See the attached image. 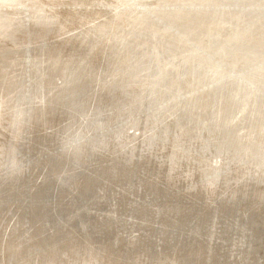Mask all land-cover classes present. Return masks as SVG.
<instances>
[{
  "label": "rangeland",
  "instance_id": "1",
  "mask_svg": "<svg viewBox=\"0 0 264 264\" xmlns=\"http://www.w3.org/2000/svg\"><path fill=\"white\" fill-rule=\"evenodd\" d=\"M23 1V2H22ZM56 1V2H55ZM60 1V2H59ZM72 1V2H71ZM121 1V2H120ZM131 1V2H130ZM161 1V2H160ZM170 1L169 3H167L166 0H0V33L2 34V36L0 35V71L3 72L0 74V81H2L1 84H3L2 86L0 85V97L2 98H6V99H11V100H17L18 98H21L25 95H32L31 97H38L39 103L36 104V106H34L33 109V114L30 120V124L28 125L29 130H27L25 128V136L24 138H26L24 141L29 143V141L32 143H36L37 148L40 149V147H42L44 144L46 145L47 142H49L48 144L51 145H55V142L58 143L59 141L56 139H59L58 137L61 136V134L65 131V129L70 126V123H75L78 122L79 120V116H81L83 114V112L85 113L86 110L88 112H96V113H104L103 117L105 120V123L110 122L111 118L113 116H115L116 112L120 114V118L122 117V119H119L118 116H116L118 119L116 121H119V123H116L114 126L113 124H111V128H109V132H105V136H103V140H107V141H115L117 142L116 145L118 147H125L127 145V141L131 140V138L136 137V134H143V136L145 137H150L153 133V131H157L160 134H158V138L157 136H154V140H151L152 144L151 146L148 144V149H146L149 152V155L147 154L148 152H143V154H140V156L144 157L145 159H143V157L141 158L139 156V154H137V151H133L130 154V157H128V163L127 164V168H122V170L120 172H118L117 175H113L110 174L109 172H106V168L104 169V167L102 168V166H100V169H96L97 165H100V163L105 165H116V163L118 164V157H116V154L118 153L117 151L115 152H111V151H103V153L100 155H97L95 158L98 159V162L96 163V165L94 164V166H90V170L89 168L86 170H83L82 168H75V170H72V166L71 168L69 167L71 164L68 162L70 161L68 158H66L64 155L61 156L62 154L60 153V151L53 153L54 156L50 159L51 162H53V165H55L53 168L56 171H54L53 174V178L56 181L58 179V173L60 172L59 169H65V171L71 172L72 175H76L77 173H81V170L83 173H81L82 175L79 177L73 176L70 178H66L65 182L63 181V183L57 180L58 184L60 183L63 187L60 189H54L52 187L47 188V191H51L46 193V191L44 192V190H42L41 192H38V194L36 196L38 197H32L30 199V201L27 199L30 194L27 193V190L25 189H21L20 191L18 190V192L14 189V190H7V192H5L4 194H0V238L2 237V239H0V256L2 255V257H0V264H193L192 262H194V264H215V262L217 264H236L237 261L239 264H251V263H247L250 260V257L253 256V252L255 254H260L259 259L257 257V259L255 260L256 263L255 264H264V256H261L262 252L260 253V251L258 249H260V247L264 246V88L262 87V85L264 86V4L263 0H255V2H253L254 0H168ZM184 1V2H183ZM191 1V2H190ZM209 1V2H208ZM243 1V2H242ZM6 3L9 4V2H11L10 4L16 5L15 7H11V8H5L4 6L2 7V5H4ZM20 4H19V3ZM22 2V3H21ZM25 2V3H24ZM32 5L31 6V10H30V5L29 3ZM40 2V5H39ZM45 2V3H43ZM48 2V3H47ZM127 2V3H125ZM130 2V3H129ZM148 2V3H147ZM182 2V3H181ZM188 2V3H187ZM201 2V3H200ZM205 2V3H204ZM225 2V4H224ZM236 2V4L234 3ZM4 3V4H3ZM28 3V4H27ZM76 3V4H75ZM114 3V4H113ZM125 3V4H124ZM158 3V4H157ZM165 5H164V4ZM175 3V5L173 4ZM177 3V4H176ZM180 3V4H178ZM211 3V4H210ZM228 3V4H227ZM238 3V5H237ZM253 3V4H252ZM47 4V5H46ZM49 4V5H48ZM162 4L164 6H162ZM171 4V5H169ZM186 4V5H185ZM194 4V6L192 5ZM217 4V5H216ZM235 4V5H234ZM249 4V5H248ZM18 5V6H17ZM61 5V6H60ZM92 5V6H91ZM117 5V6H116ZM181 5V6H180ZM191 5V7H190ZM206 5V6H205ZM217 7H215V6ZM222 5V6H221ZM251 5V6H250ZM253 5V7H252ZM45 6V7H44ZM47 6V8H46ZM126 6V7H125ZM130 6V7H129ZM176 6V7H175ZM187 6V8H186ZM205 6V7H204ZM219 6V7H218ZM224 6V7H223ZM226 6H228L226 8ZM233 6V7H232ZM240 6V7H239ZM242 6V10L240 9ZM261 6V7H259ZM17 7V8H16ZM20 7V8H19ZM26 7V9H25ZM35 7V8H34ZM39 7V8H38ZM49 7V8H48ZM92 7V8H91ZM154 7V8H153ZM158 7V9H157ZM164 7V8H162ZM172 7V8H171ZM179 7V9H178ZM204 7V8H203ZM215 7V8H214ZM223 7V9H222ZM232 7V8H231ZM236 7V8H235ZM28 8V9H27ZM37 8V9H36ZM44 8V9H43ZM65 8V10H64ZM73 8V9H72ZM134 8V9H133ZM153 8V9H152ZM189 8V10H188ZM225 8V9H224ZM253 8V9H252ZM262 8V10H260ZM16 9H19L20 11L18 12ZM49 9V10H48ZM82 9V10H81ZM85 9V10H84ZM139 9V10H138ZM163 9V10H162ZM177 9V10H176ZM207 9V10H206ZM216 9V10H215ZM231 9V10H230ZM233 9V10H232ZM238 9V10H237ZM254 9H256L255 11H253ZM13 10V11H12ZM26 10V11H25ZM39 10V12L37 11ZM42 10V11H41ZM112 10V11H111ZM161 10V11H160ZM168 10V12H167ZM186 10V11H185ZM222 12H221V11ZM237 10V12L235 11ZM248 10V11H246ZM260 10V11H259ZM12 11V12H10ZM15 11H17V15L15 13ZM29 11V12H27ZM33 11V12H31ZM36 11V12H35ZM160 11V13H159ZM163 11V12H162ZM171 11H173L171 13ZM199 11V12H198ZM217 11V12H215ZM251 11V12H250ZM9 12V13H8ZM61 12V14H60ZM66 12V13H65ZM98 12V13H97ZM175 12V13H174ZM190 12V13H189ZM197 12V13H196ZM202 12V13H201ZM208 12V13H207ZM240 12V13H239ZM242 12V13H241ZM259 12V13H257ZM263 12V14H262ZM4 13V15H3ZM7 13V14H6ZM14 13V14H13ZM23 13V14H22ZM25 13V15H24ZM38 13V14H36ZM41 13V14H40ZM48 13V14H47ZM90 13V14H89ZM158 13V14H157ZM174 13V15H173ZM189 13V14H188ZM238 13V14H237ZM245 13V14H243ZM252 13V14H251ZM254 13V14H253ZM8 14L10 16H8ZM34 14V15H33ZM36 14V15H35ZM45 16H43V15ZM84 14V15H83ZM103 14V15H102ZM109 14V15H108ZM160 14V16H159ZM170 14V15H169ZM180 14V15H179ZM193 14V16H192ZM195 14V15H194ZM202 14V15H201ZM213 14V15H212ZM222 14V15H221ZM225 14V15H224ZM229 14V15H228ZM247 14V15H246ZM250 14V15H249ZM30 17H28V16ZM48 15V16H47ZM75 15V16H74ZM88 15V16H87ZM133 15V16H132ZM165 15V16H164ZM236 15V16H235ZM246 15V17H244ZM256 15V16H255ZM8 16V17H7ZM15 16V17H14ZM23 16V17H22ZM38 16V20H36V22H34V19H37ZM52 16V17H51ZM139 16V17H137ZM152 16V17H151ZM155 16V17H154ZM190 16V17H189ZM192 16V17H191ZM197 16V17H196ZM210 16V17H209ZM241 16H243L241 18ZM249 16V18H248ZM251 16V18H250ZM254 16V17H253ZM5 17V18H4ZM12 17V19L10 18ZM17 17V22L15 20V18ZM22 17V18H21ZM28 17V18H27ZM50 17V18H49ZM66 17V18H64ZM131 17L133 18V20L131 19ZM141 17V18H140ZM147 21H145L143 18ZM150 17V18H149ZM174 17V18H173ZM215 17V19H214ZM221 17V18H220ZM226 17V18H225ZM259 17V18H258ZM10 18V19H8ZM24 18V19H23ZM72 18V19H71ZM103 18V19H102ZM130 18V19H129ZM137 18V20H136ZM149 18V19H148ZM152 18V19H151ZM180 18V19H179ZM185 18V19H184ZM208 18V20L206 19ZM225 18V19H224ZM233 18V19H232ZM238 18H240L237 20ZM246 18V19H245ZM256 18V20H255ZM20 19V20H19ZM28 19V20H27ZM31 19V20H30ZM56 19V20H55ZM60 19V20H59ZM66 21H65V20ZM168 19V20H167ZM178 19V20H177ZM184 19V20H183ZM214 19V20H213ZM220 19V20H219ZM224 19V20H223ZM228 19V20H227ZM245 19V20H242ZM262 19V20H260ZM14 20L15 25L13 26L14 22H12ZM52 20L54 21V23H52ZM62 20V21H61ZM64 20V21H63ZM75 20V21H74ZM132 20V21H131ZM141 20V21H140ZM144 20V21H143ZM152 20L154 22H152ZM163 22V23H160ZM166 20V21H164ZM183 20V21H182ZM205 20V21H204ZM235 20V21H234ZM251 20V21H249ZM253 20V21H252ZM258 20V21H257ZM6 23H5V22ZM51 21V22H49ZM68 21V22H67ZM110 21V23H109ZM137 21V22H136ZM139 21V22H138ZM150 21L152 24H150ZM156 21V22H155ZM186 21V22H185ZM192 21V22H191ZM223 23H221V22ZM227 21V22H226ZM4 22V24H3ZM9 22V23H8ZM11 22V24H10ZM20 22V24H19ZM34 22V23H33ZM115 24H114V23ZM141 22V23H140ZM177 22V23H176ZM183 22V23H182ZM220 22V23H219ZM234 22V23H233ZM239 22V23H238ZM246 22V23H245ZM254 22V23H252ZM259 22H263L262 24ZM8 23V24H7ZM19 25H18V24ZM22 23V24H21ZM33 23V24H31ZM75 23V24H74ZM103 23V24H102ZM106 23V24H105ZM125 23V24H124ZM139 23V25H138ZM144 23V25H143ZM158 23V24H157ZM170 23V24H169ZM173 23V24H171ZM185 23V24H184ZM219 23V24H218ZM241 23V24H240ZM251 25H250V24ZM24 24V25H23ZM26 24V25H25ZM29 24V25H27ZM37 24V25H36ZM53 24V25H52ZM64 24V25H63ZM131 24H135L134 29V33L131 32L128 35V32H125L127 34H123V31L121 32V30H118V28H122L123 29L125 27H129V25ZM146 24V25H145ZM157 24V25H154ZM164 24V25H163ZM179 24L181 26H179ZM184 24V25H183ZM191 24V25H190ZM221 24L222 27H221ZM227 24V25H226ZM229 24V25H228ZM232 24V25H231ZM258 24V25H257ZM7 25V27L5 28V26ZM9 25V28H8ZM23 25V26H22ZM35 25V26H34ZM39 25V26H38ZM61 25V26H60ZM63 25V26H62ZM100 25V26H99ZM107 25V26H106ZM123 25V26H122ZM128 25V26H127ZM141 25V29L140 28ZM143 25V26H142ZM172 25V26H171ZM175 25L177 26L175 28ZM206 25V26H205ZM210 25V26H209ZM239 25V26H238ZM37 26V27H36ZM41 26V27H40ZM58 28L56 30V27ZM66 26V27H65ZM102 26V27H101ZM106 26V27H104ZM144 26L146 27V29L144 28ZM154 26V29H153ZM161 26V27H160ZM172 28V30L169 28ZM188 26V27H185ZM229 26V27H228ZM238 26V27H237ZM256 26V28H255ZM259 26V27H258ZM13 27V28H12ZM19 27H23V28H19ZM25 27V28H24ZM29 27V28H28ZM33 27V28H32ZM36 27V30H34ZM88 27V28H87ZM104 27V28H103ZM117 27V29H116ZM150 27V28H149ZM169 29H168V28ZM174 27V28H173ZM182 27V28H179ZM216 29H215V28ZM241 29H240V28ZM243 27V28H242ZM251 30H250V28ZM2 28L4 30H2ZM8 28V29H7ZM43 28V29H42ZM55 30H54V29ZM100 28V29H99ZM109 28V29H108ZM144 28V29H143ZM185 28V29H184ZM218 28V29H217ZM231 28V30H230ZM232 28H235L232 29ZM238 28V29H237ZM7 29V31H6ZM14 31H12V30ZM19 29V30H18ZM25 29V30H24ZM32 29V30H31ZM45 29V30H44ZM48 29V30H47ZM61 29V30H60ZM137 29V30H136ZM139 29V30H138ZM151 29V30H150ZM178 29V30H177ZM184 29V30H183ZM210 29V30H209ZM259 29V30H258ZM22 30V32H21ZM24 30V31H23ZM27 30V31H26ZM40 30V31H39ZM44 30V32H43ZM96 30V31H95ZM104 30V31H103ZM107 30V31H106ZM156 32V31H160V32H165V37L169 38V41H173V47L172 50L171 48H169L168 46H161L162 44H154L153 45H149L144 43L143 41L139 40V37L137 36L138 33L137 32H141L143 33V31H147V32ZM175 30V31H174ZM176 30L178 31V33L176 32ZM214 32H213V31ZM227 30V31H226ZM240 30V31H239ZM245 30V31H244ZM256 30V32L254 31ZM258 30V31H257ZM263 30V31H262ZM6 31V32H5ZM12 31V32H10ZM36 31V34H35ZM51 31V32H50ZM63 31V32H62ZM70 31V32H69ZM87 31V32H86ZM110 31V32H109ZM120 31V33H119ZM173 31V32H172ZM205 31V32H204ZM210 31V32H209ZM217 31V32H216ZM244 31V32H243ZM248 31V32H247ZM250 31V32H249ZM260 31V32H259ZM12 33L11 35L9 33ZM13 32L15 34H13ZM29 32V33H27ZM34 32V33H33ZM38 32V33H37ZM40 32V33H39ZM47 32V33H46ZM81 32V33H80ZM84 32V33H83ZM105 32V33H104ZM107 32L109 34H107ZM113 32V33H112ZM175 32V34H174ZM180 32V33H179ZM212 32V33H211ZM223 32V33H222ZM225 32V34H224ZM243 32V33H241ZM262 32V33H261ZM4 33V34H3ZM8 35H7V34ZM22 33V34H21ZM26 33V34H25ZM43 33V34H42ZM134 35H133V34ZM170 33V34H169ZM184 33V34H183ZM197 33V34H196ZM205 33V34H203ZM210 33V34H208ZM240 33V34H239ZM248 33V34H247ZM17 34V36H16ZM33 34V35H32ZM35 34V36H34ZM63 34V35H62ZM93 37H92V35ZM174 34V35H173ZM177 34V35H176ZM179 34V35H178ZM181 34V36H180ZM217 34V35H216ZM242 34V35H241ZM258 34V36H257ZM6 35V36H5ZM14 35V36H13ZM23 35V36H22ZM43 35V36H41ZM90 35V37H89ZM97 35V36H95ZM101 35V37H100ZM107 35V37H106ZM117 35V36H116ZM125 37L126 39H123V37ZM132 35V36H131ZM192 35V36H191ZM194 35V36H193ZM211 35V36H210ZM37 36H38V41H37ZM59 36V37H58ZM66 36V37H65ZM88 36V37H87ZM105 36V37H103ZM115 36V37H114ZM245 36V38H244ZM248 36V37H247ZM9 38V39H6ZM26 37V38H25ZM32 37V38H31ZM36 37V39H35ZM40 37V38H39ZM45 37V38H43ZM100 37V38H99ZM112 37H114L112 39ZM117 37V38H116ZM133 37V38H132ZM138 37V38H137ZM172 37H174L172 39ZM176 37V38H175ZM179 37V38H177ZM183 37L185 39H183ZM203 37V38H202ZM206 37V39H205ZM212 37V38H210ZM230 37V38H229ZM242 37V38H241ZM257 38V42H255L256 40H254ZM17 38V39H16ZM92 38V39H91ZM103 38V39H102ZM109 38V39H107ZM119 38V39H118ZM193 38V39H192ZM199 38V39H198ZM214 38V39H213ZM222 40H221V39ZM227 38V39H226ZM239 38V39H238ZM12 39V40H11ZM26 39V40H25ZM41 42H40V40ZM44 39V41L42 40ZM74 39V40H73ZM79 39V40H78ZM91 39V40H90ZM97 39V40H95ZM105 39V40H104ZM112 39V40H111ZM171 39V40H170ZM176 39V42H174ZM178 39V40H177ZM182 39V40H179ZM191 39V40H190ZM195 39V40H194ZM204 39V40H203ZM210 39V40H208ZM229 39V41H228ZM233 39V40H232ZM238 41H237V40ZM248 39V40H246ZM49 40V41H48ZM65 40V41H64ZM116 40V41H115ZM125 42H124V41ZM204 42H203V41ZM236 42H235V41ZM261 40V41H260ZM27 44V48L28 49H24L26 42ZM35 41V42H34ZM47 41V42H46ZM95 43H94V42ZM108 41H110L108 43ZM119 41V42H118ZM141 41V42H140ZM188 41V42H187ZM191 41V42H190ZM200 41V42H199ZM223 41V42H222ZM253 41V42H252ZM46 42V43H45ZM122 42V43H121ZM128 42V43H127ZM130 42V43H129ZM184 42V43H182ZM190 42V43H189ZM193 42V43H192ZM211 42H215L213 45ZM229 42V43H228ZM248 42V43H247ZM255 42V43H254ZM263 42V43H262ZM4 43V44H3ZM35 43V44H34ZM76 43V44H75ZM103 43V44H102ZM111 43V44H110ZM142 45H141V44ZM185 45H182V44ZM189 43V44H188ZM193 45H192V44ZM199 43V44H198ZM202 43V44H201ZM216 43L218 45H216ZM237 43V44H236ZM9 44V45H8ZM81 44V46H80ZM118 44V45H117ZM121 44L123 46H121ZM130 44V45H129ZM209 44V46H208ZM244 44V45H243ZM247 44V45H246ZM255 44V45H254ZM257 44V45H256ZM43 45V46H42ZM45 45V47H44ZM49 45V47H48ZM62 45V46H61ZM94 45V46H93ZM109 45V46H108ZM116 45V46H115ZM143 47H141V46ZM149 45V46H147ZM182 45V46H181ZM187 45V46H186ZM202 45V46H201ZM205 45H207V47H204ZM212 45V46H211ZM254 45V46H253ZM6 46V47H5ZM33 46V47H32ZM47 46V48H46ZM51 46V47H50ZM70 46V47H69ZM73 46V48H72ZM87 46V47H86ZM90 46V48H89ZM108 46V48H107ZM147 46V47H146ZM159 46V48H158ZM200 46L198 49L197 47ZM217 46V47H216ZM225 46V47H224ZM2 47V48H1ZM8 47V48H7ZM56 47V48H55ZM95 48L94 50L91 48ZM99 47V48H98ZM112 47V48H111ZM117 47V48H116ZM162 47V49H161ZM164 47V48H163ZM178 47V48H176ZM180 47V48H179ZM40 48V49H38ZM50 48V49H49ZM86 51H81L83 49ZM89 48V49H88ZM123 50H122V49ZM128 48V49H127ZM130 51H127L129 50ZM142 48V50H141ZM149 48V49H148ZM177 51H176V49ZM217 48V50H215ZM221 48V49H220ZM2 49H4L2 51ZM30 49V50H29ZM43 51H42V50ZM88 49V50H87ZM113 49V50H112ZM118 51H116V50ZM127 49V50H126ZM147 49V50H146ZM151 49V50H150ZM169 49V50H168ZM179 49V50H178ZM194 49V50H193ZM196 49V51H195ZM208 49V51H207ZM227 51L229 53H231L232 55H236L235 58L239 55V57L241 58L242 56H246V60H249V62L251 61L253 63V65L251 64L250 66H248V68L250 70H248V72H244V70H242L243 72L238 73L236 76V78H234V82L233 80L230 82L226 80V78L224 77V72H222L219 69V66L221 63H219L220 59L219 56L217 55V51L221 50V51ZM235 49V50H232ZM253 49V50H251ZM258 49V50H257ZM261 49V50H259ZM25 50V51H24ZM35 50V52H33ZM40 53H38V51ZM46 50V51H45ZM168 50V51H167ZM171 50V51H170ZM212 52H211V51ZM229 50V51H228ZM248 50V51H247ZM30 54H29V52ZM52 51V52H51ZM56 52L55 54H51ZM60 51V52H59ZM92 51V52H91ZM121 51V52H120ZM137 51V52H136ZM146 51V52H145ZM173 51V52H172ZM191 51V52H189ZM194 51V52H193ZM201 51V52H200ZM203 51V52H202ZM206 53H205V52ZM216 51V52H215ZM241 51V52H240ZM257 51V52H256ZM47 52V53H46ZM58 52V54H57ZM88 52V54H87ZM124 52H128L130 55L125 54ZM133 52V53H132ZM143 52V53H142ZM152 52V53H151ZM154 52V53H153ZM158 52V54H157ZM168 52V53H166ZM183 52V53H182ZM187 52V53H186ZM195 55H193V53ZM209 52V53H208ZM238 52V53H237ZM263 52V53H260ZM26 53V55H25ZM34 53V55H32ZM36 53V54H35ZM43 53V54H42ZM102 53V54H101ZM106 53V54H105ZM111 55H110V54ZM123 53V55H122ZM136 53V54H135ZM153 54V56L150 54ZM169 53H172L169 55ZM204 53V54H203ZM256 53V54H255ZM260 53V55H259ZM5 54V56L3 55ZM10 54V55H9ZM15 54V55H14ZM28 54V55H27ZM74 54V55H72ZM115 54V55H113ZM142 54V55H141ZM155 54V55H154ZM176 54V55H175ZM184 54V55H183ZM188 54V55H187ZM212 54V55H211ZM14 55V56H13ZM25 55V56H24ZM34 58H30L31 56ZM37 55V56H36ZM39 55V56H38ZM41 55V56H40ZM51 55V56H50ZM55 55V56H53ZM58 55V56H57ZM71 55V56H70ZM106 55V57H104ZM123 60H121L120 56ZM141 55V57H140ZM147 55V56H146ZM158 55V56H157ZM180 55V56H179ZM206 55V56H205ZM211 55V56H208ZM254 57H253V56ZM8 56V57H7ZM57 56V57H56ZM61 56V58H59ZM63 56V57H62ZM70 56V58L68 57ZM78 56H80L78 58ZM99 56V57H98ZM112 56V57H111ZM118 56V57H117ZM127 56V57H126ZM137 56V57H136ZM146 56V57H144ZM152 58H151V57ZM156 56V57H155ZM169 56V57H168ZM173 56V58L171 57ZM208 56V57H207ZM215 56V57H214ZM6 57V58H5ZM11 57V59L9 58ZM28 58V59H25ZM48 57V58H47ZM50 57V58H49ZM65 57V58H64ZM76 57V58H75ZM87 59H85V58ZM90 57V58H89ZM102 57V58H101ZM126 57V59H125ZM143 57L145 58V60L142 59ZM148 57L150 60H148ZM159 57V58H158ZM167 57V58H165ZM176 57V58H175ZM181 57V58H180ZM190 57V58H189ZM237 57V61L240 60V58ZM9 58V59H8ZM39 60H38V59ZM45 61H44V59ZM53 58V59H52ZM55 58V59H54ZM83 62H82V60ZM84 58V59H83ZM120 58V59H118ZM140 58V59H139ZM154 58V59H153ZM157 58V59H156ZM163 58V59H162ZM171 58V60L169 59ZM210 58V59H209ZM249 58V59H248ZM261 58V59H259ZM5 59V61H4ZM48 59V60H47ZM50 59V61H49ZM60 59V61H59ZM80 59V60H79ZM102 59V60H100ZM105 59V60H104ZM118 59V62H116V60ZM139 59V60H137ZM162 59V60H160ZM165 59V60H164ZM167 59V60H166ZM174 59V60H173ZM183 59V60H182ZM193 59V60H192ZM196 61H195V60ZM209 61H208V60ZM212 59V60H211ZM252 59V60H251ZM29 60V61H28ZM37 60V61H36ZM43 60V61H42ZM52 60V61H51ZM63 60L65 61L64 64ZM75 60V61H72ZM86 60V61H85ZM134 60L136 62H134ZM158 60V61H156ZM214 60V62H213ZM218 60V61H217ZM11 61H13L11 63ZM27 61V62H26ZM39 61V62H38ZM42 61V62H41ZM92 61V63H91ZM102 61V62H101ZM106 61V62H105ZM115 61V64H117V66H110L109 69H105L104 67L109 66L112 64V62ZM125 61V62H124ZM129 62V64L127 62ZM133 61V62H132ZM138 61V62H137ZM141 61V63H140ZM146 61V63L144 62ZM149 61V63L147 62ZM154 61V62H153ZM172 61V62H171ZM176 61V62H174ZM184 61V62H183ZM192 61V62H191ZM5 62V63H3ZM37 62V63H36ZM76 62V63H75ZM85 62V65L83 64ZM90 62V63H89ZM98 62V63H97ZM101 62V64H100ZM123 62V63H122ZM156 62V63H155ZM181 62V63H179ZM205 62V63H203ZM211 62V63H210ZM3 63V64H2ZM11 63V64H10ZM31 63V64H29ZM40 63V65H39ZM43 63H45V65L43 66ZM67 63V65H66ZM69 63V64H68ZM105 63V65L103 64ZM107 63V64H106ZM133 65H130V64ZM137 63V64H136ZM139 63V65H138ZM143 63V66H142ZM152 63V65H151ZM160 65H159V64ZM166 63V64H165ZM170 63V64H169ZM178 63V64H177ZM208 63V64H207ZM261 63V64H260ZM9 64V65H8ZM15 64V66H14ZM57 64V65H55ZM71 64V65H70ZM78 64V65H76ZM81 66H80V65ZM89 64V65H88ZM99 64V65H98ZM149 66H148V65ZM157 64V66L155 65ZM173 64V65H172ZM197 64V65H196ZM258 64V65H257ZM4 65L5 67H2ZM8 65V66H7ZM31 67H30V66ZM37 65V66H36ZM42 65V66H41ZM54 65V66H53ZM60 65H62L63 67H59ZM70 65V67H69ZM75 65V66H74ZM83 65V66H82ZM87 65V66H86ZM91 65V67H90ZM101 65V66H100ZM102 65H104L102 67ZM121 65V69L117 70V72L115 71V69L113 67L116 68H120ZM123 65V66H122ZM129 65V66H125ZM163 65V66H162ZM178 65V66H177ZM13 66V67H12ZM23 66V67H22ZM29 66V67H28ZM46 66V67H45ZM49 66L50 71H49ZM56 66V67H55ZM136 66V67H135ZM138 66V67H137ZM140 66V67H139ZM142 66V67H141ZM168 66V67H167ZM175 66V67H174ZM9 67V69H8ZM11 67V68H10ZM22 67V68H21ZM33 67V69H32ZM36 69H35V68ZM69 67V68H68ZM73 67H75L73 69ZM85 67V68H84ZM124 67V68H123ZM129 67V68H127ZM130 67L131 70H130ZM150 69H149V68ZM155 67V68H153ZM160 67V68H157ZM163 67V68H162ZM183 69H180L182 68ZM194 67V68H193ZM196 67V68H195ZM255 67V68H254ZM4 68V70H3ZM15 68V70H14ZM25 68V69H24ZM30 68V69H29ZM47 68V69H46ZM56 68V69H55ZM58 68V69H57ZM66 68V69H65ZM68 68V69H67ZM77 70V74H76V69ZM86 68H90L91 70H87ZM127 68V69H126ZM135 68V70H134ZM140 68V69H139ZM147 68V69H145ZM167 68V70H166ZM189 68V69H188ZM206 68V69H204ZM258 68V69H257ZM2 69V70H1ZM18 69V70H17ZM22 69H24L25 71L23 72ZM28 69V70H26ZM57 70L58 73H56L55 70ZM64 69V70H63ZM72 71H71V70ZM84 69V70H83ZM93 69V70H92ZM98 69V70H97ZM101 69V70H100ZM110 69L113 71L111 72ZM126 69V70H124ZM156 73L154 76L153 70ZM157 69V70H156ZM188 69V70H187ZM11 74H10V71ZM21 70V71H20ZM44 70V71H43ZM47 70V71H46ZM61 70V71H60ZM83 70V71H81ZM88 72H87V71ZM104 70V71H103ZM129 70V71H128ZM138 70V71H137ZM150 70V71H149ZM156 70V71H155ZM159 70V71H158ZM163 70V71H162ZM178 70V71H177ZM194 70V71H193ZM208 70V71H207ZM258 70V71H257ZM5 71V72H4ZM29 71V72H28ZM36 73H35V72ZM43 73H41V72ZM55 73H53V72ZM65 72V74L60 73V72ZM80 71V72H79ZM86 71V72H85ZM92 71V72H91ZM98 71V72H97ZM99 71H102L99 72ZM111 72V74H109V72ZM114 71L116 73H114ZM124 71V72H123ZM158 71V72H157ZM174 71H177L176 73H174ZM191 71V72H190ZM203 73H202V72ZM250 71V72H249ZM262 71V73H261ZM27 72V73H26ZM70 72V74H69ZM75 72V73H74ZM82 72V73H81ZM85 72V73H84ZM92 74H91V73ZM107 72V74H106ZM118 72L119 75H118ZM128 72V73H127ZM146 72V73H145ZM147 72H149L150 74H148ZM166 72V73H165ZM174 74H173V73ZM196 72V75L194 74ZM206 74H205V73ZM260 72V73H259ZM13 73V74H12ZM21 76H19V74ZM24 73V74H23ZM38 73V74H37ZM52 75H51V74ZM95 73V74H94ZM107 76H105V74ZM166 75H165V74ZM171 73V75H169ZM185 74V75H181V74ZM210 73V74H209ZM223 73V74H222ZM244 73V74H243ZM30 76H29V75ZM35 74V75H32ZM59 74H61L59 76ZM84 76H81V75ZM87 74V75H85ZM109 74V75H108ZM121 74V75H120ZM129 74V75H128ZM131 74V76H130ZM148 74V75H147ZM212 74V75H211ZM215 74V75H214ZM221 74V75H220ZM249 74V75H248ZM253 74V75H252ZM6 75V76H5ZM29 79H28V76ZM37 75H38V79L37 80ZM70 75V77L68 76ZM74 75V76H73ZM80 75V76H79ZM136 75V77H135ZM143 75V76H141ZM146 75V76H144ZM161 75V76H160ZM165 75V76H164ZM177 75H179V77L181 78H175ZM181 75V76H180ZM189 75V76H188ZM192 75V76H191ZM202 75V76H201ZM218 75V76H217ZM247 77H245V76ZM261 75V76H260ZM10 77L8 79H6L7 77ZM12 76V77H11ZM24 76V77H23ZM36 78H35V77ZM56 76V78H55ZM66 76V77H65ZM124 76V77H123ZM129 80V82L125 79ZM150 76V77H149ZM160 76V77H159ZM172 78H171V77ZM194 76V78H193ZM201 78H200V77ZM243 76V77H242ZM6 77V78H5ZM18 77V79H17ZM23 79H22V78ZM34 77V80H33ZM41 79H40V78ZM53 77V78H52ZM59 77L61 79H59ZM69 77V78H68ZM92 77V78H91ZM130 77V78H129ZM134 77V78H133ZM149 79H147V78ZM155 77V78H153ZM159 77V78H157ZM166 77V78H165ZM222 77V78H221ZM2 78V79H1ZM49 78V80H48ZM72 80H71V79ZM77 78V79H76ZM79 78V79H78ZM81 78V79H80ZM89 78V79H87ZM99 78L102 80H99ZM110 78V79H108ZM112 78V80H111ZM129 78V79H128ZM185 78V79H184ZM193 78V79H192ZM204 78V79H203ZM217 78V79H216ZM241 78V79H239ZM11 79V80H9ZM25 79V80H24ZM28 79V80H27ZM51 79V80H50ZM65 79V80H64ZM67 79V80H66ZM69 79V80H68ZM74 79V81H73ZM76 79V80H75ZM84 79H86L85 81H83ZM98 79V80H96ZM105 79V80H104ZM110 82L107 83V82ZM119 79V80H118ZM125 79V80H124ZM131 79V81H130ZM135 79V81L133 80ZM139 79V80H138ZM153 79V80H152ZM154 79L158 80L157 83H155ZM170 79V81H169ZM198 79V80H197ZM202 81H201V80ZM224 79V80H223ZM260 79V80H259ZM6 82H5V81ZM32 80V82H31ZM37 80V82H36ZM42 80V81H40ZM55 80V82H54ZM79 80V81H78ZM81 80V82H80ZM91 82H89V81ZM107 80V82H106ZM121 80V81H120ZM141 80V82H140ZM150 80V81H148ZM162 80V81H161ZM169 82H165L167 81ZM200 80V81H199ZM206 80V81H205ZM214 80V81H213ZM219 80V81H218ZM246 80V81H245ZM18 81V82H17ZM22 81V82H20ZM39 81V82H38ZM45 81V84H44ZM50 81V82H49ZM61 81H63L61 83ZM66 81V82H65ZM72 81V82H70ZM87 81V82H86ZM96 81V83H95ZM98 81V82H97ZM117 83V87H116V83ZM125 81V82H124ZM133 81V84H132ZM153 81V82H152ZM251 81V82H250ZM12 82V83H11ZM14 82V84H13ZM31 82V84H30ZM50 84H48V83ZM52 82V84H51ZM60 82V83H59ZM79 82V83H77ZM86 82V83H84ZM104 84H103V83ZM115 84H114V83ZM136 82V83H135ZM145 84H143V83ZM161 82V83H159ZM176 82V83H175ZM208 82V83H207ZM211 82V84H210ZM241 82V83H240ZM257 82V83H256ZM8 83V84H6ZM33 83V84H32ZM68 83V84H67ZM105 83H107L105 85ZM120 83V84H119ZM122 83V84H121ZM124 83V85H123ZM160 87H159V84ZM191 83V84H190ZM215 83V84H214ZM217 83V84H216ZM245 83V84H244ZM262 83V84H261ZM11 86H8V85ZM29 84V85H28ZM38 84V85H37ZM56 84V85H55ZM60 84H62L60 86ZM65 84V85H64ZM77 84V86H76ZM80 84V85H79ZM89 84V85H88ZM95 84V85H94ZM114 84V88L116 87V89L112 88ZM153 84V86H152ZM158 84V85H157ZM224 84V85H223ZM227 84V85H226ZM241 84V85H239ZM250 84V85H249ZM20 85V86H18ZM25 85V86H24ZM54 85V87H53ZM83 85V86H82ZM101 85V88H99ZM132 85V86H130ZM145 87H143V86ZM177 86V88H175ZM187 85V86H186ZM197 85V86H196ZM223 85V86H222ZM248 85V86H247ZM15 86V87H14ZM17 86V87H16ZM30 86V87H29ZM45 87V89L43 87ZM49 86V87H48ZM67 86V89H66ZM81 88H80V87ZM86 86V87H85ZM87 86H89L87 88ZM98 86V87H97ZM121 88H119V87ZM134 86V87H133ZM137 86V87H135ZM149 86V87H148ZM199 86V87H198ZM204 86L206 88H204ZM212 86V87H211ZM225 86V87H224ZM2 87V88H1ZM12 87V88H11ZM47 87V88H46ZM53 87V88H52ZM60 87V88H59ZM64 87V88H63ZM77 87V88H75ZM83 87V88H82ZM91 87V88H90ZM105 87V88H104ZM129 87V88H128ZM147 87V88H146ZM190 87V88H189ZM193 87V88H192ZM236 87V88H235ZM5 88V89H3ZM12 90H11V89ZM28 88V89H27ZM31 88V89H30ZM51 88V89H50ZM73 88V89H72ZM86 88V89H85ZM103 88V89H102ZM118 88V89H117ZM124 88V89H123ZM130 88H132L130 90ZM136 89V92L135 91ZM142 88V89H141ZM144 88V89H143ZM151 90H150V89ZM162 93H157L158 91L156 89ZM160 88V90H159ZM166 88V89H165ZM183 88V89H182ZM198 88V89H197ZM226 88V89H225ZM241 90H239V89ZM21 89V90H20ZM43 89V91L41 90ZM49 89V90H48ZM54 89V90H53ZM57 89V90H56ZM81 89V90H80ZM97 89V91H96ZM101 89V90H100ZM107 89V90H106ZM121 89V90H120ZM129 89V91H127ZM140 89V90H139ZM149 89V90H148ZM168 89V90H167ZM172 89V90H170ZM215 89V90H214ZM219 89V90H218ZM223 89V90H220ZM263 89V90H262ZM15 92H14V91ZM24 90V91H23ZM30 90V91H29ZM33 90V91H32ZM60 90V91H59ZM66 90V91H65ZM77 90V91H76ZM80 90V91H79ZM92 90V91H91ZM103 90V92H102ZM123 90V91H122ZM133 90V91H132ZM142 92L141 90H148V95L145 97V99H139L140 96L138 94L139 91ZM153 90V91H152ZM180 90V91H179ZM184 90V91H183ZM201 90V91H200ZM226 90V91H225ZM239 90V91H238ZM244 90V91H243ZM249 90V91H248ZM257 90V91H256ZM260 90V92H259ZM20 91V92H19ZM26 91V93H25ZM59 91V92H58ZM69 91V92H67ZM85 91V92H84ZM90 95H89V93ZM114 91V92H113ZM116 91V92H115ZM119 91V92H118ZM126 91V92H125ZM150 91V92H149ZM152 91V92H151ZM156 91V93L154 92ZM216 91V92H215ZM223 91V92H222ZM4 92V93H3ZM18 95H17V93ZM32 92V93H31ZM48 92V93H46ZM62 92V93H61ZM65 92V93H64ZM72 92V94H71ZM97 92V93H94ZM101 92V93H100ZM122 92V93H121ZM125 92V93H124ZM154 92V94H153ZM164 92V93H163ZM170 92V94H169ZM175 92V93H174ZM219 92V93H218ZM3 93V94H1ZM28 93V94H27ZM39 93V94H38ZM43 93V95H42ZM57 97H56V95ZM60 93V94H59ZM74 93V94H73ZM103 93V94H102ZM116 93V94H115ZM127 93V94H126ZM182 93V94H181ZM187 93V94H186ZM226 93V94H225ZM234 93V94H232ZM241 93V94H240ZM248 93V94H247ZM257 93V94H256ZM9 94V96H8ZM11 94V95H10ZM25 94V95H24ZM59 94V96H58ZM66 94V95H65ZM94 94V95H93ZM102 94V95H101ZM110 94V95H109ZM118 94V95H117ZM126 94V95H125ZM129 94V95H128ZM132 94V97L136 100H134L130 95ZM138 97H137V95ZM164 94H166L165 96H163ZM168 94V95H167ZM175 94V95H174ZM178 94V97H177ZM192 94V95H190ZM213 94V95H212ZM252 94V95H251ZM259 94V95H258ZM263 94V95H262ZM15 95V96H14ZM61 95V96H60ZM78 95V96H77ZM93 95V97H92ZM116 95V96H114ZM129 98V100L127 101L125 99ZM159 97H157V96ZM162 95V96H161ZM185 97H184V96ZM231 95V96H229ZM262 95V96H261ZM90 98H89V97ZM101 96V97H100ZM120 96V97H119ZM136 96V97H135ZM155 96V97H154ZM172 98H170V97ZM219 96V97H217ZM241 96V97H240ZM243 96V97H242ZM256 98H255V97ZM60 97V98H59ZM70 99H69V98ZM97 97V98H95ZM115 97V99H113ZM148 97V98H147ZM183 97V98H182ZM223 97V98H222ZM253 97V98H252ZM46 98V99H45ZM56 98V99H55ZM72 98V99H71ZM79 98V99H78ZM84 98L87 100H84ZM95 98V99H94ZM121 98V99H120ZM123 98V100H122ZM147 98V99H146ZM165 98V99H164ZM168 98V99H167ZM176 98V99H175ZM179 98V99H177ZM233 98V99H232ZM243 98V100H242ZM247 98V100H246ZM261 98V99H260ZM1 99V100H2ZM45 99V100H44ZM52 99V100H50ZM64 99V100H63ZM66 99V100H65ZM75 99V100H74ZM98 99V100H97ZM107 99V100H106ZM139 99V100H138ZM150 99V100H149ZM159 101V103L156 102ZM181 99V100H180ZM239 99V100H238ZM259 99V101H258ZM56 102H55V101ZM62 102H61V101ZM71 100V101H70ZM82 100V102H81ZM84 100V101H83ZM97 100V101H96ZM111 100V101H110ZM114 100V101H113ZM118 100V101H117ZM132 100V101H131ZM152 100V101H151ZM167 100V101H166ZM174 100V101H172ZM184 100V101H183ZM217 100V101H216ZM231 100V101H230ZM233 100V103H232ZM254 100V101H253ZM50 101V103H49ZM66 101V102H64ZM70 101V102H68ZM124 101V102H123ZM131 101V104L133 103L134 105H131L129 102ZM142 101V102H140ZM149 101V102H148ZM155 101V102H154ZM178 101V102H177ZM228 101V102H227ZM236 101V102H235ZM248 101V102H247ZM47 102V103H46ZM51 102H53L51 104ZM74 102V103H73ZM82 103V105L79 104ZM96 102V103H94ZM102 102V103H100ZM116 102V103H115ZM119 104H118V103ZM139 102V103H137ZM166 102V103H165ZM174 103L172 105V103ZM185 102V103H184ZM199 102V103H198ZM238 102V103H237ZM65 103V105H63ZM92 103V104H91ZM101 105H100V104ZM113 104V106L111 104ZM128 103V104H127ZM148 103V106H144V104ZM152 103V104H151ZM165 103V105L163 104ZM189 103V104H188ZM194 103V104H193ZM256 103V104H254ZM57 106H56V105ZM69 104V105H67ZM71 104V105H70ZM103 104H105V107L103 106ZM108 104V105H107ZM124 104V105H123ZM137 104V105H136ZM142 107H145V109H143V107H139L140 105ZM156 104V105H155ZM159 104V105H158ZM169 104V105H168ZM214 104V105H213ZM228 106H227V105ZM250 104V106H249ZM252 104V105H251ZM55 105V106H54ZM59 105V106H58ZM67 105V106H66ZM79 106V109L75 106ZM92 105V106H91ZM107 105V106H106ZM117 105V106H115ZM128 105V106H127ZM130 105V106H129ZM163 105V106H162ZM174 107H172V106ZM178 105V106H177ZM218 105V106H217ZM258 105V106H257ZM39 106V107H38ZM42 106V107H41ZM54 106V107H53ZM69 106V107H68ZM73 106V107H72ZM97 106V107H96ZM112 108H111V107ZM115 106V107H114ZM120 106V107H119ZM124 106V108H123ZM127 106V108H125ZM166 106V107H165ZM185 106V107H184ZM191 106V107H190ZM215 106V109H214ZM47 107V108H46ZM58 107V108H57ZM82 107V108H81ZM87 107V108H86ZM102 107V108H100ZM118 107V108H117ZM130 107V108H129ZM138 107V111L140 109V111H143L140 115L139 113L136 114L137 109L135 108ZM147 107V108H146ZM156 107V109H155ZM163 107V108H162ZM168 107V108H167ZM187 107V109H186ZM194 107V108H193ZM212 107V108H211ZM228 107V108H227ZM250 107V108H249ZM254 107V108H253ZM95 108V109H94ZM104 108V110H103ZM111 108V109H110ZM115 110H114V109ZM133 108V109H131ZM171 108V110H169ZM175 108V109H174ZM209 111H208V109ZM36 109V110H35ZM39 109V111H37ZM62 109V111H61ZM67 109V110H66ZM75 109V110H74ZM81 109V110H80ZM99 109V110H98ZM114 111H113V110ZM120 109V110H119ZM123 109V110H122ZM125 109V110H124ZM143 109V110H142ZM150 109V110H149ZM155 111H153V110ZM165 109V110H164ZM167 109V110H166ZM185 109V110H184ZM199 109V110H198ZM226 109V110H225ZM243 109V110H241ZM35 110V111H34ZM59 110V111H58ZM71 110V112H70ZM79 110V112L77 111ZM90 110V111H89ZM96 110V111H94ZM110 110V111H109ZM130 110V111H129ZM135 110V111H134ZM152 110V111H151ZM162 110V112H161ZM174 110V111H173ZM181 110V111H180ZM229 110V111H228ZM43 111V112H42ZM76 111V112H75ZM109 111V112H108ZM123 113H122V112ZM127 111V112H126ZM134 111V112H133ZM146 111V112H145ZM149 111V112H148ZM160 111V112H159ZM164 111V112H163ZM185 111V112H184ZM192 111V112H191ZM228 111V112H227ZM234 111V112H233ZM237 111V112H236ZM37 112V113H36ZM41 112V113H40ZM56 112V113H55ZM106 112V113H105ZM109 114H108V113ZM114 112V113H113ZM152 112V113H151ZM155 112V113H154ZM170 112V113H169ZM177 112V113H176ZM181 112V113H180ZM191 112V113H189ZM196 114H195V113ZM240 112V113H239ZM260 112V113H259ZM36 113V115H35ZM40 113V115H39ZM43 113V115H42ZM59 113V114H58ZM65 113V114H64ZM68 113V114H67ZM75 113V114H73ZM112 113V115L110 114ZM146 113V114H145ZM151 113V114H150ZM161 115H160V114ZM164 113V114H163ZM167 115H166V114ZM212 113V114H211ZM236 113V114H235ZM257 113V114H255ZM48 114V115H47ZM126 114L128 117H126ZM129 114V115H128ZM132 114V115H131ZM136 114V115H134ZM185 114V115H183ZM208 114V115H207ZM211 114V115H210ZM231 116H230V115ZM242 114V115H241ZM35 115V116H34ZM42 115V116H41ZM71 115V116H70ZM76 117H75V116ZM106 115V116H105ZM111 115V116H109ZM145 115V116H144ZM150 115V116H148ZM154 115V117H153ZM158 115V116H157ZM165 115V117H163ZM174 117H173V116ZM239 115L241 117H239ZM263 115V117H262ZM41 116V117H40ZM61 116V117H60ZM65 116V117H64ZM73 116V117H72ZM134 116H144L143 120V124L141 125H137L138 127H141L138 131H136V133L130 129H127V127H125L124 124H120V123H124V121H128V119L132 118ZM157 116V118H155ZM159 116L161 117V119L159 118ZM170 116V117H169ZM185 116V119H184ZM205 116V117H204ZM216 116V117H215ZM231 118H230V117ZM37 117V118H36ZM46 117V118H45ZM53 117V118H52ZM68 117V118H67ZM109 117V118H108ZM178 117V118H177ZM180 117V118H179ZM190 117V118H189ZM218 117V118H217ZM234 117V119H233ZM59 118V119H57ZM64 118V119H63ZM67 118V119H66ZM124 118V119H123ZM126 118V119H125ZM175 118V119H173ZM183 118V119H182ZM196 118V119H195ZM229 118V119H228ZM252 118V119H251ZM254 118V119H253ZM261 118V119H259ZM108 119V121H107ZM152 119V120H151ZM155 119V120H154ZM169 119V120H168ZM172 119V121L170 120ZM195 119V120H194ZM218 119V120H217ZM220 119V120H219ZM246 119V120H245ZM248 119V121H247ZM257 119V120H256ZM34 120V121H33ZM41 120V121H40ZM70 120V122H68ZM151 120V121H150ZM154 120V121H153ZM168 120V121H167ZM180 120V121H179ZM183 120V122H182ZM191 120V122H190ZM202 120V121H201ZM241 120V121H240ZM254 120V121H253ZM260 122H259V121ZM53 121V122H52ZM63 121V122H62ZM66 121V122H65ZM158 121V122H157ZM194 123H193V122ZM196 121V122H195ZM201 121V122H199ZM214 121V122H213ZM217 121V122H216ZM224 121V122H223ZM32 122V123H31ZM37 122V123H36ZM41 122V124H40ZM60 122V123H59ZM65 122V123H64ZM148 122V123H147ZM160 122V123H159ZM177 122V123H176ZM182 122V123H181ZM185 122V123H184ZM216 122V123H215ZM242 122V123H241ZM34 123V124H33ZM68 123V124H67ZM126 123V122H125ZM153 123V124H152ZM181 123V124H180ZM188 123V124H187ZM200 125H199V124ZM206 123V124H205ZM209 123V124H208ZM219 123V124H218ZM226 123V124H225ZM237 123V124H236ZM244 123V124H243ZM257 123V124H256ZM70 124V125H69ZM120 126H119V125ZM151 124V125H149ZM156 126H161V127H157V129H155V125ZM165 124V126H164ZM170 124V125H169ZM184 126H183V125ZM193 124V125H192ZM234 124V125H233ZM0 125H2L0 123ZM33 125V126H32ZM61 125L65 126V127H61ZM122 125V126H121ZM149 125V126H148ZM180 125V126H179ZM188 125V126H187ZM196 125V127L194 128V126ZM202 125V126H201ZM213 125V126H212ZM216 125V127H215ZM225 125V127H224ZM228 125V126H227ZM230 125V126H229ZM233 125V127L231 126ZM38 126V127H37ZM51 126V127H50ZM57 126V127H56ZM60 126V127H59ZM164 126V127H163ZM168 126V127H166ZM174 126V128H173ZM178 126V127H176ZM183 126V127H182ZM208 126V127H207ZM236 126V127H235ZM242 126V127H239ZM263 126V127H262ZM1 127V126H0ZM31 127V128H30ZM33 127V130H32ZM35 127V128H34ZM44 127V128H43ZM144 129H143V128ZM145 127L147 129H145ZM182 127V128H180ZM190 127V130H189ZM198 127V128H197ZM206 127V128H205ZM220 127V128H218ZM224 127V128H223ZM229 127V128H227ZM245 127V128H244ZM37 128V129H36ZM52 128V129H51ZM115 130H114V129ZM123 128V129H122ZM148 128H151L150 130ZM167 128V130H166ZM170 128V129H169ZM188 128V129H187ZM217 128V129H216ZM239 128V129H238ZM257 128V129H256ZM35 129V130H34ZM154 129V130H153ZM164 129H165V133H164ZM180 129V130H179ZM204 129V130H203ZM229 131H227V130ZM247 129V130H246ZM62 130V131H60ZM120 132V130H124L123 135L119 138V140L117 139L116 135L117 132ZM141 130V131H140ZM152 130V131H151ZM160 130V131H159ZM163 130V131H162ZM188 130V131H187ZM220 132H219V131ZM54 131V132H53ZM113 131V132H112ZM140 131V132H139ZM145 131V132H144ZM150 131V132H148ZM172 131V132H171ZM182 132L180 134V132ZM202 131V132H201ZM241 131V132H240ZM244 131V132H243ZM33 132V133H32ZM39 132H42L39 134ZM59 132V133H58ZM112 132V133H111ZM118 132V133H119ZM163 132V133H162ZM167 132V133H166ZM194 132V133H192ZM204 132V133H203ZM207 132V134H206ZM217 132V133H216ZM226 133L225 135L222 133ZM232 132V133H231ZM261 132V133H260ZM37 133L39 135H37ZM46 133V134H45ZM58 133V135H57ZM110 133V134H109ZM151 133V134H150ZM170 133V135H169ZM175 133H177L175 135ZM179 133V134H178ZM185 133V134H184ZM221 133V134H220ZM231 133V135H230ZM243 133V134H242ZM30 134V135H29ZM33 134V135H32ZM116 134V135H115ZM149 134V136H148ZM165 134V135H164ZM188 134V135H187ZM251 134V135H250ZM36 135V137H35ZM110 135V136H109ZM147 135V136H146ZM162 135V137L160 136ZM186 135V136H185ZM191 135V136H190ZM48 136V137H46ZM50 136V137H49ZM166 136V137H165ZM189 136V137H188ZM200 136V137H199ZM208 136V139H207ZM234 136V137H233ZM238 138H237V137ZM246 136H247V140H246ZM263 136V137H262ZM30 137V138H29ZM46 137V138H45ZM114 137V138H113ZM156 137V138H155ZM203 137V138H202ZM211 137V138H210ZM35 138V139H34ZM37 138H39L37 140ZM41 138V139H40ZM43 138V139H42ZM50 138V139H49ZM108 138V139H106ZM140 138V137H139ZM176 138V139H175ZM180 138V139H178ZM190 138V139H189ZM218 138V139H217ZM238 140H237V139ZM249 138V139H248ZM252 138V139H251ZM260 138V139H259ZM28 139V140H27ZM45 139V141H44ZM48 139V141H47ZM52 139L55 141L52 142ZM138 138L134 139L132 141V146L134 148H137L141 145L143 146L144 139H138ZM169 139V141L166 140ZM197 139V140H196ZM203 139V140H202ZM205 139V140H204ZM213 142H211V140ZM234 139V140H233ZM36 140V141H35ZM102 140V142H104ZM118 140V141H117ZM127 140V141H126ZM141 140V141H140ZM159 140V141H158ZM192 140V143H191ZM207 140V141H206ZM222 140V141H220ZM231 140V141H229ZM233 140V141H232ZM2 141V140H1ZM3 141H5L3 139ZM58 141V142H57ZM112 141H110L111 143H113ZM137 141V143H136ZM148 141V140H147ZM146 141V142H147ZM155 141V142H154ZM164 141V142H163ZM173 141V143H172ZM177 143H176V142ZM218 141V142H217ZM229 143H228V142ZM240 141V142H239ZM248 141V142H247ZM252 141V142H251ZM255 141V142H254ZM263 143H262V142ZM45 142V143H44ZM99 142L98 144L102 143ZM156 142H158L156 144ZM162 142V143H161ZM166 142V143H165ZM180 142V143H179ZM183 142V143H182ZM209 142V143H207ZM161 143V144H160ZM179 143V144H178ZM191 143V144H188ZM194 143V144H193ZM137 144V145H135ZM155 144V145H154ZM159 144V145H158ZM181 144V145H180ZM196 144V145H195ZM202 144V145H201ZM206 144H207V150H206ZM224 144V145H223ZM41 145V146H40ZM44 145V146H45ZM153 145V146H152ZM164 145V146H163ZM198 145V146H197ZM220 145V148H219ZM222 145V146H221ZM249 145V146H248ZM102 146V144H101ZM159 146V148H158ZM170 146V148H169ZM174 146V148H173ZM97 148H100L97 147ZM103 148V146H102ZM100 148V149H102ZM156 148V150H155ZM158 148V149H157ZM185 148V149H184ZM189 148V149H188ZM193 148V149H192ZM248 148V149H247ZM92 149V147H91ZM188 149V150H187ZM224 149V150H223ZM237 149V151H236ZM152 150V151H151ZM160 150V152H159ZM171 150V151H170ZM178 150V151H176ZM185 150V151H184ZM184 151V152H183ZM207 151V153L205 152ZM214 151V152H213ZM226 151V152H225ZM228 151V152H227ZM240 151V152H238ZM253 151V152H252ZM111 152V153H109ZM158 152V153H157ZM162 152V153H161ZM177 152V153H176ZM188 152V153H187ZM236 152V153H235ZM246 152V153H245ZM61 155H59V154ZM106 153V154H105ZM160 153V154H159ZM164 153V155H163ZM171 153V154H170ZM174 153V154H173ZM179 153V154H178ZM191 153V154H190ZM240 153V154H239ZM59 156H58V155ZM114 154V155H112ZM147 154V155H146ZM154 154V155H153ZM155 154L157 155L155 157ZM178 154V155H177ZM185 154V155H184ZM190 154V155H189ZM220 154V155H219ZM232 154V155H231ZM238 154V155H235ZM119 154H117L118 156ZM163 157H160V156ZM172 157H171V156ZM174 155V156H173ZM182 155V156H181ZM188 155V156H186ZM206 155V156H205ZM243 155V156H242ZM248 155V156H247ZM99 156H101V158H99ZM103 156V157H102ZM109 156V158H108ZM134 158H131L133 157ZM139 156V158H138ZM151 156V157H150ZM154 156V157H153ZM165 156V157H164ZM176 156V158H175ZM220 157L219 160L216 159V157ZM224 156V157H223ZM259 156V157H258ZM28 158L26 159L27 161L30 162V164H35L36 159L35 157L31 156H27ZM65 157V158H64ZM147 157V158H146ZM182 157V158H181ZM198 157V158H197ZM210 157V158H209ZM213 157V158H212ZM62 158V159H61ZM107 158V159H106ZM113 158V160H112ZM130 158V160H129ZM136 158V159H135ZM163 158V159H162ZM168 158V159H167ZM170 158V159H169ZM174 158V159H173ZM188 158V159H187ZM191 158V159H190ZM226 158V159H225ZM244 158V160L242 159ZM101 159V160H100ZM115 159V161H114ZM132 159V160H131ZM154 159V160H152ZM159 159V160H157ZM167 159V160H166ZM216 159V160H215ZM225 159V160H224ZM230 159V160H229ZM252 159V160H251ZM62 160V161H61ZM141 160V161H140ZM146 160V161H145ZM163 162H162V161ZM169 160V161H168ZM171 160V161H170ZM189 160V161H188ZM212 160V161H211ZM232 160V161H231ZM235 160V161H234ZM261 160V161H260ZM68 162L66 167H63L62 164L63 162ZM105 161V162H103ZM109 163H108V162ZM114 161V162H112ZM143 161V162H142ZM176 163H175V162ZM179 161V162H178ZM182 161V163H181ZM185 161V162H184ZM203 161V162H202ZM209 161V163H208ZM223 161V162H221ZM250 161V162H249ZM57 162V163H56ZM61 162L60 165H58ZM66 162V163H67ZM71 162V161H70ZM132 164H131V163ZM143 165H142V163ZM148 162V163H147ZM162 162V163H161ZM173 162V163H172ZM188 166H187V164ZM199 162V163H197ZM201 162V163H200ZM215 162V163H214ZM221 162V163H220ZM228 162V163H227ZM39 163V162H38ZM56 163V164H55ZM138 163V164H137ZM165 163V164H164ZM167 163V164H166ZM214 163V164H213ZM227 163V164H226ZM241 163V164H240ZM37 164V163H36ZM35 164V165H36ZM139 169V176H135L137 178H132L131 181L129 179V176L127 175V172L133 168L134 165ZM142 165V167L139 165V167L137 165ZM154 164V166H153ZM158 164V165H157ZM164 164V165H163ZM169 164V166H167ZM174 164V165H173ZM201 164V165H200ZM220 164V165H219ZM232 166H230V165ZM57 165V166H56ZM173 165V167H172ZM182 165V166H181ZM212 165V166H211ZM215 165V166H214ZM241 165V166H240ZM62 166V168H61ZM149 166V168H148ZM153 166V167H152ZM176 166V167H175ZM261 166V167H260ZM129 167V168H128ZM131 167V168H130ZM146 167V168H145ZM194 167V168H193ZM231 167V168H229ZM68 168V169H67ZM92 168V169H91ZM95 168V169H94ZM145 168V170H144ZM201 168V169H200ZM221 168V169H220ZM224 168V169H223ZM229 168V169H228ZM256 168V169H255ZM67 169V170H66ZM126 169V170H125ZM143 169V170H141ZM156 169V170H155ZM174 169V170H173ZM206 169V170H205ZM219 169V170H218ZM231 169V170H230ZM248 171H247V170ZM73 172H72V171ZM150 170V171H149ZM152 170V172H151ZM154 170V172H153ZM173 170V171H172ZM190 170V171H189ZM209 170V171H208ZM226 170V171H225ZM240 170V171H238ZM257 170V171H256ZM58 171V172H57ZM63 171V170H61ZM86 173H85V172ZM93 171V172H92ZM97 171V172H96ZM99 171V172H98ZM123 171V172H122ZM127 171V172H126ZM146 171V173H145ZM160 171V172H159ZM202 171V172H201ZM217 172L215 174V172ZM242 171V172H241ZM247 171V172H246ZM77 172V173H76ZM90 172V173H89ZM142 172H144L145 174H143ZM151 174H148L150 173ZM181 172V173H179ZM208 172V173H206ZM219 172H223L222 174ZM233 172V173H232ZM61 173V172H60ZM106 173V174H105ZM161 173V174H160ZM169 173V174H168ZM236 175H235V174ZM239 173V174H238ZM87 174V175H86ZM90 174L92 175V179L94 178V180H91ZM96 174V175H95ZM99 174V175H98ZM110 174V175H109ZM122 174H124L125 178ZM126 174V175H125ZM129 174V172H128ZM154 174V175H153ZM158 174V175H157ZM165 174V175H164ZM206 174V175H205ZM226 174V175H224ZM229 174V175H228ZM259 174V175H258ZM261 174V175H260ZM56 175V177H55ZM101 175V176H100ZM108 175V176H107ZM153 175V176H152ZM176 175V176H175ZM204 175V176H203ZM209 175V176H208ZM100 176V177H99ZM104 176V177H103ZM114 176V177H113ZM143 176V178H142ZM146 179H145V177ZM153 178L151 179L150 178ZM178 176V177H177ZM189 176V177H188ZM206 176V177H205ZM208 176V177H207ZM215 176V177H214ZM225 176V178H224ZM246 176V177H245ZM255 176V177H254ZM98 177V178H97ZM106 177V178H105ZM109 179H108V178ZM119 177V178H117ZM122 177V178H121ZM141 178V181L139 178ZM165 179H164V178ZM181 177V178H180ZM210 177V178H209ZM231 177V178H230ZM240 178V179H235V178ZM249 177V178H248ZM262 177V178H260ZM30 176L28 175L26 177V179H29ZM89 178V179H88ZM103 178V179H101ZM125 178V179H123ZM156 178V179H154ZM170 178V179H169ZM184 178V179H183ZM201 178V180H200ZM212 178V179H211ZM214 178V179H213ZM245 178V180H244ZM256 178V179H255ZM88 179V180H87ZM96 179V180H95ZM107 179L111 182H107ZM119 179V181H118ZM121 179V180H120ZM144 179V180H143ZM151 179V180H150ZM160 179V181H158ZM196 179V180H195ZM218 181H217V180ZM229 179V180H228ZM249 181H248V180ZM254 179V180H253ZM263 179V180H262ZM84 180V182H83ZM104 180V181H103ZM122 180H124L122 182ZM127 180V181H126ZM133 180V181H132ZM138 180V181H137ZM150 180V181H149ZM154 180V181H153ZM157 180V181H156ZM186 180V181H185ZM200 180V181H199ZM213 180V181H212ZM221 180V181H220ZM224 180V181H223ZM231 180V181H230ZM237 180V181H236ZM240 180V181H239ZM256 180V181H255ZM262 180V181H261ZM74 181V182H73ZM76 181V182H75ZM89 181H91V185L89 183ZM97 181V182H96ZM118 183H117V182ZM136 181V183L134 182ZM143 181H147L146 183ZM152 181V182H151ZM164 181V182H162ZM196 181V182H195ZM229 181V182H228ZM253 181V182H252ZM83 182V184H82ZM85 182L87 183L85 185ZM116 182V183H115ZM134 182V183H133ZM155 182V184H154ZM157 182V183H156ZM169 182V183H168ZM177 182H179L177 184ZM183 184H182V183ZM202 184H200V183ZM211 182V183H210ZM239 182V183H238ZM258 182V183H257ZM263 182V183H262ZM100 183L101 186H99L98 184ZM109 185H108V184ZM115 183V185H114ZM130 183V184H129ZM140 183V184H137ZM165 183V184H163ZM169 185H168V184ZM181 183V185H180ZM216 183V184H215ZM223 185L221 186L220 185ZM229 183V184H228ZM241 183V185H240ZM248 183V184H247ZM257 183V184H256ZM260 183V184H259ZM65 184V186H64ZM69 184V185H67ZM71 184V185H70ZM74 184V185H72ZM77 184V186L75 185ZM105 184V185H103ZM111 184V185H110ZM125 184V185H124ZM129 184V185H128ZM147 184V185H146ZM154 184V185H153ZM159 184V185H158ZM162 184V185H161ZM174 184V185H173ZM186 184V185H185ZM207 184V185H206ZM219 184V185H218ZM247 184V186H246ZM251 184V186H250ZM81 185V186H79ZM84 185V186H83ZM90 187H89V186ZM121 185V186H120ZM132 185V187H131ZM149 185V186H148ZM172 185V186H171ZM176 185V186H175ZM205 187H204V186ZM210 185V186H209ZM260 187H258V186ZM69 186V187H68ZM94 186V187H93ZM126 186L128 188H126ZM147 186V187H146ZM152 186V188H151ZM164 186V188H163ZM169 186V187H168ZM184 186V187H183ZM187 186V187H186ZM212 186H214L212 188ZM219 186V187H218ZM231 186V187H230ZM241 186V187H239ZM85 187V188H84ZM97 187H100V189H98ZM102 187V188H101ZM109 187V188H108ZM111 187V189H110ZM136 187V188H135ZM146 187V188H145ZM154 187V188H153ZM179 187V188H178ZM190 188L192 189V191L194 190V192H191V194L185 195L184 196V189L186 188ZM229 187V189H227ZM245 187V189H244ZM93 188V190H92ZM121 188V189H120ZM142 188V189H141ZM151 188V189H150ZM156 188V189H155ZM167 188V189H166ZM169 188V189H168ZM176 191H175V189ZM182 188V189H181ZM184 188V189H183ZM188 188V189H189ZM206 188V189H205ZM212 188V189H211ZM217 188V189H216ZM222 190H221V189ZM233 188V189H232ZM54 191H53V190ZM65 189V190H63ZM96 189V191H95ZM102 189H106L104 190V193L102 191ZM112 189H114L115 191H113ZM120 189V190H119ZM130 191H126L129 190ZM147 189V190H146ZM202 189V190H201ZM205 189V190H204ZM211 189V190H210ZM220 189V190H218ZM231 189V190H230ZM235 189V190H234ZM239 189V192L238 190ZM250 189V190H249ZM253 189V190H252ZM25 190V191H24ZM118 191V195H119V191H120V195H117V191ZM150 190V191H148ZM161 190V191H160ZM181 192H178V191ZM183 190V191H182ZM225 190L227 191V193H225ZM233 190V191H232ZM237 190V191H236ZM244 190V191H243ZM249 190V191H248ZM59 191V192H58ZM79 191V193H78ZM89 192V194L86 193ZM92 191V192H91ZM99 191V192H98ZM126 191V194H125ZM133 191V192H131ZM135 191V192H134ZM137 191V192H136ZM139 191V193H138ZM150 193H148V192ZM169 193H168V192ZM187 191V190H186ZM198 191V192H197ZM205 191V192H204ZM217 191V192H216ZM223 193H222V192ZM263 191V192H262ZM11 192V193H10ZM18 194H17V193ZM25 192V193H24ZM81 192V193H80ZM85 192V193H83ZM101 192V194H100ZM130 192V193H128ZM143 194H142V193ZM155 192H156V197L155 196ZM164 192V194H163ZM177 192V193H176ZM221 192V193H220ZM20 193V194H19ZM46 193V194H45ZM63 196H62V194ZM71 196L68 197V194ZM73 193V194H72ZM108 193V195H107ZM111 193V194H109ZM123 193V194H122ZM148 193V194H147ZM161 193L163 194V196H160ZM166 193L168 195H166ZM171 193V194H170ZM175 193V194H174ZM180 193V194H179ZM183 193V195H182ZM194 198H193V195ZM200 193V196H199ZM205 195H204V194ZM219 193V194H217ZM235 197H234V194ZM244 193V194H243ZM42 194H44V196H41ZM51 194V195H50ZM59 194V195H58ZM72 194V195H71ZM80 194V195H78ZM93 194V195H91ZM99 194V195H98ZM104 194V195H102ZM106 194V195H105ZM115 194V195H114ZM144 194H146L145 197ZM172 194L174 196H172ZM178 194V196L176 195ZM203 194V195H202ZM213 194V195H212ZM226 194L225 197L224 195ZM233 194V195H232ZM11 195V196H10ZM19 195V196H18ZM27 195V197H25ZM29 195V196H28ZM58 195V196H57ZM67 195V196H66ZM78 195V196H76ZM91 195V196H90ZM101 195V196H100ZM134 195V196H133ZM140 195V197H138ZM150 195V196H149ZM208 195V196H207ZM231 195V196H230ZM262 195V196H261ZM2 196V197H1ZM10 196V197H9ZM13 196V197H12ZM16 196V197H15ZM76 196V197H75ZM95 196V197H94ZM98 196V197H97ZM105 196V198L103 199V197ZM109 198H108V197ZM126 198H125V197ZM133 196V197H131ZM148 196V198H147ZM189 196V197H187ZM204 196V197H203ZM207 196V197H206ZM212 196V197H211ZM225 200H224V198ZM243 196V198H242ZM248 196V197H247ZM252 196V197H251ZM6 197V198H4ZM25 197V198H24ZM40 197V198H39ZM43 197V198H42ZM51 197V198H50ZM54 197V198H53ZM74 197V198H72ZM79 197H81V201L79 199ZM87 197V198H86ZM113 197V198H112ZM115 197V198H114ZM125 199H123V198ZM130 197V199L128 198ZM163 197V200H162ZM166 197V199L164 198ZM170 197V198H169ZM177 197V198H176ZM184 197V198H183ZM201 197V198H200ZM221 197V198H220ZM231 197V198H230ZM251 197V199H250ZM12 198V199H11ZM22 198V199H20ZM36 200H34V199ZM71 200H70V199ZM85 198V199H84ZM96 200H94V199ZM98 198V199H97ZM100 198V199H99ZM108 198V199H107ZM141 198V199H139ZM147 198V200L145 199ZM151 198V199H150ZM152 198L154 199L152 201ZM157 198V199H156ZM161 198V199H159ZM172 198V199H171ZM180 198V200H179ZM192 198V199H191ZM200 198V199H199ZM206 198V199H205ZM208 198V199H207ZM216 198V199H215ZM10 202H8L9 200ZM38 199V200H37ZM39 199L41 201H39ZM54 199V200H53ZM61 199V201H59ZM92 199V200H91ZM112 199V200H110ZM134 199V200H131ZM137 199V200H136ZM139 199V200H138ZM159 199V200H158ZM169 199V200H168ZM191 199V200H190ZM196 199V200H195ZM205 199V200H204ZM211 199V200H210ZM221 199V200H220ZM233 199V200H232ZM241 199V200H240ZM253 199V200H252ZM6 200V201H5ZM15 200V201H14ZM18 200V201H16ZM23 202H21V201ZM31 200H34L33 202ZM44 200V203L43 201ZM66 200V201H65ZM70 200V201H69ZM79 200V201H78ZM89 200V201H88ZM98 200H100L98 202ZM105 202H103V201ZM120 200V201H118ZM124 202H123V201ZM127 200V201H126ZM144 200V201H143ZM149 200V202H148ZM162 200V201H161ZM168 200V203L167 201ZM174 202H173V201ZM195 200V201H193ZM214 200V203H213ZM216 200V201H215ZM220 200V202H218ZM237 202H236V201ZM255 200V202H254ZM5 201V202H4ZM20 201V202H19ZM58 201V202H56ZM110 201V202H109ZM112 201V202H111ZM114 201V204H113ZM134 201V202H131ZM138 201V202H137ZM159 201V203H158ZM165 201V202H164ZM172 201V202H171ZM177 201V202H176ZM179 201V202H178ZM184 201V203H183ZM188 201V202H187ZM199 204V202L201 204ZM207 201L209 204H207ZM233 201V202H232ZM246 201V202H245ZM248 201V202H247ZM260 201V202H259ZM263 201V204H262ZM2 202V203H1ZM7 202V203H6ZM12 202V203H11ZM15 202V203H14ZM31 202V203H30ZM70 202V203H69ZM85 202V203H84ZM89 202V203H88ZM92 202V203H91ZM95 204H94V203ZM119 202V203H118ZM121 202V203H120ZM123 202V203H122ZM126 202V203H125ZM128 202V203H127ZM131 204H130V203ZM140 202H142L140 204ZM145 202V203H144ZM155 202V203H154ZM157 202V203H156ZM171 202V203H170ZM193 202V203H192ZM211 202V204H210ZM218 202V204H217ZM224 202V203H222ZM252 202H254V204H252ZM4 203L6 204L4 206ZM9 203V204H8ZM21 203V205H20ZM25 203V204H24ZM35 203V204H34ZM38 205H37V204ZM43 205H42V204ZM48 203L49 206H48ZM52 203V204H51ZM54 203V204H53ZM82 203V204H81ZM87 203V205H86ZM98 210L101 209L100 211H102V213L100 211H98L96 209V204ZM101 203V205H100ZM111 203V206H110ZM148 203V204H146ZM161 203H164L161 205ZM179 203V204H178ZM216 203V205H215ZM227 203V204H226ZM239 203V204H238ZM241 203V204H240ZM244 203V204H242ZM250 203V204H249ZM259 203V204H258ZM2 204V205H1ZM15 204V205H14ZM25 206H24V205ZM58 204V205H57ZM78 204V205H77ZM92 205L90 207H88L89 205ZM103 204V206H102ZM107 204V206L105 207V205ZM109 204V205H108ZM114 206H113V205ZM122 206V207H119ZM125 204V205H124ZM134 206H133V205ZM136 204V205H135ZM139 204V205H138ZM169 206H167V205ZM172 204V205H171ZM174 204V205H173ZM176 204V206H175ZM182 204V205H181ZM220 204V205H219ZM229 204V205H228ZM256 204V205H255ZM258 204V205H257ZM35 205V206H34ZM52 205V206H51ZM55 205V206H54ZM66 205V206H65ZM74 205V206H73ZM83 205V206H82ZM131 208H129L128 206ZM142 205V206H141ZM145 205V206H143ZM161 205V206H160ZM189 205V206H188ZM198 205V206H197ZM227 205V206H226ZM254 205V206H253ZM8 206V207H7ZM14 209H13V207ZM23 206V207H22ZM61 206V207H59ZM88 207V211L86 210V207ZM110 206V207H109ZM117 206V208H116ZM158 206V207H157ZM160 206V207H159ZM164 206V207H163ZM171 206V207H170ZM210 206V207H209ZM223 206V207H222ZM231 206V207H230ZM234 206V207H233ZM245 206V207H244ZM253 206V207H252ZM262 206V207H261ZM53 207V208H52ZM56 209H55V208ZM76 207V208H74ZM94 207V209H93ZM102 207V208H101ZM113 207V208H112ZM115 207V208H114ZM139 207V208H138ZM145 207V208H144ZM170 207V208H169ZM175 207V208H174ZM199 208V209H196ZM209 207V208H208ZM214 207H216L217 209H215ZM222 207V208H220ZM230 207V208H229ZM240 207V208H239ZM252 207V208H251ZM257 207V208H256ZM4 208V209H3ZM11 208V210H10ZM26 208V209H25ZM29 208V210H28ZM35 208V209H34ZM50 208V209H49ZM90 208V209H89ZM137 208V209H136ZM152 208V209H151ZM155 208V209H154ZM160 208V209H159ZM164 208V209H163ZM177 208V209H176ZM179 208V209H178ZM191 208V209H190ZM203 210H202V209ZM206 208V209H205ZM213 208V209H211ZM221 210H220V209ZM248 208V209H247ZM255 208V209H254ZM259 208V209H258ZM8 209V210H7ZM20 209V211H18ZM22 209V212H21ZM25 209V210H24ZM46 209V210H45ZM81 209V210H80ZM92 209V210H91ZM105 211H104V210ZM108 209V210H107ZM110 209V210H109ZM115 209V210H114ZM126 209V211L124 210ZM139 209V210H138ZM142 211H141V210ZM146 209V211H145ZM154 209V211H153ZM193 209V210H192ZM212 211H210V210ZM230 209V210H229ZM245 209V212H244ZM13 210L15 212H13ZM26 210H28L26 212ZM41 210V211H40ZM45 210V211H44ZM78 210V211H77ZM85 210V211H84ZM90 210V213H89ZM97 210V212H96ZM107 210V211H106ZM118 210V211H116ZM122 210V211H121ZM135 210V211H133ZM150 210H152L151 212H149ZM156 210V211H155ZM159 210V211H158ZM163 210H165L163 212ZM176 210V212H175ZM209 210V211H208ZM216 210V211H215ZM255 210V211H254ZM260 210V211H259ZM6 211V212H5ZM29 211H31L29 213ZM50 211V213H49ZM64 211H66L64 213ZM69 211V212H68ZM111 211V212H109ZM115 211V212H114ZM120 211V212H119ZM124 211V212H123ZM131 213H130V212ZM144 211V213H143ZM167 211V212H166ZM171 211V212H170ZM200 211V212H199ZM205 211V212H204ZM222 211V212H221ZM230 211V212H229ZM237 211V212H235ZM241 213H240V212ZM257 211V213H256ZM18 212V213H17ZM37 212V213H36ZM43 214H42V213ZM76 212V213H75ZM83 212V213H82ZM94 212V213H93ZM108 212V213H107ZM129 212V213H128ZM141 214H139V213ZM148 212V214H147ZM161 212V213H160ZM193 212V213H192ZM209 212V213H207ZM218 212V213H217ZM239 212V213H238ZM252 212H254L252 214ZM13 213V215H12ZM23 213V214H22ZM26 213V214H24ZM60 213V214H59ZM74 217H72V214ZM75 213V214H74ZM92 213V214H91ZM97 215H96V214ZM107 213V214H104ZM112 213V214H111ZM116 214V216H114V214ZM127 213V214H125ZM133 213V214H132ZM135 213H137L136 216ZM143 213V214H142ZM154 213V215L152 214ZM157 213V214H156ZM197 213V214H196ZM203 213V214H202ZM222 213V214H221ZM225 213V214H224ZM260 213V214H259ZM262 213V214H261ZM37 214V215H36ZM39 214V215H38ZM78 214V215H77ZM81 214V215H80ZM103 214V216H102ZM132 214V215H130ZM172 214V215H171ZM177 214V215H176ZM190 214V215H189ZM194 216H193V215ZM196 214V215H195ZM199 214V215H198ZM202 214V216H201ZM218 214V215H217ZM221 214V215H220ZM240 214V215H238ZM12 215V216H11ZM19 215V216H18ZM42 215V217H41ZM50 215V216H49ZM55 215V216H54ZM84 215V216H83ZM87 215V216H86ZM93 215V216H92ZM106 215V217H105ZM111 217H109V216ZM127 216V218L125 216ZM129 215V216H128ZM141 215V216H140ZM145 215V217H144ZM161 215V216H160ZM208 215V216H207ZM215 215V216H214ZM225 215V216H223ZM234 215V216H233ZM237 215V216H236ZM244 215V216H243ZM252 215V216H251ZM16 216V217H14ZM24 216V217H23ZM31 216V217H30ZM46 216V217H44ZM83 216V217H82ZM124 216V217H123ZM143 216V217H142ZM149 216V218H148ZM178 216V217H177ZM192 216V218H190ZM199 216V217H198ZM214 216V218H213ZM223 216V217H221ZM227 216V217H226ZM241 216V217H240ZM255 216V218H254ZM258 216V218H257ZM263 216V217H262ZM12 217V219L10 218ZM28 218V219H25ZM35 219H34V218ZM38 217V218H37ZM50 217V218H49ZM54 219H53V218ZM72 217V218H71ZM92 217V218H91ZM96 217V218H95ZM105 217V219H104ZM116 219H115V218ZM131 217L129 220L132 221H127L126 224V220ZM142 217V218H141ZM152 217V218H151ZM158 217V218H157ZM167 219H166V218ZM169 217V218H168ZM175 217V218H174ZM181 217V218H180ZM212 217V219H211ZM229 217V218H228ZM248 217V218H247ZM7 218V219H6ZM14 218V219H13ZM23 218V219H22ZM40 218V219H39ZM46 218V219H45ZM62 218V219H61ZM70 218V220H69ZM83 220H82V219ZM85 218V219H84ZM101 218V219H100ZM111 218V220H110ZM119 218V220L117 219ZM122 218V219H121ZM135 218V219H134ZM137 218V219H136ZM141 218V219H140ZM154 218V219H153ZM160 218V220H159ZM195 218V219H193ZM233 218V219H232ZM236 218V219H235ZM251 218V220H250ZM261 218V219H260ZM11 219V221H9ZM17 219V220H16ZM31 219V220H30ZM38 219V221L36 220ZM50 219V220H49ZM56 219V220H55ZM60 219V220H59ZM67 219V220H66ZM90 219V221L88 220ZM91 219H95L96 221H92ZM126 219V220H125ZM134 219V220H133ZM143 219V221H142ZM149 219V220H147ZM165 219V220H164ZM171 221H170V220ZM192 219V220H191ZM203 219V220H202ZM208 219H211L208 221ZM215 219V220H214ZM222 219V220H221ZM13 220L15 222H13ZM25 222H23V221ZM27 220V221H26ZM34 220V221H33ZM45 220V221H44ZM64 220V223L61 224V221ZM81 220V221H80ZM87 220V221H85ZM114 221L113 223H111V221ZM136 220V221H135ZM140 220V221H139ZM146 220V222H145ZM158 220V221H157ZM178 220V221H176ZM199 220V221H198ZM214 220V221H213ZM227 220V221H226ZM233 220V221H232ZM253 220V221H252ZM255 220V221H254ZM22 223H21V222ZM30 223H29V222ZM43 221V222H42ZM67 221L69 223H67ZM74 221V222H73ZM78 221V222H77ZM83 221V224H82ZM98 221V222H97ZM102 221V222H101ZM125 221V222H124ZM135 221V222H134ZM148 221V222H147ZM170 221V222H169ZM187 221V222H185ZM192 221V222H191ZM196 221V222H195ZM225 221V222H224ZM235 221V222H234ZM4 222V223H3ZM7 222V223H6ZM18 222V223H17ZM49 222V223H48ZM63 222V221H62ZM81 224H80V223ZM87 224H86V223ZM122 222V225H121ZM141 222V223H140ZM145 222V223H144ZM151 222V223H150ZM159 222V223H158ZM173 222V223H172ZM177 222H179L178 224H176ZM191 222V223H190ZM194 222V223H193ZM200 222V223H199ZM221 222V223H220ZM224 222V223H223ZM242 222V223H241ZM259 222V223H257ZM24 223V224H23ZM45 223V225H44ZM46 223H48V228L46 227ZM58 225H56V224ZM78 223V227L77 224ZM91 223V224H90ZM93 223V224H92ZM97 225H96V224ZM100 223V224H99ZM108 223V224H106ZM118 223V224H117ZM134 223V224H133ZM144 223V224H143ZM166 223V224H165ZM175 223V224H174ZM195 225H193V224ZM202 223V225H201ZM241 223V224H240ZM253 223L258 226L256 228V226L253 225ZM257 223V224H256ZM5 224V225H4ZM17 224V225H16ZM38 224V225H37ZM41 224V225H40ZM50 224L52 227H50ZM61 224V225H60ZM72 224V225H70ZM84 227L85 229L81 228L80 226ZM104 224V225H102ZM117 224V225H116ZM128 224H130L128 227ZM136 224V225H135ZM140 224V225H139ZM165 224V225H164ZM183 224V225H182ZM200 224V225H199ZM208 224V225H207ZM211 224V225H209ZM219 224V225H218ZM226 224V226H225ZM230 224V225H229ZM244 224V225H243ZM7 225V226H6ZM10 227H9V226ZM32 225L33 228L32 229ZM75 225V227H74ZM91 225V226H89ZM114 225V226H112ZM125 225V226H124ZM133 225V226H132ZM151 225V226H150ZM156 226V228H154V226ZM161 225V226H160ZM222 225V226H221ZM232 225V226H231ZM234 225V226H233ZM237 227H236V226ZM247 225V226H246ZM261 225V228H260ZM16 226V227H15ZM23 226V227H22ZM64 229H63V227ZM104 226V227H103ZM117 226V227H116ZM119 226V227H118ZM136 226V227H135ZM140 226V228L138 227ZM166 226V227H163ZM170 228H169V227ZM181 226V227H179ZM220 226V227H219ZM2 227V228H1ZM9 227V229H8ZM12 227V229H11ZM58 227V228H57ZM71 227V228H70ZM94 227V230H93ZM96 227V228H95ZM108 227V228H107ZM115 227V228H112ZM123 227V228H121ZM134 227V228H133ZM161 227L163 228V230L161 229ZM189 227V228H188ZM194 227V228H193ZM210 227V229H209ZM214 227V228H213ZM226 227V228H225ZM239 227V228H238ZM41 228V229H40ZM68 228V229H67ZM75 228V229H74ZM89 228V229H88ZM110 228H112L113 230H111ZM120 228L122 229V231L120 230ZM132 228V229H130ZM139 228V230H138ZM205 228V229H204ZM246 228V229H245ZM251 232H250V230ZM253 230H252V229ZM2 229V230H1ZM15 229V230H14ZM19 229V230H18ZM23 229V231L21 230ZM32 229V230H31ZM38 229V230H37ZM50 229V230H49ZM83 229V230H82ZM97 229V230H96ZM115 229H118L115 230ZM125 229V231H124ZM127 229V230H126ZM136 229V230H135ZM145 229V230H144ZM177 229V230H176ZM192 229V231H191ZM201 229V230H200ZM209 229V230H208ZM214 229V230H213ZM222 229V230H221ZM232 229V232H231ZM9 230V231H8ZM21 230V231H20ZM30 230V231H29ZM73 233L70 232V231ZM74 230V232H73ZM82 230V231H81ZM90 230V231H89ZM96 230V231H95ZM99 230V234L97 233ZM111 230V231H110ZM135 230V231H134ZM150 230V231H148ZM156 230V231H155ZM158 230V231H157ZM160 230V231H159ZM165 230V231H164ZM172 230V231H171ZM184 230V231H183ZM230 230V232H229ZM256 230V231H255ZM25 231V232H24ZM33 231V233H32ZM46 231V232H45ZM63 231V233L61 232ZM81 231V232H79ZM94 231V232H93ZM106 231V232H105ZM110 231V233H109ZM128 233H125V232ZM138 231V232H137ZM164 231V232H163ZM167 231V232H166ZM176 231H178L176 233ZM186 231V232H185ZM198 231V232H197ZM207 231V232H206ZM224 231V232H223ZM243 231V232H242ZM254 231V233H252ZM9 232V233H8ZM21 232V233H20ZM23 232V233H22ZM32 234V237L31 234ZM37 232V233H36ZM52 232V233H50ZM55 232V233H54ZM69 232V233H68ZM94 234H93V233ZM104 232V234H103ZM114 232V235L113 233ZM134 232V233H133ZM159 232V233H158ZM163 232V233H161ZM172 232V234H171ZM175 234H174V233ZM183 232V233H182ZM188 232V234H187ZM196 234L197 232V235ZM216 232V233H215ZM240 232V234H239ZM244 232H246L247 234H245ZM258 232V233H257ZM260 232V233H259ZM16 233V234H15ZM39 233V234H38ZM60 235H59V234ZM79 233L77 235V239H76V234ZM97 233V234H96ZM101 233V234H100ZM116 233V234H115ZM118 233V235H117ZM132 233V234H131ZM143 233V234H142ZM152 233V234H150ZM158 233V234H157ZM167 235H166V234ZM194 235H193V234ZM224 233V234H222ZM252 233V234H251ZM262 233V235H261ZM3 234V235H2ZM25 234L28 235L30 237V239L27 240H23L26 239L27 237H25ZM36 236H35V235ZM45 234V235H44ZM71 234V236H70ZM82 234V235H81ZM87 234V235H86ZM90 236H89V235ZM102 234L104 235L102 237ZM107 234V235H106ZM108 234L110 235V237L108 236ZM125 234V235H124ZM141 234V235H139ZM145 234V235H144ZM150 234V236H149ZM171 234V235H170ZM203 234V235H201ZM208 234V235H207ZM215 234V236H214ZM222 234V235H221ZM236 234V235H235ZM2 235V236H1ZM5 235V236H4ZM15 235V236H14ZM39 235V236H38ZM43 235V236H42ZM50 235L51 237L49 238ZM53 235V236H52ZM114 236V238L112 239V237ZM115 235L117 237H115ZM129 235V236H128ZM139 235V236H138ZM156 235V236H155ZM159 235V236H158ZM165 235V236H163ZM169 235V236H168ZM179 235V237H178ZM182 235V236H181ZM191 235V236H190ZM239 235V236H238ZM243 235V236H242ZM245 235V236H244ZM248 235V237H247ZM252 235V236H251ZM255 235V237H254ZM4 236V237H3ZM34 236V238H33ZM94 236V239H92ZM122 236V237H121ZM124 236V237H123ZM147 236V237H146ZM174 236V237H173ZM200 238H198V237ZM203 236V237H202ZM39 237V238H38ZM45 239H44V238ZM48 237V238H47ZM60 237H63L62 239ZM65 237V239H64ZM87 237H89L92 241H90V239H88ZM129 237V239H127ZM154 237V238H153ZM157 237V238H156ZM161 237V238H160ZM164 237V238H163ZM171 237V239H170ZM173 237V238H172ZM177 237V239L175 238ZM194 237V238H193ZM197 237V238H196ZM209 237V238H207ZM213 237V238H212ZM229 237V238H228ZM236 237V238H235ZM69 238V239H68ZM82 240H81V239ZM111 238V239H110ZM125 241H121V240ZM142 238V239H141ZM192 238V241H190V239ZM204 238V239H202ZM209 240H207V239ZM212 238V239H211ZM216 240H215V239ZM227 238V239H226ZM235 238V239H234ZM246 238V239H245ZM12 239V241H11ZM44 239V240H43ZM47 239V240H46ZM54 239V240H53ZM59 239V241H58ZM64 239V240H63ZM73 239V240H72ZM75 239V240H74ZM99 242L98 243V241ZM138 239V240H137ZM145 239V240H144ZM153 239V241L155 242L156 240V244H154V242L152 241L150 244V241ZM197 239V240H196ZM218 239V240H217ZM223 239V240H222ZM226 239V240H225ZM235 241H234V240ZM240 239V240H239ZM244 239V240H243ZM249 239V240H248ZM251 239V240H250ZM253 239V240H252ZM2 240V241H1ZM5 240V241H4ZM9 240V241H8ZM31 240V241H30ZM43 240V242H41ZM52 240V241H50ZM56 240V241H55ZM71 240V241H70ZM78 240V241H77ZM134 240L137 241L136 244L132 243V241ZM142 240V241H141ZM161 240V242H160ZM200 240V242L198 241ZM215 243H214V241ZM221 240L223 242H221ZM227 242H225V241ZM230 240V241H229ZM232 240V241H231ZM248 240V242L246 241ZM263 240V241H262ZM30 241V243H29ZM35 243H34V242ZM58 241V242H57ZM62 241V243L60 242ZM67 241V243H66ZM76 241V242H75ZM81 241V242H80ZM87 241V242H86ZM90 241V242H89ZM95 241V243H94ZM119 241V242H118ZM127 241V242H126ZM142 243H141V242ZM181 241V242H180ZM209 243H208V242ZM240 241V242H239ZM245 241V242H244ZM252 241V242H251ZM4 242V244H3ZM7 242V243H5ZM18 242V243H17ZM40 242V244H39ZM61 244H60V243ZM130 242V243H129ZM139 242V243H138ZM147 244H146V243ZM174 242V243H173ZM179 242V244H178ZM191 242V243H190ZM207 242V243H206ZM211 242V243H210ZM220 242L223 244H220ZM225 242V243H224ZM233 242V243H231ZM247 242V245L245 244ZM16 243V244H15ZM66 243V244H65ZM72 243V244H70ZM125 243V245H124ZM141 243V244H140ZM145 243V244H143ZM161 245H160V244ZM166 243V244H164ZM173 243V245H172ZM193 243V244H192ZM244 243V244H242ZM250 243V244H249ZM19 244V245H18ZM21 244V246H20ZM52 244V245H51ZM61 245V248L60 245ZM76 244V245H75ZM86 244V245H85ZM107 244V245H106ZM111 244V245H110ZM115 244V245H114ZM117 244V245H116ZM120 244V245H119ZM158 244V245H157ZM169 244V245H168ZM171 244V245H170ZM211 244V245H210ZM234 244V245H233ZM240 244V245H238ZM249 244V245H248ZM253 244V245H252ZM262 244V245H261ZM7 245V246H6ZM24 245V247L22 246ZM32 248H30L29 246ZM103 247H102V246ZM135 245V246H134ZM147 245V246H146ZM149 245V246H148ZM167 245V246H165ZM210 245V246H209ZM215 245V246H214ZM221 245V246H220ZM227 245V246H226ZM259 245V246H258ZM2 246V247H1ZM10 246V247H9ZM20 248H19V247ZM29 248H28V247ZM42 248H41V247ZM53 246V248H51ZM63 246V248H62ZM100 246V247H99ZM115 246V247H114ZM125 246V247H124ZM133 246V247H132ZM146 246V247H144ZM153 246H156L155 248ZM170 246H172L170 248ZM189 246V248H187ZM213 246V247H212ZM219 246V247H218ZM232 246V247H231ZM240 246V247H239ZM250 246V247H249ZM15 247V248H14ZM24 249H23V248ZM40 249H39V248ZM58 249H57V248ZM70 247V248H69ZM93 247H95L93 249ZM124 247V248H123ZM128 247V248H127ZM161 249H160V248ZM169 247V248H168ZM176 247V248H175ZM180 247V248H179ZM197 247V248H196ZM226 247V248H225ZM238 247V248H237ZM248 247V248H245ZM47 248V249H46ZM68 248V249H67ZM90 248V250H89ZM104 248V250H103ZM110 250H108V249ZM117 248V249H115ZM134 248V250H133ZM141 248V250L139 249ZM144 248V249H143ZM154 248V250H153ZM173 248V249H172ZM179 248V251H178ZM204 248V249H203ZM216 253H214L215 251ZM218 248V249H217ZM230 248V249H229ZM257 248V249H255ZM7 249V250H5ZM12 249V250H11ZM13 249H15V253L13 251ZM27 249V250H26ZM39 250V253H37V251ZM55 249V250H54ZM57 249V250H56ZM126 249V252H125ZM146 249V250H145ZM175 249V250H174ZM184 249V250H183ZM198 249V250H197ZM212 251H211V250ZM235 249V250H234ZM252 249V250H251ZM23 250V251H21ZM72 250V251H71ZM83 250V251H82ZM101 251V252H97ZM103 250V251H102ZM120 252H117V251ZM139 250V251H138ZM145 250V251H144ZM152 250V251H151ZM156 250V252H155ZM186 250V251H185ZM206 250V251H205ZM240 250V251H239ZM245 250V251H244ZM248 250V251H247ZM250 250V251H249ZM3 251V252H2ZM26 251V252H24ZM36 251V253H35ZM53 251V252H52ZM58 251V252H57ZM68 251V253H67ZM87 251H89L87 253ZM94 251V254L93 252ZM115 251V252H114ZM124 251V252H123ZM143 251V252H142ZM168 251V252H166ZM172 251V252H171ZM178 251V252H177ZM184 251V252H182ZM235 251V252H233ZM238 251V252H237ZM242 251H244V253H242ZM258 251V252H257ZM8 252H10L8 254ZM17 252V253H16ZM29 252V253H27ZM55 252V253H54ZM57 252V254H56ZM83 252V253H81ZM86 252V253H85ZM111 254H110V253ZM123 252V253H122ZM141 252V253H139ZM146 252V253H145ZM148 252V253H147ZM150 252V253H149ZM164 252V253H162ZM181 252V254H180ZM213 252V253H211ZM218 252H221L218 253ZM232 252V253H231ZM257 252V253H256ZM2 253V254H1ZM25 253V254H24ZM35 255H34V254ZM42 253V254H40ZM49 253V254H47ZM120 253V254H119ZM125 253V254H124ZM133 253V254H132ZM145 253V255H144ZM152 253V254H151ZM175 253V254H174ZM183 253V254H182ZM192 253V254H191ZM201 253V254H200ZM204 253V254H203ZM207 253V254H205ZM246 253V254H245ZM252 253V254H251ZM13 254V255H12ZM24 254V255H23ZM27 254V255H26ZM28 254L31 256H28ZM114 254V256H112ZM156 254V255H154ZM191 254V255H190ZM199 254V255H198ZM217 254V255H216ZM220 254V256H219ZM224 254V255H223ZM241 254V256H240ZM244 254V255H243ZM9 255V256H8ZM69 255V256H68ZM71 255V256H70ZM76 255V256H75ZM118 255V256H117ZM127 255V257H126ZM135 255V256H134ZM137 255V256H136ZM147 255V256H146ZM153 255V259L152 256ZM164 255V257H163ZM171 255V256H170ZM186 255V256H185ZM213 255V256H212ZM216 258H215V256ZM231 255V256H230ZM247 255V256H246ZM249 255H251L249 257ZM18 256V257H17ZM75 256V257H74ZM87 256H93L92 258L87 257ZM96 256V257H95ZM122 256V257H120ZM124 256V257H123ZM143 256V257H142ZM145 256V257H144ZM158 256V257H157ZM205 256V257H204ZM228 256V259H227ZM9 259H8V258ZM17 257V258H16ZM20 257V258H19ZM83 257V258H82ZM87 257V258H86ZM105 257V258H104ZM117 259H114V258ZM133 257V259L131 258ZM150 257V258H149ZM166 257V259H165ZM170 257V258H169ZM181 257V258H180ZM187 257V258H185ZM195 257V258H193ZM198 257V258H197ZM208 259H207V258ZM210 257V258H209ZM223 257V260H228V261H223L220 258ZM231 257V258H230ZM239 257V259H238ZM248 258L246 260V258ZM24 258V259H22ZM81 258V259H80ZM85 258V260H83ZM94 258V260H93ZM110 258V259H109ZM147 258V259H146ZM156 258V259H155ZM159 258V259H158ZM163 258V259H161ZM173 260H172V259ZM185 258V260H184ZM200 258L202 260H200ZM226 258V259H225ZM263 258V259H262ZM8 259V260H6ZM19 259V260H18ZM26 259V260H25ZM38 259V260H37ZM73 259V260H72ZM74 259H76L74 261ZM125 259V260H124ZM152 259V260H151ZM192 259V260H191ZM204 259V260H203ZM238 259V260H237ZM245 259V260H244ZM10 260V261H9ZM24 260V261H23ZM28 260V261H27ZM87 260V261H86ZM124 260V261H123ZM138 260V262H137ZM143 260V262H142ZM151 260V261H150ZM167 260V261H166ZM170 260V261H169ZM209 260V261H208ZM215 260V261H214ZM221 260V261H220ZM258 260V261H257ZM27 263H26V262ZM32 261V262H31ZM70 261V263H69ZM78 261V262H77ZM84 261V262H83ZM97 261V262H96ZM116 261V263H115ZM136 261V262H135ZM150 261V263H149ZM158 261V262H157ZM165 261V262H164ZM198 261V262H196ZM232 261V262H231ZM77 262V263H76ZM102 262V263H101ZM118 262V263H117ZM126 262V263H125ZM172 262V263H171ZM191 262V263H190ZM201 262V263H200ZM245 262V263H244ZM237 263V264H238ZM254 264V263H253Z\"/></svg>",
  "mask_w": 264,
  "mask_h": 264
},
{
  "label": "bare ground",
  "instance_id": "2",
  "mask_svg": "<svg viewBox=\"0 0 264 264\" xmlns=\"http://www.w3.org/2000/svg\"><path fill=\"white\" fill-rule=\"evenodd\" d=\"M4 1H5V0H4ZM14 1H15V0H14ZM31 1H32V0H31ZM35 1H36V0H35ZM38 1H39V0H38ZM76 1H77V0H76ZM105 1H106V0H105ZM145 1H146V0H145ZM166 1H167V3L170 2V1H168V0H166ZM178 1H180V0H178ZM194 1H196V0H194ZM199 1H200V0H199ZM203 1H204V0H203ZM205 1H206V0H205ZM210 1H211V0H210ZM217 1H218V0H217ZM227 1H228V0H227ZM230 1H231V0H230ZM233 1H234V0H233ZM236 1H237V0H236ZM259 1H260V0H259ZM263 1H264V0H263ZM1 2H2V0H1ZM1 2H0V3H1ZM16 2H17V0H16ZM22 2H23V1H22ZM22 2H21V3H22ZM55 2H56V1H55ZM59 2H60V1H59ZM71 2H72V1H71ZM120 2H121V1H120ZM130 2H131V1H130ZM130 2H129V3H130ZM160 2H161V1H160ZM183 2H184V1H183ZM190 2H191V1H190ZM196 2H197V1H196ZM208 2H209V1H208ZM242 2H243V1H242ZM253 2H255V0H254ZM5 3H6V2H5ZM10 3H11V2H9V4H10ZM18 3H19V2H18ZM24 3H25V2H24ZM28 3H29V2H28ZM28 3H27V4H28ZM43 3H45V2H43ZM47 3H48V2H47ZM125 3H127V2H125ZM125 3H124V4H125ZM147 3H148V2H147ZM181 3H182V2H181ZM187 3H188V2H187ZM200 3H201V2H200ZM204 3H205V2H204ZM234 3L236 4V2H234ZM263 3H264V2H263ZM3 4H4V3H3ZM19 4H20V3H19ZM31 4H32V3H31ZM31 4L29 3V5H30V10H31V6L33 5V4H32V5H31ZM75 4H76V3H75ZM113 4H114V3H113ZM157 4H158V3H157ZM163 4H164V3H163ZM163 4H162V6L165 5V4H164V5H163ZM173 4L175 5V3H173ZM176 4H177V3H176ZM178 4H180V3H178ZM210 4H211V3H210ZM224 4H225V2H224ZM227 4H228V3H227ZM235 4H234V5H235ZM252 4H253V3H252ZM12 5H13V4H12ZM39 5H40V2H39ZM46 5H47V4H46ZM48 5H49V4H48ZM169 5H171V4H169ZM185 5H186V4H185ZM192 5L194 6V4H192ZM216 5H217V4H216ZM237 5H238V3H237ZM248 5H249V4H248ZM262 5H264V4H262ZM17 6H18V5H17ZM60 6H61V5H60ZM91 6H92V5H91ZM116 6H117V5H116ZM180 6H181V5H180ZM205 6H206V5H205ZM205 6H204V7H205ZM214 6H215V5H214ZM221 6H222V5H221ZM250 6H251V5H250ZM2 7H3V5H2ZM44 7H45V6H44ZM125 7H126V6H125ZM129 7H130V6H129ZM175 7H176V6H175ZM190 7H191V5H190ZM204 7H203V8H204ZM215 7H216V6H215ZM215 7H214V8H215ZM218 7H219V6H218ZM223 7H224V6H223ZM223 7H222V9H223ZM227 7H228V6H226V8H227ZM232 7H233V6H232ZM232 7H231V8H232ZM239 7H240V6H239ZM252 7H253V5H252ZM259 7H261V6H259ZM0 8H1V7H0ZM16 8H17V7H16ZM19 8H20V7H19ZM34 8H35V7H34ZM38 8H39V7H38ZM46 8H47V6H46ZM48 8H49V7H48ZM91 8H92V7H91ZM153 8H154V7H153ZM153 8H152V9H153ZM162 8H164V7H162ZM171 8H172V7H171ZM186 8H187V6H186ZM216 8H217V7H216ZM235 8H236V7H235ZM25 9H26V7H25ZM27 9H28V8H27ZM36 9H37V8H36ZM43 9H44V8H43ZM72 9H73V8H72ZM133 9H134V8H133ZM157 9H158V7H157ZM178 9H179V7H178ZM224 9H225V8H224ZM240 9L242 10V6H241ZM252 9H253V8H252ZM263 9H264V8H263ZM16 10H17L18 12L20 11L19 9H16ZM48 10H49V9H48ZM64 10H65V8H64ZM81 10H82V9H81ZM84 10H85V9H84ZM138 10H139V9H138ZM162 10H163V9H162ZM176 10H177V9H176ZM188 10H189V8H188ZM206 10H207V9H206ZM215 10H216V9H215ZM230 10H231V9H230ZM232 10H233V9H232ZM237 10H238V9H237ZM237 10H235V11L237 12ZM255 10H256V9H254L253 11H255ZM260 10H262V8H261ZM260 10H259V11H260ZM12 11H13V10H12ZM12 11H10V12H12ZM17 11H15L16 15H17V13H18ZM25 11H26V10H25ZM37 11L39 12V10H37ZM41 11H42V10H41ZM65 11H66V10H65ZM111 11H112V10H111ZM160 11H161V10H160ZM160 11H159V13H160ZM185 11H186V10H185ZM220 11H221V10H220ZM246 11H248V10H246ZM0 12H1V11H0ZM27 12H29V11H27ZM31 12H33V11H31ZM35 12H36V11H35ZM162 12H163V11H162ZM167 12H168V10H167ZM172 12H173V11H171V13H172ZM198 12H199V11H198ZM215 12H217V11H215ZM221 12H222V11H221ZM250 12H251V11H250ZM8 13H9V12H8ZM65 13H66V12H65ZM97 13H98V12H97ZM174 13H175V12H174ZM174 13H173V15H174ZM189 13H190V12H189ZM189 13H188V14H189ZM196 13H197V12H196ZM201 13H202V12H201ZM207 13H208V12H207ZM239 13H240V12H239ZM241 13H242V12H241ZM257 13H259V12H257ZM6 14H7V13H6ZM13 14H14V13H13ZM22 14H23V13H22ZM36 14H38V13H36ZM36 14H35V15H36ZM40 14H41V13H40ZM47 14H48V13H47ZM60 14H61V12H60ZM89 14H90V13H89ZM157 14H158V13H157ZM160 14H161V13H160ZM160 14H159V16H160ZM237 14H238V13H237ZM243 14H245V13H243ZM251 14H252V13H251ZM253 14H254V13H253ZM262 14H263V12H262ZM3 15H4V13H3ZM18 15H19V14H18ZM18 15H17V16H18ZM24 15H25V13H24ZM33 15H34V14H33ZM42 15H43V14H42ZM83 15H84V14H83ZM102 15H103V14H102ZM108 15H109V14H108ZM169 15H170V14H169ZM179 15H180V14H179ZM194 15H195V14H194ZM201 15H202V14H201ZM212 15H213V14H212ZM221 15H222V14H221ZM224 15H225V14H224ZM228 15H229V14H228ZM246 15H247V14H246ZM246 15H245L244 17H246ZM249 15H250V14H249ZM8 16H10V15L8 14ZM8 16H7V17H8ZM27 16H28V15H27ZM43 16H45V15H43ZM47 16H48V15H47ZM74 16H75V15H74ZM87 16H88V15H87ZM132 16H133V15H132ZM164 16H165V15H164ZM192 16H193V14H192ZM192 16H191V17H192ZM235 16H236V15H235ZM255 16H256V15H255ZM263 16H264V14H263ZM14 17H15V16H14ZM22 17H23V16H22ZM22 17H21V18H22ZM28 17H30V16H28ZM28 17H27V18H28ZM51 17H52V16H51ZM137 17H139V16H137ZM151 17H152V16H151ZM154 17H155V16H154ZM189 17H190V16H189ZM196 17H197V16H196ZM209 17H210V16H209ZM242 17H243V16H241V18H242ZM253 17H254V16H253ZM0 18H1V16H0ZM4 18H5V17H4ZM10 18L12 19V17H10ZM10 18H8V19H10ZM49 18H50V17H49ZM64 18H66V17H64ZM140 18H141V17H140ZM142 18H143V17H142ZM144 18H145V17H144ZM144 18H143V19H144ZM149 18H150V17H149ZM149 18H148V19H149ZM173 18H174V17H173ZM220 18H221V17H220ZM225 18H226V17H225ZM225 18H224V19H225ZM246 18H247V17H246ZM246 18H245V19H246ZM248 18H249V16H248ZM250 18H251V16H250ZM258 18H259V17H258ZM16 19H17V17L15 18V20H16ZM23 19H24V18H23ZM71 19H72V18H71ZM102 19H103V18H102ZM129 19H130V18H129ZM131 19L133 20L132 17H131ZM151 19H152V18H151ZM179 19H180V18H179ZM184 19H185V18H184ZM184 19H183V20H184ZM206 19L208 20V18H206ZM214 19H215V17H214ZM214 19H213V20H214ZM224 19H223V20H224ZM232 19H233V18H232ZM236 19H237V18H236ZM238 19L240 20V18H238ZM238 19H237V20H238ZM245 19H242V20H245ZM19 20H20V19H19ZM27 20H28V19H27ZM30 20H31V19H30ZM36 20H38V16H37V19H34V22H36ZM55 20H56V19H55ZM59 20H60V19H59ZM64 20H65V19H64ZM64 20H63V21H64ZM132 20H131V21H132ZM136 20H137V18H136ZM144 20H145V19H144ZM144 20H143V21H144ZM167 20H168V19H167ZM177 20H178V19H177ZM183 20H182V21H183ZM219 20H220V19H219ZM227 20H228V19H227ZM255 20H256V18H255ZM260 20H262V19H260ZM38 21H39V20H38ZM61 21H62V20H61ZM65 21H66V20H65ZM74 21H75V20H74ZM140 21H141V20H140ZM145 21H146V20H145ZM147 21H149V20H147ZM147 21H146V22H147ZM158 21H159V20H158ZM164 21H166V20H164ZM204 21H205V20H204ZM234 21H235V20H234ZM240 21H241V20H240ZM249 21H251V20H249ZM252 21H253V20H252ZM257 21H258V20H257ZM0 22H1V21H0ZM4 22H5V21H4ZM4 22H3V24H4ZM12 22H14V20H13ZM16 22H17V20H16ZM34 22H33V23H34ZM67 22H68V21H67ZM136 22H137V21H136ZM138 22H139V21H138ZM152 22H154V21L152 20ZM155 22H156V21H155ZM159 22H160V21H159ZM185 22H186V21H185ZM191 22H192V21H191ZM220 22H221V21H220ZM220 22H219V23H220ZM226 22H227V21H226ZM241 22H242V21H241ZM5 23H6V22H5ZM8 23H9V22H8ZM8 23H7V24H8ZM33 23H31V24H33ZM52 23H54L53 20H52ZM109 23H110V21H109ZM113 23H114V22H113ZM140 23H141V22H140ZM160 23H163V22H160ZM176 23H177V22H176ZM182 23H183V22H182ZM219 23H218V24H219ZM221 23H223V22H221ZM233 23H234V22H233ZM238 23H239V22H238ZM245 23H246V22H245ZM252 23H254V22H252ZM259 23H261V22H259ZM262 23H263V22H262ZM262 23H261V24H262ZM10 24H11V22H10ZM17 24H18V23H17ZM19 24H20V22H19ZM19 24H18V25H19ZM21 24H22V23H21ZM74 24H75V23H74ZM102 24H103V23H102ZM105 24H106V23H105ZM114 24H115V23H114ZM124 24H125V23H124ZM150 24H152L151 21H150ZM157 24H158V23H157ZM157 24H154V25H157ZM169 24H170V23H169ZM171 24H173V23H171ZM184 24H185V23H184ZM184 24H183V25H184ZM223 24H224V23H223ZM223 24H221V27H222ZM240 24H241V23H240ZM249 24H250V23H249ZM254 24H255V23H254ZM4 25H5V24H4ZM14 25H15V22H14L13 26H14ZM23 25H24V24H23ZM23 25H22V26H23ZM25 25H26V24H25ZM27 25H29V24H27ZM36 25H37V24H36ZM52 25H53V24H52ZM63 25H64V24H63ZM63 25H62V26H63ZM138 25H139V23H138ZM143 25H144V23H143ZM143 25H142V26H143ZM145 25H146V24H145ZM163 25H164V24H163ZM190 25H191V24H190ZM226 25H227V24H226ZM228 25H229V24H228ZM231 25H232V24H231ZM250 25H251V24H250ZM257 25H258V24H257ZM1 26H2V25H1ZM1 26H0V27H1ZM34 26H35V25H34ZM38 26H39V25H38ZM60 26H61V25H60ZM99 26H100V25H99ZM106 26H107V25H106ZM106 26H104V27H106ZM122 26H123V25H122ZM124 26H125V25H124ZM124 26H123V27H124ZM127 26H128V25H127ZM171 26H172V25H171ZM171 26H170V27H171ZM179 26H181V25L179 24ZM205 26H206V25H205ZM209 26H210V25H209ZM238 26H239V25H238ZM238 26H237V27H238ZM6 27H7V25L5 26V28H6ZM36 27H37V26H36ZM36 27H35L34 30H36ZM40 27H41V26H40ZM55 27H56V30H57L58 27H57V26H55ZM65 27H66V26H65ZM101 27H102V26H101ZM104 27H103V28H104ZM123 27H122V28H118V30H121V32L123 31V34H124L125 32H128V35H129V33H131V32L134 33V30H135L134 28H135L136 26H135V24H134V25L131 24V25H129L128 28L125 27V28L123 29ZM160 27H161V26H160ZM168 27H169V26H168ZM168 27H167V28H168ZM170 27H169V28H170ZM176 27H177V26L175 25V28H176ZM185 27H188V26H185ZM228 27H229V26H228ZM258 27H259V26H258ZM8 28H9V25H8ZM8 28H7V29H8ZM12 28H13V27H12ZM19 28H23V27H19ZM24 28H25V27H24ZM28 28H29V27H28ZM32 28H33V27H32ZM87 28H88V27H87ZM136 28H137V27H136ZM141 28H142V27H141V25H140V28H139V29H141ZM144 28L146 29L145 26H144ZM144 28H143V29H144ZM149 28H150V27H149ZM169 28H168V29H169ZM173 28H174V27H173ZM179 28H182V27H179ZM214 28H215V27H214ZM239 28H240V27H239ZM242 28H243V27H242ZM249 28H250V27H249ZM255 28H256V26H255ZM0 29H1V28H0ZM7 29H6V31H7ZM9 29H10V28H9ZM42 29H43V28H42ZM53 29H54V28H53ZM99 29H100V28H99ZM108 29H109V28H108ZM116 29H117V27H116ZM139 29H138V30H139ZM153 29H154V26H153ZM170 29L172 30V28H170ZM184 29H185V28H184ZM184 29H183V30H184ZM215 29H216V28H215ZM217 29H218V28H217ZM232 29L235 30V28H232ZM237 29H238V28H237ZM240 29H241V28H240ZM2 30H4V29L2 28ZM11 30H12V29H11ZM18 30H19V29H18ZM24 30H25V29H24ZM24 30H23V31H24ZM31 30H32V29H31ZM44 30H45V29H44ZM44 30H43V32H44ZM47 30H48V29H47ZM54 30H55V29H54ZM60 30H61V29H60ZM136 30H137V29H136ZM150 30H151V29H150ZM150 30H149V32H147V31H146V32L143 31V33H141V32H137V33H138L137 36L139 37V40L143 41V42L146 43V44H149V45L151 44V45H153V46H154V44H162L161 46H166V47L168 46L169 48H171V50H172L173 47H175V46H173V44H174L173 41H169V38H171V37L166 38V37L164 36V35H165V32H163V31H162V32H160V31H159V32H158V31H156V32H153V31L150 32ZM177 30H178V29H177ZM177 30H176V32L178 33ZM209 30H210V29H209ZM230 30H231V28H230ZM250 30H251V28H250ZM258 30H259V29H258ZM258 30H257V31H258ZM6 31H5V32H6ZM12 31H14V30H12ZM12 31H10V32H12ZM26 31H27V30H26ZM39 31H40V30H39ZM58 31H59V28H58ZM95 31H96V30H95ZM103 31H104V30H103ZM106 31H107V30H106ZM174 31H175V30H174ZM212 31H213V30H212ZM226 31H227V30H226ZM239 31H240V30H239ZM244 31H245V30H244ZM244 31H243V32H244ZM254 31L256 32V30H254ZM262 31H263V30H262ZM21 32H22V30H21ZM50 32H51V31H50ZM62 32H63V31H62ZM69 32H70V31H69ZM86 32H87V31H86ZM109 32H110V31H109ZM172 32H173V31H172ZM204 32H205V31H204ZM209 32H210V31H209ZM213 32H214V31H213ZM216 32H217V31H216ZM243 32H241V33H243ZM247 32H248V31H247ZM249 32H250V31H249ZM259 32H260V31H259ZM263 32H264V31H263ZM8 33H9V32H8ZM27 33H29V32H27ZM33 33H34V32H33ZM37 33H38V32H37ZM39 33H40V32H39ZM46 33H47V32H46ZM80 33H81V32H80ZM83 33H84V32H83ZM104 33H105V32H104ZM112 33H113V32H112ZM119 33H120V31H119ZM133 33H132V34H133ZM179 33H180V32H179ZM211 33H212V32H211ZM222 33H223V32H222ZM261 33H262V32H261ZM3 34H4V33H3ZM6 34H7V33H6ZM9 34L11 35L12 33H9ZM13 34H15V33L13 32ZM21 34H22V33H21ZM25 34H26V33H25ZM35 34H36V31H35ZM35 34H34V36H35ZM42 34H43V33H42ZM107 34H109V33L107 32ZM125 34H127V33H125ZM169 34H170V33H169ZM174 34H175V32H174ZM174 34H173V35H174ZM183 34H184V33H183ZM196 34H197V33H196ZM203 34H205V33H203ZM208 34H210V33H208ZM224 34H225V32H224ZM239 34H240V33H239ZM247 34H248V33H247ZM0 35L2 36L1 33H0ZM7 35H8V34H7ZM32 35H33V34H32ZM62 35H63V34H62ZM91 35H92V34H91ZM133 35H134V34H133ZM176 35H177V34H176ZM178 35H179V34H178ZM216 35H217V34H216ZM241 35H242V34H241ZM5 36H6V35H5ZM11 36H12V35H11ZM13 36H14V35H13ZM16 36H17V34H16ZM22 36H23V35H22ZM41 36H43V35H41ZM95 36H97V35H95ZM116 36H117V35H116ZM120 36H121V35H120ZM131 36H132V35H131ZM180 36H181V34H180ZM191 36H192V35H191ZM193 36H194V35H193ZM210 36H211V35H210ZM257 36H258V34H257ZM58 37H59V36H58ZM65 37H66V36H65ZM87 37H88V36H87ZM89 37H90V35H89ZM92 37H93V35H92ZM100 37H101V35H100ZM100 37H99V38H100ZM103 37H105V36H103ZM106 37H107V35H106ZM114 37H115V36H114ZM114 37H112V39H113ZM121 37H123V36H121ZM138 37H137V38H138ZM247 37H248V36H247ZM25 38H26V37H25ZM31 38H32V37H31ZM39 38H40V37H39ZM43 38H45V37H43ZM116 38H117V37H116ZM132 38H133V37H132ZM173 38H174V37H172V39H173ZM175 38H176V37H175ZM177 38H179V37H177ZM202 38H203V37H202ZM210 38H212V37H210ZM229 38H230V37H229ZM241 38H242V37H241ZM244 38H245V36H244ZM252 38H253V37H252ZM254 38H255V37H254ZM254 38H253V39H254ZM6 39H9V38L6 37ZM16 39H17V38H16ZM35 39H36V37H35ZM91 39H92V38H91ZM91 39H90V40H91ZM102 39H103V38H102ZM107 39H109V38H107ZM112 39H111V40H112ZM118 39H119V38H118ZM123 39H126V38L123 37ZM183 39H185V38L183 37ZM192 39H193V38H192ZM198 39H199V38H198ZM205 39H206V37H205ZM213 39H214V38H213ZM220 39H221V38H220ZM226 39H227V38H226ZM238 39H239V38H238ZM11 40H12V39H11ZM25 40H26V39H25ZM39 40H40V39H39ZM42 40L44 41V39H42ZM73 40H74V39H73ZM78 40H79V39H78ZM95 40H97V39H95ZM104 40H105V39H104ZM170 40H171V39H170ZM177 40H178V39H177ZM179 40H182V39H179ZM190 40H191V39H190ZM194 40H195V39H194ZM203 40H204V39H203ZM203 40H202V41H203ZM208 40H210V39H208ZM221 40H222V39H221ZM232 40H233V39H232ZM236 40H237V39H236ZM246 40H248V39H246ZM254 40H256L255 42H257V38L254 39ZM37 41H38V36H37ZM48 41H49V40H48ZM64 41H65V40H64ZM115 41H116V40H115ZM123 41H124V40H123ZM141 41H140V42H141ZM182 41H183V40H182ZM228 41H229V39H228ZM234 41H235V40H234ZM237 41H238V40H237ZM260 41H261V40H260ZM25 42H26V41H25ZM34 42H35V41H34ZM40 42H41V40H40ZM46 42H47V41H46ZM46 42H45V43H46ZM93 42H94V41H93ZM109 42H110V41H108V43H109ZM118 42H119V41H118ZM124 42H125V41H124ZM174 42H176V39H175ZM187 42H188V41H187ZM190 42H191V41H190ZM190 42H189V43H190ZM199 42H200V41H199ZM203 42H204V41H203ZM222 42H223V41H222ZM235 42H236V41H235ZM252 42H253V41H252ZM255 42H254V43H255ZM94 43H95V42H94ZM121 43H122V42H121ZM127 43H128V42H127ZM129 43H130V42H129ZM182 43H184V42H182ZM182 43H181V44H182ZM189 43H188V44H189ZM192 43H193V42H192ZM192 43H191V44H192ZM211 43H212V45H213L215 42H211ZM228 43H229V42H228ZM247 43H248V42H247ZM262 43H263V42H262ZM3 44H4V43H3ZM27 44H28V43L26 42V45H25V48H24V49H28V48H27ZM34 44H35V43H34ZM75 44H76V43H75ZM102 44H103V43H102ZM110 44H111V43H110ZM140 44H141V43H140ZM198 44H199V43H198ZM201 44H202V43H201ZM236 44H237V43H236ZM263 44H264V43H263ZM8 45H9V44H8ZM117 45H118V44H117ZM129 45H130V44H129ZM141 45H142V44H141ZM141 45H140V46H141ZM149 45H147V46H149ZM182 45H185V44H182ZM182 45H181V46H182ZM192 45H193V44H192ZM212 45H211V46H212ZM216 45H218V44L216 43ZM243 45H244V44H243ZM246 45H247V44H246ZM254 45H255V44H254ZM254 45H253V46H254ZM256 45H257V44H256ZM42 46H43V45H42ZM61 46H62V45H61ZM80 46H81V44H80ZM93 46H94V45H93ZM108 46H109V45H108ZM108 46H107V48H108ZM115 46H116V45H115ZM121 46H123V45L121 44ZM147 46H146V47H147ZM186 46H187V45H186ZM201 46H202V45H201ZM203 46H204V45H203ZM208 46H209V44H208ZM5 47H6V46H5ZM32 47H33V46H32ZM44 47H45V45H44ZM48 47H49V45H48ZM50 47H51V46H50ZM69 47H70V46H69ZM86 47H87V46H86ZM141 47H143V46H141ZM196 47H197V46H196ZM199 47H200V46H198L197 49H198ZM204 47H207V45H205ZM216 47H217V46H216ZM224 47H225V46H224ZM1 48H2V47H1ZM7 48H8V47H7ZM46 48H47V46H46ZM55 48H56V47H55ZM72 48H73V46H72ZM89 48H90V46H89ZM89 48H88V49H89ZM98 48H99V47H98ZM111 48H112V47H111ZM116 48H117V47H116ZM143 48H144V47H143ZM158 48H159V46H158ZM163 48H164V47H163ZM176 48H178V47H176ZM176 48H175V49H176ZM179 48H180V47H179ZM38 49H40V48H38ZM49 49H50V48H49ZM82 49H83V48H82ZM88 49H87V50H88ZM91 49L94 50L95 48L93 47V48H91ZM121 49H122V48H121ZM127 49H128V48H127ZM127 49H126V50H127ZM148 49H149V48H148ZM161 49H162V47H161ZM220 49H221V48H220ZM3 50H4V49H2V51H3ZM29 50H30V49H29ZM41 50H42V49H41ZM112 50H113V49H112ZM115 50H116V49H115ZM122 50H123V49H122ZM141 50H142V48H141ZM146 50H147V49H146ZM150 50H151V49H150ZM168 50H169V49H168ZM168 50H167V51H168ZM171 50H170V51H171ZM178 50H179V49H178ZM193 50H194V49H193ZM198 50H200V49H198ZM215 50H217V48H216ZM232 50H235V49H232ZM251 50H253V49H251ZM257 50H258V49H257ZM259 50H261V49H259ZM4 51H5V50H4ZM24 51H25V50H24ZM37 51H38V50H37ZM42 51H43V50H42ZM45 51H46V50H45ZM81 51H86V48H85V50L83 49V50H81ZM116 51H118V50H116ZM127 51H130V48H129V50H127ZM176 51H177V49H176ZM195 51H196V49H195ZM207 51H208V49H207ZM210 51H211V50H210ZM228 51H229V50H228ZM247 51H248V50H247ZM261 51H262V50H261ZM263 51H264V50H263ZM0 52H1V51H0ZM28 52H29V51H28ZM33 52H35V50H34ZM51 52H52V51H51ZM59 52H60V51H59ZM91 52H92V51H91ZM120 52H121V51H120ZM136 52H137V51H136ZM145 52H146V51H145ZM172 52H173V51H172ZM177 52H178V51H177ZM189 52H191V51H189ZM193 52H194V51H193ZM193 52H192V53H193ZM196 52H197V51H196ZM200 52H201V51H200ZM202 52H203V51H202ZM204 52H205V51H204ZM211 52H212V51H211ZM215 52H216V51H215ZM240 52H241V51H240ZM256 52H257V51H256ZM38 53H39V51H38ZM40 53H41V51H40ZM40 53H39V54H40ZM46 53H47V52H46ZM55 53H56V52L53 51V53H51V54H55ZM124 53L127 54L128 52H127V53L124 52ZM132 53H133V52H132ZM142 53H143V52H142ZM151 53H152V52H151ZM151 53H150V54H151ZM153 53H154V52H153ZM166 53H168V52H166ZM182 53H183V52H182ZM186 53H187V52H186ZM205 53H206V52H205ZM208 53H209V52H208ZM216 53H217V55L219 56V59H220L219 63H221L220 65H218V66H219V69H220L222 72H224V77H225L226 80L229 81V82H230V80H231V81L233 80V82H234V78H236L235 75H237V74L240 73V72H243L242 70H244V72H248V70L251 69V68L249 69L248 66H250L251 64L253 65V63H252L251 61L249 62V60H246V58H245L246 56H244V57L242 56V57L240 58L239 55H238L237 57H239L240 60L237 61V59H236L237 57L235 58L236 55H235V56L232 55L231 53L225 51V49H224V51L219 50V51H217ZM237 53H238V52H237ZM260 53H263V52H260ZM260 53H259V55H260ZM29 54H30V52H29ZM35 54H36V53H35ZM42 54H43V53H42ZM57 54H58V52H57ZM87 54H88V52H87ZM101 54H102V53H101ZM105 54H106V53H105ZM109 54H110V53H109ZM111 54H112V53H111ZM111 54H110V55H111ZM130 54H131V53H130ZM130 54L128 53V55H130ZM135 54H136V53H135ZM147 54H148V53H147ZM150 54H148V55H150ZM157 54H158V52H157ZM170 54H172V53H169V55H170ZM203 54H204V53H203ZM255 54H256V53H255ZM3 55L5 56V54H3ZM9 55H10V54H9ZM14 55H15V54H14ZM14 55H13V56H14ZM25 55H26V53H25ZM25 55H24V56H25ZM27 55H28V54H27ZM32 55H34V53H33ZM58 55H59V54H58ZM58 55H57V56H58ZM72 55H74V54H72ZM113 55H115V54H113ZM122 55H123V53H122ZM141 55H142V54H141ZM141 55H140V57H141ZM151 55L153 56V54H151ZM154 55H155V54H154ZM175 55H176V54H175ZM183 55H184V54H183ZM187 55H188V54H187ZM193 55H195V54L193 53ZM211 55H212V54H211ZM211 55H208V56H211ZM30 56H31V55H30ZM36 56H37V55H36ZM38 56H39V55H38ZM40 56H41V55H40ZM50 56H51V55H50ZM53 56H55V55H53ZM57 56H56V57H57ZM70 56H71V55H70ZM70 56H68V57L70 58ZM119 56H120V55H119ZM146 56H147V55H146ZM146 56H144V57H146ZM157 56H158V55H157ZM179 56H180V55H179ZM205 56H206V55H205ZM208 56H207V57H208ZM252 56H253V55H252ZM0 57H1V56H0ZM7 57H8V56H7ZM62 57H63V56H62ZM79 57H80V56H78V58H79ZM98 57H99V56H98ZM104 57H106V55H105ZM111 57H112V56H111ZM117 57H118V56H117ZM126 57H127V56H126ZM126 57H125V59H126ZM136 57H137V56H136ZM144 57H143V59H142V62H143V60H145ZM150 57H151V56H150ZM155 57H156V56H155ZM168 57H169V56H168ZM171 57L173 58V56H171ZM214 57H215V56H214ZM253 57H254V56H253ZM5 58H6V57H5ZM9 58L11 59V57H9ZM9 58H8V59H9ZM30 58H33V57L31 56ZM47 58H48V57H47ZM49 58H50V57H49ZM59 58H61V56H60ZM64 58H65V57H64ZM75 58H76V57H75ZM84 58H85V57H84ZM84 58H83V59H84ZM86 58H87V57H86ZM86 58H85V59H86ZM89 58H90V57H89ZM101 58H102V57H101ZM120 58H121V56H120ZM120 58H118V59H120ZM151 58H152V57H151ZM158 58H159V57H158ZM165 58H167V57H165ZM175 58H176V57H175ZM180 58H181V57H180ZM189 58H190V57H189ZM25 59H28V58L25 57ZM33 59H34V58H33ZM37 59H38V58H37ZM39 59H40V58H39ZM39 59H38V60H39ZM43 59H44V58H43ZM52 59H53V58H52ZM54 59H55V58H54ZM118 59L116 60V62H118V64H119ZM123 59H124V58H123ZM123 59L121 58V60H123ZM139 59H140V58H139ZM139 59H137V60H139ZM153 59H154V58H153ZM156 59H157V58H156ZM162 59H163V58H162ZM162 59H160V60H162ZM169 59L171 60V58H169ZM209 59H210V58H209ZM248 59H249V58H248ZM259 59H261V58H259ZM47 60H48V59H47ZM79 60H80V59H79ZM81 60H82V58H81ZM86 60H87V59H86ZM86 60H85V61H86ZM100 60H102V59H100ZM104 60H105V59H104ZM148 60H150L149 57H148ZM164 60H165V59H164ZM166 60H167V59H166ZM173 60H174V59H173ZM182 60H183V59H182ZM192 60H193V59H192ZM194 60H195V59H194ZM196 60H197V59H196ZM196 60H195V61H196ZM207 60H208V59H207ZM211 60H212V59H211ZM251 60H252V59H251ZM4 61H5V59H4ZM28 61H29V60H28ZM36 61H37V60H36ZM42 61H43V60H42ZM42 61H41V62H42ZM44 61H45V59H44ZM49 61H50V59H49ZM51 61H52V60H51ZM59 61H60V59H59ZM72 61H75V60H72ZM156 61H158V60H156ZM208 61H209V60H208ZM217 61H218V60H217ZM5 62H6V61H5ZM5 62H3V63H5ZM12 62H13V61H11V63H12ZM26 62H27V61H26ZM38 62H39V61H38ZM60 62H61V61H60ZM64 62H65V61L63 60V63H62V64H64ZM82 62H83V60H82ZM101 62H102V61H101ZM101 62H100V64H101ZM105 62H106V61H105ZM124 62H125V61H124ZM126 62H127V61H126ZM132 62H133V61H132ZM134 62H136V61L134 60ZM137 62H138V61H137ZM144 62L146 63V61H144ZM147 62L149 63V61H147ZM153 62H154V61H153ZM171 62H172V61H171ZM174 62H176V61H174ZM183 62H184V61H183ZM191 62H192V61H191ZM213 62H214V60H213ZM3 63H2V64H3ZM11 63H10V64H11ZM36 63H37V62H36ZM75 63H76V62H75ZM89 63H90V62H89ZM91 63H92V61H91ZM97 63H98V62H97ZM122 63H123V62H122ZM127 63L129 64V62H127ZM140 63H141V61H140ZM155 63H156V62H155ZM179 63H181V62H179ZM203 63H205V62H203ZM210 63H211V62H210ZM29 64H31V63H29ZM68 64H69V63H68ZM83 64L85 65V62H84ZM103 64L105 65V63H103ZM106 64H107V63H106ZM136 64H137V63H136ZM158 64H159V63H158ZM165 64H166V63H165ZM169 64H170V63H169ZM177 64H178V63H177ZM207 64H208V63H207ZM260 64H261V63H260ZM8 65H9V64H8ZM8 65H7V66H8ZM39 65H40V63H39ZM44 65H45V63H43V66H44ZM55 65H57V64H55ZM66 65H67V63H66ZM70 65H71V64H70ZM70 65H69V67H70ZM76 65H78V64H76ZM79 65H80V64H79ZM88 65H89V64H88ZM98 65H99V64H98ZM104 65H102V67H103ZM114 65L117 66V64H115V61L112 62L111 65L106 66V67H104V68H105V69H109L110 66H111V68H112V66H114ZM130 65H133V64L131 63ZM138 65H139V63H138ZM147 65H148V64H147ZM151 65H152V63H151ZM155 65L157 66V64H155ZM159 65H160V64H159ZM172 65H173V64H172ZM196 65H197V64H196ZM257 65H258V64H257ZM1 66H2V65H1ZM14 66H15V64H14ZM29 66H30V65H29ZM29 66H28V67H29ZM36 66H37V65H36ZM41 66H42V65H41ZM53 66H54V65H53ZM58 66H59V65H58ZM60 66L63 67L62 65H60ZM60 66H59V67H60ZM74 66H75V65H74ZM80 66H81V65H80ZM82 66H83V65H82ZM86 66H87V65H86ZM100 66H101V65H100ZM119 66H120V68H119V67H118V68L113 67V68L115 69L116 72H117V70H120V69L122 68L121 65H119ZM122 66H123V65H122ZM124 66H125V65H124ZM126 66H129V65H126ZM126 66H125V67H126ZM142 66H143V63H142ZM142 66H141V67H142ZM148 66H149V65H148ZM162 66H163V65H162ZM177 66H178V65H177ZM2 67H5V66L3 65ZM12 67H13V66H12ZM22 67H23V66H22ZM22 67H21V68H22ZM30 67H31V66H30ZM45 67H46V66H45ZM55 67H56V66H55ZM69 67H68V68H69ZM90 67H91V65H90ZM135 67H136V66H135ZM137 67H138V66H137ZM139 67H140V66H139ZM167 67H168V66H167ZM174 67H175V66H174ZM10 68H11V67H10ZM34 68H35V67H34ZM50 68H51V67L49 66V71H50ZM68 68H67V69H68ZM74 68H75V67H73V69H74ZM84 68H85V67H84ZM123 68H124V67H123ZM127 68H129V67H127ZM127 68H126V69H127ZM131 68H132V67H130V70H131ZM148 68H149V67H148ZM153 68H155V67H153ZM157 68H160V67H157ZM162 68H163V67H162ZM193 68H194V67H193ZM195 68H196V67H195ZM254 68H255V67H254ZM8 69H9V67H8ZM24 69H25V68H24ZM24 69H22L23 72L25 71ZM29 69H30V68H29ZM32 69H33V67H32ZM35 69H36V68H35ZM46 69H47V68H46ZM55 69H56V68H55ZM55 69H54V70H55ZM57 69H58V68H57ZM65 69H66V68H65ZM86 69H87V70H88V69L91 70L90 68H86ZM116 69H117V70H116ZM126 69H124V70H126ZM139 69H140V68H139ZM145 69H147V68H145ZM149 69H150V68H149ZM180 69H183V67L180 68ZM188 69H189V68H188ZM188 69H187V70H188ZM204 69H206V68H204ZM257 69H258V68H257ZM1 70H2V69H1ZM3 70H4V68H3ZM14 70H15V68H14ZM17 70H18V69H17ZM26 70H28V69H26ZM63 70H64V69H63ZM70 70H71V69H70ZM77 70H79V68L76 69V74H77ZM83 70H84V69H83ZM83 70H81V71H83ZM87 70H86V71H87ZM89 70H88V71H89ZM92 70H93V69H92ZM97 70H98V69H97ZM100 70H101V69H100ZM121 70H122V69H121ZM134 70H135V68H134ZM156 70H157V69H156ZM156 70H155V71H156ZM166 70H167V68H166ZM9 71H10V70H9ZM20 71H21V70H20ZM43 71H44V70H43ZM46 71H47V70H46ZM55 71H56V73H58L57 70H55ZM60 71H61V70H60ZM60 71H59V72H60ZM71 71H72V70H71ZM86 71H85V72H86ZM88 71H87V72H88ZM103 71H104V70H103ZM110 71L112 72L113 69H112V70L110 69ZM115 71H114V73H116ZM128 71H129V70H128ZM137 71H138V70H137ZM149 71H150V70H149ZM152 71H153L154 76H155L156 73L154 72V69H153ZM158 71H159V70H158ZM158 71H157V72H158ZM162 71H163V70H162ZM177 71H178V70H177ZM177 71H174V73H176ZM193 71H194V70H193ZM207 71H208V70H207ZM257 71H258V70H257ZM0 72H1V71H0ZM4 72H5V71H4ZM28 72H29V71H28ZM34 72H35V71H34ZM40 72H41V71H40ZM52 72H53V71H52ZM62 72H63V71H62ZM62 72H60V73H62ZM65 72H66V71H65ZM65 72H63V74H65ZM79 72H80V71H79ZM85 72H84V73H85ZM91 72H92V71H91ZM91 72H90V73H91ZM97 72H98V71H97ZM99 72L102 73V71H99ZM107 72H109V71H107ZM107 72H106V74H107ZM111 72H109V74H111ZM123 72H124V71H123ZM190 72H191V71H190ZM201 72H202V71H201ZM249 72H250V71H249ZM1 73H3V72H1ZM1 73H0V74H1ZM26 73H27V72H26ZM35 73H36V72H35ZM41 73H43V72H41ZM53 73H54V72H53ZM53 73H52V74H53ZM74 73H75V72H74ZM81 73H82V72H81ZM119 73H120V72H118V75H119ZM127 73H128V72H127ZM145 73H146V72H145ZM147 73L150 74L149 72H147ZM165 73H166V72H165ZM165 73H164V74H165ZM172 73H173V72H172ZM174 73H173V74H174ZM202 73H203V72H202ZM204 73H205V72H204ZM259 73H260V72H259ZM261 73H262V71H261ZM10 74H11V71H10ZM12 74H13V73H12ZM18 74H19V73H18ZM23 74H24V73H23ZM37 74H38V73H37ZM50 74H51V73H50ZM52 74H51V75H52ZM54 74H55V73H54ZM66 74H67V72H66ZM69 74H70V72H69ZM91 74H92V73H91ZM94 74H95V73H94ZM102 74H103V73H102ZM104 74H105V73H104ZM106 74H105V76H107ZM109 74H108V75H109ZM148 74H147V75H148ZM194 74L196 75V72H195ZM205 74H206V73H205ZM209 74H210V73H209ZM222 74H223V73H222ZM243 74H244V73H243ZM28 75H29V74H28ZM28 75H27V76H28ZM32 75H35V74H32ZM60 75H61V74H59V76H60ZM85 75H87V74H85ZM120 75H121V74H120ZM128 75H129V74H128ZM165 75H166V74H165ZM165 75H164V76H165ZM169 75H171V73H170ZM181 75L183 76V75H185V74L183 73V74H181ZM181 75H180V76H181ZM211 75H212V74H211ZM214 75H215V74H214ZM220 75H221V74H220ZM248 75H249V74H248ZM252 75H253V74H252ZM5 76H6V75H5ZM19 76H21V75L19 74ZM29 76H30V75H29ZM29 76H28V79H29ZM68 76L70 77V75H68ZM73 76H74V75H73ZM79 76H80V75H79ZM81 76H84V75L82 74ZM111 76H112V74H111ZM130 76H131V74H130ZM141 76H143V75H141ZM144 76H146V75H144ZM160 76H161V75H160ZM160 76H159V77H160ZM182 76H181V77H182ZM188 76H189V75H188ZM191 76H192V75H191ZM196 76H197V75H196ZM201 76H202V75H201ZM217 76H218V75H217ZM244 76H245V75H244ZM260 76H261V75H260ZM0 77H1V76H0ZM11 77H12V76H11ZM23 77H24V76H23ZM34 77H35V76H34ZM34 77H33V80H34ZM65 77H66V76H65ZM69 77H68V78H69ZM112 77H114V76H112ZM123 77H124V76H123ZM131 77H132V76H131ZM135 77H136V75H135ZM149 77H150V76H149ZM159 77H157V78H159ZM170 77H171V76H170ZM181 77H179V75H177L176 77H174V79H175V78H181ZM199 77H200V76H199ZM242 77H243V76H242ZM245 77H246V76H245ZM247 77H248V76H247ZM247 77H246V78H247ZM5 78H6V77H5ZM8 78H10V77L8 76L6 79H8ZM21 78H22V77H21ZM35 78H36V77H35ZM39 78H40V77H39ZM52 78H53V77H52ZM55 78H56V76H55ZM91 78H92V77H91ZM129 78H130V77H129ZM129 78H128V79H129ZM133 78H134V77H133ZM146 78H147V77H146ZM153 78H155V77H153ZM165 78H166V77H165ZM171 78H172V77H171ZM193 78H194V76H193ZM193 78H192V79H193ZM200 78H201V77H200ZM221 78H222V77H221ZM1 79H2V78H1ZM17 79H18V77H17ZM22 79H23V78H22ZM28 79H27V80H28ZM40 79H41V78H40ZM59 79H61V78L59 77ZM70 79H71V78H70ZM76 79H77V78H76ZM76 79H75V80H76ZM78 79H79V78H78ZM80 79H81V78H80ZM87 79H89V78H87ZM108 79H110V78H108ZM108 79H107V80H108ZM125 79H126V76H125ZM125 79H124V80H125ZM147 79H149V78H147ZM184 79H185V78H184ZM203 79H204V78H203ZM216 79H217V78H216ZM239 79H241V78H239ZM9 80H11V79H9ZM24 80H25V79H24ZM37 80H39V79H38V75H37ZM37 80H36V82H37ZM48 80H49V78H48ZM50 80H51V79H50ZM64 80H65V79H64ZM66 80H67V79H66ZM68 80H69V79H68ZM71 80H72V79H71ZM85 80H86V79H84L83 81H85ZM89 80H90V79H89ZM89 80H88V81H89ZM96 80H98V79H96ZM99 80H101V79L99 78ZM104 80H105V79H104ZM107 80H106V82H107ZM111 80H112V78H111ZM118 80H119V79H118ZM126 80H127V79H126ZM133 80L135 81V79H133ZM138 80H139V79H138ZM152 80H153V79H152ZM197 80H198V79H197ZM200 80H201V79H200ZM200 80H199V81H200ZM223 80H224V79H223ZM259 80H260V79H259ZM4 81H5V80H4ZM34 81H35V80H34ZM40 81H42V80H40ZM73 81H74V79H73ZM78 81H79V80H78ZM101 81H102V80H101ZM108 81H109V80H108ZM120 81H121V80H120ZM127 81L129 82V80H127ZM130 81H131V79H130ZM148 81H150V80H148ZM154 81H155V83L158 82V80H156V79H154ZM161 81H162V80H161ZM169 81H170V79H169ZM201 81H202V80H201ZM205 81H206V80H205ZM213 81H214V80H213ZM218 81H219V80H218ZM245 81H246V80H245ZM5 82H6V81H5ZM17 82H18V81H17ZM20 82H22V81H20ZM31 82H32V80H31ZM31 82H30V84H31ZM38 82H39V81H38ZM42 82H43V81H42ZM49 82H50V81H49ZM54 82H55V80H54ZM56 82H57V81H56ZM56 82H55V83H56ZM62 82H63V81H61V83H62ZM65 82H66V81H65ZM70 82H72V81H70ZM80 82H81V80H80ZM86 82H87V81H86ZM86 82H84V83H86ZM89 82H90V81H89ZM97 82H98V81H97ZM110 82H111V81H109V82H107V83L110 84ZM124 82H125V81H124ZM140 82H141V80H140ZM152 82H153V81H152ZM165 82H168V80L165 81ZM250 82H251V81H250ZM1 83H2V81H0V85L2 86L3 84H1ZM11 83H12V82H11ZM47 83H48V82H47ZM59 83H60V82H59ZM77 83H79V82H77ZM90 83H91V82H90ZM95 83H96V81H95ZM102 83H103V82H102ZM107 83H105V85H106ZM111 83H112V82H111ZM113 83H114V82H113ZM115 83H116V81H115ZM115 83H114V84H115ZM135 83H136V82H135ZM142 83H143V82H142ZM159 83H161V82H159ZM159 83H158V84H159ZM175 83H176V82H175ZM207 83H208V82H207ZM240 83H241V82H240ZM256 83H257V82H256ZM6 84H8V83H6ZM13 84H14V82H13ZM32 84H33V83H32ZM44 84H45V81H44ZM48 84H50V83H48ZM51 84H52V82H51ZM67 84H68V83H67ZM103 84H104V83H103ZM114 84L111 85V86H113L112 88H114ZM119 84H120V83H119ZM121 84H122V83H121ZM132 84H133V81H132ZM143 84H144V83H143ZM158 84H157V85H158ZM168 84H169V82H168ZM171 84H172V83H171ZM171 84H169V85H171ZM190 84H191V83H190ZM210 84H211V82H210ZM214 84H215V83H214ZM216 84H217V83H216ZM244 84H245V83H244ZM261 84H262V83H261ZM28 85H29V84H28ZM37 85H38V84H37ZM55 85H56V84H55ZM61 85H62V84H60V86H61ZM64 85H65V84H64ZM79 85H80V84H79ZM88 85H89V84H88ZM94 85H95V84H94ZM115 85H116V87H117V83H116ZM123 85H124V83H123ZM144 85H145V84H144ZM223 85H224V84H223ZM223 85H222V86H223ZM226 85H227V84H226ZM239 85H241V84H239ZM249 85H250V84H249ZM8 86H11V85L9 84ZM18 86H20V85H18ZM24 86H25V85H24ZM62 86H63V85H62ZM76 86H77V84H76ZM82 86H83V85H82ZM130 86H132V85H130ZM142 86H143V85H142ZM152 86H153V84H152ZM177 86H178V85H176L175 88H177ZM186 86H187V85H186ZM196 86H197V85H196ZM247 86H248V85H247ZM2 87H3V86H2ZM2 87H1V88H2ZM14 87H15V86H14ZM16 87H17V86H16ZM20 87H21V86H20ZM29 87H30V86H29ZM42 87H43V86H42ZM48 87H49V86H48ZM53 87H54V85H53ZM53 87H52V88H53ZM79 87H80V86H79ZM85 87H86V86H85ZM88 87H89V86H87V88H88ZM97 87H98V86H97ZM116 87H115L114 89H116ZM118 87H119V86H118ZM133 87H134V86H133ZM135 87H137V86H135ZM143 87H144V86H143ZM148 87H149V86H148ZM159 87H160V84H159ZM198 87H199V86H198ZM211 87H212V86H211ZM224 87H225V86H224ZM262 87L264 88L263 85H262ZM11 88H12V87H11ZM11 88H10V89H11ZM43 88L45 89V87H43ZM46 88H47V87H46ZM54 88H55V87H54ZM59 88H60V87H59ZM63 88H64V87H63ZM75 88H77V87H75ZM80 88H81V87H80ZM82 88H83V87H82ZM90 88H91V87H90ZM99 88H101V85H100ZM104 88H105V87H104ZM119 88H121V87H119ZM128 88H129V87H128ZM137 88H138V87H137ZM137 88H135V91H134V92H136V89H137ZM144 88H145V87H144ZM144 88H143V89H144ZM146 88H147V87H146ZM189 88H190V87H189ZM192 88H193V87H192ZM204 88H206V87L204 86ZM235 88H236V87H235ZM3 89H5V88H3ZM27 89H28V88H27ZM30 89H31V88H30ZM50 89H51V88H50ZM66 89H67V86H66ZM72 89H73V88H72ZM85 89H86V88H85ZM102 89H103V88H102ZM117 89H118V88H117ZM123 89H124V88H123ZM131 89H132V88H130V90H131ZM141 89H142V88H141ZM149 89H150V88H149ZM149 89H148V90H149ZM155 89H156V88H155ZM165 89H166V88H165ZM182 89H183V88H182ZM197 89H198V88H197ZM225 89H226V88H225ZM238 89H239V88H238ZM11 90H12V89H11ZM20 90H21V89H20ZM41 90L43 91V89H41ZM48 90H49V89H48ZM53 90H54V89H53ZM56 90H57V89H56ZM67 90H68V89H67ZM80 90H81V89H80ZM80 90H79V91H80ZM100 90H101V89H100ZM106 90H107V89H106ZM120 90H121V89H120ZM139 90H140V89H139ZM139 90H138V91H139ZM148 90H147V91H146V90H141L142 92L139 91V92H138V94H139V96H140L139 99H142V98L145 99V97L148 95ZM150 90H151V89H150ZM156 90H157V89H156ZM159 90H160V88H159ZM167 90H168V89H167ZM170 90H172V89H170ZM214 90H215V89H214ZM218 90H219V89H218ZM220 90H223V89H220ZM239 90H241V89H239ZM239 90H238V91H239ZM262 90H263V89H262ZM13 91H14V90H13ZM23 91H24V90H23ZM29 91H30V90H29ZM32 91H33V90H32ZM59 91H60V90H59ZM59 91H58V92H59ZM65 91H66V90H65ZM76 91H77V90H76ZM91 91H92V90H91ZM96 91H97V89H96ZM122 91H123V90H122ZM127 91H129V89H128ZM132 91H133V90H132ZM152 91H153V90H152ZM152 91H151V92H152ZM157 91H158V90H157ZM179 91H180V90H179ZM183 91H184V90H183ZM200 91H201V90H200ZM225 91H226V90H225ZM243 91H244V90H243ZM248 91H249V90H248ZM256 91H257V90H256ZM14 92H15V91H14ZM19 92H20V91H19ZM67 92H69V91H67ZM84 92H85V91H84ZM87 92H88V91H87ZM102 92H103V90H102ZM113 92H114V91H113ZM115 92H116V91H115ZM118 92H119V91H118ZM125 92H126V91H125ZM125 92H124V93H125ZM149 92H150V91H149ZM154 92L156 93V91H154ZM154 92H153V94H154ZM215 92H216V91H215ZM222 92H223V91H222ZM259 92H260V90H259ZM3 93H4V92H3ZM3 93H1V94H3ZM16 93H17V92H16ZM25 93H26V91H25ZM31 93H32V92H31ZM46 93H48V92H46ZM61 93H62V92H61ZM64 93H65V92H64ZM88 93H89V92H88ZM94 93H97V92H94ZM100 93H101V92H100ZM121 93H122V92H121ZM157 93H160V92L158 91ZM163 93H164V92H163ZM174 93H175V92H174ZM218 93H219V92H218ZM27 94H28V93H27ZM38 94H39V93H38ZM59 94H60V93H59ZM59 94H58V96H59ZM71 94H72V92H71ZM73 94H74V93H73ZM97 94H98V93H97ZM102 94H103V93H102ZM102 94H101V95H102ZM115 94H116V93H115ZM126 94H127V93H126ZM126 94H125V95H126ZM160 94H162V93H160ZM169 94H170V92H169ZM181 94H182V93H181ZM186 94H187V93H186ZM225 94H226V93H225ZM232 94H234V93H232ZM240 94H241V93H240ZM247 94H248V93H247ZM256 94H257V93H256ZM10 95H11V94H10ZM17 95H18V93H17ZM24 95H25V94H24ZM42 95H43V93H42ZM55 95H56V93H55ZM65 95H66V94H65ZM89 95H90V93H89ZM93 95H94V94H93ZM93 95H92V97H93ZM109 95H110V94H109ZM117 95H118V94H117ZM125 95H124V96H125ZM128 95H129V94H128ZM136 95H137V94H136ZM165 95H166V94H164L163 96H165ZM167 95H168V94H167ZM174 95H175V94H174ZM190 95H192V94H190ZM212 95H213V94H212ZM251 95H252V94H251ZM258 95H259V94H258ZM262 95H263V94H262ZM262 95H261V96H262ZM8 96H9V94H8ZM14 96H15V95H14ZM29 96H30V95H29ZM31 96H32V95H31ZM60 96H61V95H60ZM77 96H78V95H77ZM114 96H116V95H114ZM130 96L132 97V94H131ZM148 96H149V95H148ZM155 96H157V95H155ZM155 96H154V97H155ZM161 96H162V95H161ZM183 96H184V95H183ZM229 96H231V95H229ZM35 97H36V96H35ZM56 97H57V95H56ZM88 97H89V96H88ZM100 97H101V96H100ZM119 97H120V96H119ZM135 97H136V96H135ZM137 97H138V95H137ZM157 97H159V96H157ZM169 97H170V96H169ZM177 97H178V94H177ZM184 97H185V96H184ZM217 97H219V96H217ZM231 97H232V96H231ZM240 97H241V96H240ZM242 97H243V96H242ZM254 97H255V96H254ZM2 98H3V95H2ZM2 98L0 97V100H1ZM59 98H60V97H59ZM68 98H69V97H68ZM89 98H90V97H89ZM95 98H97V97H95ZM95 98H94V99H95ZM132 98H133V97H132ZM147 98H148V97H147ZM147 98H146V99H147ZM159 98H160V97H159ZM170 98H172V97H170ZM182 98H183V97H182ZM219 98H220V97H219ZM222 98H223V97H222ZM252 98H253V97H252ZM255 98H256V97H255ZM4 99H6V98H4ZM18 99H19V98H18ZM18 99H17V100H18ZM45 99H46V98H45ZM45 99H44V100H45ZM55 99H56V98H55ZM69 99H70V98H69ZM71 99H72V98H71ZM78 99H79V98H78ZM113 99H115V97H114ZM120 99H121V98H120ZM125 99H126V96H125ZM133 99H134V98H133ZM139 99H138V100H139ZM164 99H165V98H164ZM167 99H168V98H167ZM175 99H176V98H175ZM177 99H179V98H177ZM232 99H233V98H232ZM260 99H261V98H260ZM50 100H52V99H50ZM63 100H64V99H63ZM65 100H66V99H65ZM74 100H75V99H74ZM84 100H86V99L84 98ZM84 100H83V101H84ZM97 100H98V99H97ZM97 100H96V101H97ZM106 100H107V99H106ZM122 100H123V98H122ZM126 100L128 101L129 98L126 99ZM134 100H136V99H134ZM149 100H150V99H149ZM157 100H158V99H156V102H157ZM180 100H181V99H180ZM238 100H239V99H238ZM242 100H243V98H242ZM246 100H247V98H246ZM39 101H41V100H39ZM54 101H55V100H54ZM60 101H61V100H60ZM70 101H71V100H70ZM70 101H68V102H70ZM86 101H87V100H86ZM110 101H111V100H110ZM113 101H114V100H113ZM117 101H118V100H117ZM131 101H132V100H131ZM131 101L129 102L130 104H131ZM151 101H152V100H151ZM159 101H160V100H159ZM159 101H158L157 103H159ZM166 101H167V100H166ZM172 101H174V100H172ZM183 101H184V100H183ZM216 101H217V100H216ZM230 101H231V100H230ZM253 101H254V100H253ZM258 101H259V99H258ZM55 102H56V101H55ZM61 102H62V101H61ZM64 102H66V101H64ZM81 102H82V100H81ZM123 102H124V101H123ZM140 102H142V101H140ZM148 102H149V101H148ZM154 102H155V101H154ZM177 102H178V101H177ZM227 102H228V101H227ZM235 102H236V101H235ZM247 102H248V101H247ZM46 103H47V102H46ZM49 103H50V101H49ZM52 103H53V102H51V104H52ZM73 103H74V102H73ZM94 103H96V102H94ZM100 103H102V102H100ZM100 103H99V104H100ZM115 103H116V102H115ZM117 103H118V102H117ZM137 103H139V102H137ZM142 103H143V102H142ZM165 103H166V102H165ZM165 103H163V104L165 105ZM171 103H172V102H171ZM184 103H185V102H184ZM198 103H199V102H198ZM232 103H233V100H232ZM237 103H238V102H237ZM79 104H80V102H79ZM91 104H92V103H91ZM110 104H111V103H110ZM113 104H114V103H113ZM113 104H111V105L113 106ZM118 104H119V103H118ZM127 104H128V103H127ZM151 104H152V103H151ZM173 104H174V103H172V105H173ZM188 104H189V103H188ZM193 104H194V103H193ZM254 104H256V103H254ZM52 105H53V104H52ZM55 105H56V104H55ZM55 105H54V106H55ZM63 105H65V103H64ZM67 105H69V104H67ZM67 105H66V106H67ZM70 105H71V104H70ZM80 105H82V103H81ZM100 105H101V104H100ZM107 105H108V104H107ZM107 105H106V106H107ZM123 105H124V104H123ZM131 105H134V104L132 103ZM136 105H137V104H136ZM139 105H140V104H139ZM145 105L148 106V103H147V104L145 103L144 106H145ZM155 105H156V104H155ZM158 105H159V104H158ZM168 105H169V104H168ZM172 105H170V106H172ZM213 105H214V104H213ZM226 105H227V104H226ZM251 105H252V104H251ZM263 105H264V104H263ZM35 106H36V105H35ZM54 106H53V107H54ZM56 106H57V105H56ZM58 106H59V105H58ZM74 106H75V105H74ZM91 106H92V105H91ZM103 106L105 107V104H103ZM115 106H117V105H115ZM115 106H114V107H115ZM127 106H128V105H127ZM127 106H126L125 108H127ZM129 106H130V105H129ZM162 106H163V105H162ZM177 106H178V105H177ZM217 106H218V105H217ZM227 106H228V105H227ZM249 106H250V104H249ZM257 106H258V105H257ZM38 107H39V106H38ZM41 107H42V106H41ZM68 107H69V106H68ZM72 107H73V106H72ZM75 107H77V106H75ZM96 107H97V106H96ZM110 107H111V106H110ZM119 107H120V106H119ZM139 107H141V105H140ZM142 107H143V104H142ZM142 107H141V108H142ZM165 107H166V106H165ZM172 107H174V106H172ZM184 107H185V106H184ZM190 107H191V106H190ZM250 107H251V106H250ZM250 107H249V108H250ZM46 108H47V107H46ZM57 108H58V107H57ZM77 108L79 109V106H78ZM81 108H82V107H81ZM86 108H87V107H86ZM100 108H102V107H100ZM111 108H112V107H111ZM111 108H110V109H111ZM117 108H118V107H117ZM123 108H124V106H123ZM129 108H130V107H129ZM134 108H135V107H134ZM146 108H147V107H146ZM162 108H163V107H162ZM167 108H168V107H167ZM193 108H194V107H193ZM211 108H212V107H211ZM227 108H228V107H227ZM253 108H254V107H253ZM94 109H95V108H94ZM113 109H114V108H113ZM113 109H112V110H113ZM115 109H116V108H115ZM115 109H114V110H115ZM131 109H133V108H131ZM135 109H137L136 111H138V107L135 108ZM143 109H145V107H143ZM143 109H142V110H143ZM147 109H148V108H147ZM147 109H145V110H147ZM155 109H156V107H155ZM174 109H175V108H174ZM186 109H187V107H186ZM207 109H208V108H207ZM214 109H215V106H214ZM35 110H36V109H35ZM35 110H34V111H35ZM66 110H67V109H66ZM74 110H75V109H74ZM80 110H81V109H80ZM98 110H99V109H98ZM103 110H104V108H103ZM114 110H113V111H114ZM119 110H120V109H119ZM122 110H123V109H122ZM124 110H125V109H124ZM149 110H150V109H149ZM152 110H153V109H152ZM152 110H151V111H152ZM164 110H165V109H164ZM166 110H167V109H166ZM169 110H171V108H170ZM184 110H185V109H184ZM198 110H199V109H198ZM225 110H226V109H225ZM241 110H243V109H241ZM37 111H39V109H38ZM58 111H59V110H58ZM61 111H62V109H61ZM77 111L79 112V110H77ZM89 111H90V110H89ZM94 111H96V110H94ZM109 111H110V110H109ZM109 111H108V112H109ZM129 111H130V110H129ZM134 111H135V110H134ZM134 111H133V112H134ZM153 111H155V110H153ZM173 111H174V110H173ZM180 111H181V110H180ZM208 111H209V109H208ZM228 111H229V110H228ZM228 111H227V112H228ZM42 112H43V111H42ZM70 112H71V110H70ZM75 112H76V111H75ZM86 112H88V111L86 110ZM108 112H107V113H108ZM121 112H122V111H121ZM126 112H127V111H126ZM142 112H143V111H140V109H139V111L136 112V114L139 113V115H140ZM145 112H146V111H145ZM148 112H149V111H148ZM159 112H160V111H159ZM161 112H162V110H161ZM163 112H164V111H163ZM184 112H185V111H184ZM191 112H192V111H191ZM191 112H189V113H191ZM233 112H234V111H233ZM236 112H237V111H236ZM36 113H37V112H36ZM36 113H35V115H36ZM40 113H41V112H40ZM40 113H39V115H40ZM55 113H56V112H55ZM83 113H84V112H83ZM105 113H106V112H105ZM113 113H114V112H113ZM122 113H123V112H122ZM143 113H144V112H143ZM151 113H152V112H151ZM151 113H150V114H151ZM154 113H155V112H154ZM169 113H170V112H169ZM176 113H177V112H176ZM180 113H181V112H180ZM194 113H195V112H194ZM239 113H240V112H239ZM259 113H260V112H259ZM263 113H264V112H263ZM58 114H59V113H58ZM64 114H65V113H64ZM67 114H68V113H67ZM73 114H75V113H73ZM103 114H104V113H103ZM108 114H109V113H108ZM110 114L112 115V113H110ZM115 114H116V115L113 116V117L111 118L110 122L105 123V132H106L107 130H109V128H111V124H113V126H114L115 124L119 123V121H116V120L118 119L116 116H118V115L120 116V114L117 113V112H116ZM117 114H118V115H117ZM136 114H134V115H136ZM145 114H146V113H145ZM159 114H160V113H159ZM163 114H164V113H163ZM165 114H166V113H165ZM167 114H168V113H167ZM167 114H166V115H167ZM195 114H196V113H195ZM211 114H212V113H211ZM211 114H210V115H211ZM235 114H236V113H235ZM255 114H257V113H255ZM35 115H34V116H35ZM42 115H43V113H42ZM42 115H41V116H42ZM47 115H48V114H47ZM111 115H109V116H111ZM128 115H129V114H128ZM131 115H132V114H131ZM160 115H161V114H160ZM183 115H185V114H183ZM207 115H208V114H207ZM229 115H230V114H229ZM241 115H242V114H241ZM257 115H258V114H257ZM41 116H40V117H41ZM70 116H71V115H70ZM74 116H75V115H74ZM105 116H106V115H105ZM119 116H118V117H119ZM144 116H145V115H144ZM144 116H142V117L144 118ZM148 116H150V115H148ZM157 116H158V115H157ZM157 116H156L155 118H157ZM172 116H173V115H172ZM174 116H175V115H174ZM174 116H173V117H174ZM230 116H231V115H230ZM230 116H229V117H230ZM60 117H61V116H60ZM64 117H65V116H64ZM72 117H73V116H72ZM75 117H76V116H75ZM79 117H80V116H79ZM122 117H125V116L122 115ZM122 117H121V118L119 117V119H122ZM126 117H128L127 114H126ZM131 117H132V116H131ZM142 117L137 116V117L134 118V116H133L132 118L128 119V121H124V123H120V124H124L125 127H127V129H130V130L133 131V133H134V132L136 133V131H138V130L141 128V127H138L137 125H141V124H143V122H144L143 120H141V119H143ZM153 117H154V115H153ZM163 117H165V115H164ZM169 117H170V116H169ZM204 117H205V116H204ZM215 117H216V116H215ZM239 117H241V116L239 115ZM262 117H263V115H262ZM36 118H37V117H36ZM45 118H46V117H45ZM52 118H53V117H52ZM67 118H68V117H67ZM67 118H66V119H67ZM108 118H109V117H108ZM150 118H151V116H150ZM159 118L161 119L160 116H159ZM177 118H178V117H177ZM179 118H180V117H179ZM189 118H190V117H189ZM217 118H218V117H217ZM230 118H231V117H230ZM57 119H59V118H57ZM63 119H64V118H63ZM123 119H124V118H123ZM125 119H126V118H125ZM173 119H175V118H173ZM182 119H183V118H182ZM184 119H185V116H184ZM195 119H196V118H195ZM195 119H194V120H195ZM228 119H229V118H228ZM233 119H234V117H233ZM251 119H252V118H251ZM253 119H254V118H253ZM259 119H261V118H259ZM78 120H79V119H78ZM151 120H152V119H151ZM151 120H150V121H151ZM154 120H155V119H154ZM154 120H153V121H154ZM168 120H169V119H168ZM168 120H167V121H168ZM170 120L172 121V119H170ZM217 120H218V119H217ZM219 120H220V119H219ZM245 120H246V119H245ZM256 120H257V119H256ZM261 120H262V119H261ZM33 121H34V120H33ZM40 121H41V120H40ZM107 121H108V119H107ZM115 121H116L117 123H116ZM173 121H174V120H173ZM173 121H172V122H173ZM179 121H180V120H179ZM201 121H202V120H201ZM201 121H199V122H201ZM240 121H241V120H240ZM247 121H248V119H247ZM253 121H254V120H253ZM258 121H259V120H258ZM52 122H53V121H52ZM62 122H63V121H62ZM65 122H66V121H65ZM65 122H64V123H65ZM68 122H70V120H69ZM104 122H105V120H104ZM125 122H126V123H125ZM157 122H158V121H157ZM182 122H183V120H182ZM182 122H181V123H182ZM190 122H191V120H190ZM192 122H193V121H192ZM195 122H196V121H195ZM213 122H214V121H213ZM216 122H217V121H216ZM216 122H215V123H216ZM223 122H224V121H223ZM248 122H249V121H248ZM259 122H260V121H259ZM31 123H32V122H31ZM36 123H37V122H36ZM59 123H60V122H59ZM114 123H115V124H114ZM147 123H148V122H147ZM159 123H160V122H159ZM176 123H177V122H176ZM181 123H180V124H181ZM184 123H185V122H184ZM193 123H194V122H193ZM241 123H242V122H241ZM1 124H2V123H1ZM29 124H30V123H29ZM33 124H34V123H33ZM40 124H41V122H40ZM67 124H68V123H67ZM70 124H72V123H70ZM70 124H69V125H70ZM152 124H153V123H152ZM187 124H188V123H187ZM198 124H199V123H198ZM205 124H206V123H205ZM208 124H209V123H208ZM218 124H219V123H218ZM225 124H226V123H225ZM236 124H237V123H236ZM243 124H244V123H243ZM256 124H257V123H256ZM118 125H119V124H118ZM149 125H151V124H149ZM149 125H148V126H149ZM154 125H155V124H154ZM169 125H170V124H169ZM182 125H183V124H182ZM192 125H193V124H192ZM199 125H200V124H199ZM233 125H234V124H233ZM233 125H231V126L233 127ZM0 126H1V127H0V143H2V142H4L3 139H4V140H7V139H8V135H7L6 132L3 131V124L0 125ZM32 126H33V125H32ZM119 126H120V125H119ZM121 126H122V125H121ZM161 126H162V125H161ZM161 126H160V125H159V126H156V125H155V127H156L155 129H157V127H161ZM164 126H165V124H164ZM164 126H163V127H164ZM179 126H180V125H179ZM183 126H184V125H183ZM183 126H182V127H183ZM187 126H188V125H187ZM201 126H202V125H201ZM212 126H213V125H212ZM227 126H228V125H227ZM229 126H230V125H229ZM27 127H28V126H27ZM37 127H38V126H37ZM50 127H51V126H50ZM56 127H57V126H56ZM59 127H60V126H59ZM61 127H65V126H64V125H63V126L61 125ZM166 127H168V126H166ZM176 127H178V126H176ZM182 127H180V128H182ZM195 127H196V125L194 126V128H195ZM207 127H208V126H207ZM215 127H216V125H215ZM224 127H225V125H224ZM224 127H223V128H224ZM235 127H236V126H235ZM239 127H242V126H239ZM262 127H263V126H262ZM30 128H31V127H30ZM34 128H35V127H34ZM43 128H44V127H43ZM142 128H143V127H142ZM173 128H174V126H173ZM197 128H198V127H197ZM205 128H206V127H205ZM218 128H220V127H218ZM227 128H229V127H227ZM242 128H243V127H242ZM244 128H245V127H244ZM26 129L29 130L28 128H26ZM36 129H37V128H36ZM51 129H52V128H51ZM113 129H114V128H113ZM122 129H123V128H122ZM143 129H144V128H143ZM145 129H147V128L145 127ZM148 129L150 130L151 128H148ZM169 129H170V128H169ZM187 129H188V128H187ZM216 129H217V128H216ZM238 129H239V128H238ZM256 129H257V128H256ZM27 130H25V131H27ZM32 130H33V127H32ZM34 130H35V129H34ZM111 130H112V128H111ZM114 130H115V129H114ZM153 130H154V129H153ZM166 130H167V128H166ZM179 130H180V129H179ZM189 130H190V127H189ZM203 130H204V129H203ZM226 130H227V129H226ZM246 130H247V129H246ZM60 131H62V130H60ZM140 131H141V130H140ZM140 131H139V132H140ZM151 131H152V130H151ZM159 131H160V130H159ZM162 131H163V130H162ZM187 131H188V130H187ZM218 131H219V130H218ZM227 131H229V130H227ZM53 132H54V131H53ZM105 132H104V135H103V136H105ZM107 132H109V131H107ZM112 132H113V131H112ZM112 132H111V133H112ZM118 132H119V130H118ZM118 132H117V135H116V134H115V135H116L117 139L119 140V138L123 135L124 130H120V132H119V133H118ZM144 132H145V131H144ZM148 132H150V131H148ZM171 132H172V131H171ZM179 132H180V131H179ZM201 132H202V131H201ZM219 132H220V131H219ZM240 132H241V131H240ZM243 132H244V131H243ZM32 133H33V132H32ZM40 133H42V132H39V134H40ZM58 133H59V132H58ZM58 133H57V135H58ZM162 133H163V132H162ZM164 133H165V129H164ZM166 133H167V132H166ZM181 133H182V132H180V134H181ZM192 133H194V132H192ZM203 133H204V132H203ZM216 133H217V132H216ZM231 133H232V132H231ZM231 133H230V135H231ZM260 133H261V132H260ZM26 134H28V131H27ZM39 134L37 133V135H39ZM45 134H46V133H45ZM109 134H110V133H109ZM150 134H151V133H150ZM158 134H160V133L157 132L156 130L153 131L152 135H151L150 137H148V138L145 137V136H143L142 133H141V134H136V135H137L136 137L131 138V140H129V141L126 140V141H127V145H126L125 147H123V148L118 147V146L116 145L117 142H115V141L110 140V141L113 142V143H111L110 141H107V140L104 141V140H103L104 142H102V143H100V144L97 143V145H96V147H95V150H93V148L91 149V146H89L86 155H85V156L79 161L78 164H73L72 161H71V162L68 161L70 164L72 163L69 167L71 168V166H72V168H73L72 170H75V168H77V167L82 168L83 170H86V169H88L90 166L92 167V166H94V164L96 165L98 159L95 158V157H96L97 155H99V154L101 155V154L103 153V151H105V150H106V151H111V152H112V151H113V152L117 151V152H118L117 154H119L118 156H117V154H116V157H118V159H117V160H118V161H117L118 164H117V163H116V165H114V164H113V165H112V164H111V165H109V164H108V165H105V164H104V166H103V164L100 163V165H97V168H96V169H98V168L100 169V166H102V168H103V167H104V169L106 168V172H109L110 174H113V175H114V174L117 175L118 172H120V171L122 170V168H127V164H126V162L128 163V157H130V155H131L130 153L133 152V151H137V154H139V156H140V154H143V155H144L143 152H146V151H147L146 149H148V144L151 146V144H152L151 140H154V139H153L154 136H157V139H160V138H158ZM176 134H177V133H175V135H176ZM178 134H179V133H178ZM184 134H185V133H184ZM206 134H207V132H206ZM220 134H221V133H220ZM222 134L225 135L226 133L224 132V133H222ZM242 134H243V133H242ZM29 135H30V134H29ZM32 135H33V134H32ZM164 135H165V134H164ZM169 135H170V133H169ZM187 135H188V134H187ZM250 135H251V134H250ZM263 135H264V134H263ZM109 136H110V135H109ZM146 136H147V135H146ZM148 136H149V134H148ZM160 136L162 137V135H160ZM185 136H186V135H185ZM190 136H191V135H190ZM35 137H36V135H35ZM46 137H48V136H46ZM46 137H45V138H46ZM49 137H50V136H49ZM105 137H106V136H105ZM139 137H140V138H139ZM165 137H166V136H165ZM188 137H189V136H188ZM199 137H200V136H199ZM233 137H234V136H233ZM236 137H237V136H236ZM238 137H239V136H238ZM238 137H237V138H238ZM262 137H263V136H262ZM29 138H30V137H29ZM58 138H59V137H58ZM113 138H114V137H113ZM136 138H138V139H144V138H146V139H144V141H142V142H144L143 146L140 145V146L138 147V145L135 144V145H137V148H134V147L131 145V144H132V141H133L134 139H136ZM155 138H156V137H155ZM202 138H203V137H202ZM210 138H211V137H210ZM237 138H236V139H237ZM25 139H26V138H24V140H25ZM34 139H35V138H34ZM38 139H39V138H37V140H38ZM40 139H41V138H40ZM42 139H43V138H42ZM49 139H50V138H49ZM106 139H108V138H106ZM138 139H137V141H138ZM175 139H176V138H175ZM178 139H180V138H178ZM189 139H190V138H189ZM207 139H208V136H207ZM217 139H218V138H217ZM248 139H249V138H248ZM251 139H252V138H251ZM259 139H260V138H259ZM1 140H2V141H1ZM27 140H28V139H27ZM56 140L59 141V139H56ZM56 140H55V141H56ZM118 140H117V141H118ZM147 140H148V141H147ZM165 140H166V139H165ZM167 140L169 141V139H167ZM167 140H166V141H167ZM196 140H197V139H196ZM202 140H203V139H202ZM204 140H205V139H204ZM210 140H211V139H210ZM233 140H234V139H233ZM233 140H232V141H233ZM237 140H238V139H237ZM246 140H247V136H246ZM25 141H26V140H25ZM25 141H23V142L19 145V147H20V151H21L22 155H23L26 159L28 158L27 156H29V157H31V156L35 157V159H36L35 162H36L37 164H36V163H35L36 165H35V164H30L28 170L25 172V174H24L23 176H20V177H17V178H15V179H11V180H7V179L0 178V194H1V193L4 194L5 192H7V190H11V191H12V190L15 189V190L18 192V190L20 191L21 189H22V190L25 189V190H27V193L30 194V196L28 195L29 197L27 198V199L30 201V199H31L32 197H35V196L38 194V192H41L42 190H44V192L46 191V193H48V192H51V191H47V190H46L47 188L52 187V188H54V189L57 190V189H60V187L62 188V187H63V186H62L63 184H62V185H61L60 183L58 184L57 180L60 182L59 179H57L56 181L54 180V178H53V174H54V171H55V170H54L53 167H54L55 165H53V162H51V160H50V159L54 156L53 153H56V152L59 151V142L57 141L58 143H56V142L52 139V142L54 141V142H55V145H54V144H53V145L48 144V143L50 142V141H49V142H47L46 145L44 144L45 146L43 145V146L40 147V149H39V148H37L36 143H32V145H31V142H30V141H29V143H27L28 141H27V142H25ZM35 141H36V140H35ZM44 141H45V139H44ZM47 141H48V139H47ZM137 141H136V143H137ZM140 141H141V140H140ZM146 141H147V142H146ZM158 141H159V140H158ZM206 141H207V140H206ZM213 141H214V140H213ZM213 141L211 140V142H213ZM220 141H222V140H220ZM229 141H231V140H229ZM54 142H53V143H54ZM154 142H155V141H154ZM163 142H164V141H163ZM169 142H170V141H169ZM175 142H176V141H175ZM217 142H218V141H217ZM227 142H228V141H227ZM239 142H240V141H239ZM247 142H248V141H247ZM251 142H252V141H251ZM254 142H255V141H254ZM261 142H262V141H261ZM44 143H45V142H44ZM50 143H51V142H50ZM150 143H151V144H150ZM157 143H158V142H156V144H157ZM161 143H162V142H161ZM161 143H160V144H161ZM165 143H166V142H165ZM172 143H173V141H172ZM176 143H177V142H176ZM179 143H180V142H179ZM179 143H178V144H179ZM182 143H183V142H182ZM191 143H192V140H191ZM191 143H188V144H191ZM207 143H209V142H207ZM228 143H229V142H228ZM262 143H263V142H262ZM101 144H102L103 148H102ZM193 144H194V143H193ZM154 145H155V144H154ZM158 145H159V144H158ZM180 145H181V144H180ZM191 145H192V144H191ZM195 145H196V144H195ZM201 145H202V144H201ZM223 145H224V144H223ZM40 146H41V145H40ZM99 146H100V148H102V149L97 148V147H99ZM152 146H153V145H152ZM163 146H164V145H163ZM197 146H198V145H197ZM221 146H222V145H221ZM248 146H249V145H248ZM158 148H159V146H158ZM158 148H157V149H158ZM169 148H170V146H169ZM173 148H174V146H173ZM219 148H220V145H219ZM184 149H185V148H184ZM188 149H189V148H188ZM188 149H187V150H188ZM192 149H193V148H192ZM247 149H248V148H247ZM114 150H115V151H114ZM132 150H133V151H132ZM148 150H149V149H148ZM155 150H156V148H155ZM206 150H207V144H206ZM223 150H224V149H223ZM106 151H105V152H106ZM151 151H152V150H151ZM170 151H171V150H170ZM176 151H178V150H176ZM184 151H185V150H184ZM184 151H183V152H184ZM236 151H237V149H236ZM111 152H109V153H111ZM147 152H148V151H147ZM159 152H160V150H159ZM205 152L207 153V151H205ZM213 152H214V151H213ZM225 152H226V151H225ZM227 152H228V151H227ZM238 152H240V151H238ZM252 152H253V151H252ZM60 153H61V152H60ZM106 153H107V152H106ZM106 153H105V154H106ZM115 153H116V152H115ZM157 153H158V152H157ZM161 153H162V152H161ZM176 153H177V152H176ZM187 153H188V152H187ZM235 153H236V152H235ZM245 153H246V152H245ZM58 154H59V153H58ZM58 154H57V155H58ZM147 154L149 155V152H148ZM147 154H146V155H147ZM159 154H160V153H159ZM170 154H171V153H170ZM173 154H174V153H173ZM178 154H179V153H178ZM178 154H177V155H178ZM190 154H191V153H190ZM190 154H189V155H190ZM239 154H240V153H239ZM59 155H61V154H59ZM59 155H58V156H59ZM112 155H114V154H112ZM125 155H127L128 157L125 156ZM153 155H154V154H153ZM163 155H164V153H163ZM184 155H185V154H184ZM219 155H220V154H219ZM231 155H232V154H231ZM235 155H238V154H235ZM263 155H264V153H263ZM61 156H63V155H61ZM139 156H138V158H139ZM144 156H145V155H144ZM156 156H157V155L155 154V157H156ZM159 156H160V155H159ZM170 156H171V155H170ZM173 156H174V155H173ZM181 156H182V155H181ZM186 156H188V155H186ZM205 156H206V155H205ZM238 156H239V155H238ZM242 156H243V155H242ZM247 156H248V155H247ZM102 157H103V156H102ZM140 157H141V156H140ZM142 157H143V156H142ZM142 157H141V158H142ZM150 157H151V156H150ZM153 157H154V156H153ZM160 157H163V156H160ZM164 157H165V156H164ZM171 157H172V156H171ZM223 157H224V156H223ZM239 157H240V156H239ZM258 157H259V156H258ZM64 158H65V157H64ZM99 158H101V156H99ZM108 158H109V156H108ZM131 158H134V156L131 157ZM146 158H147V157H146ZM175 158H176V156H175ZM181 158H182V157H181ZM197 158H198V157H197ZM209 158H210V157H209ZM212 158H213V157H212ZM219 158H220V157H218V156L216 157L217 160H219ZM61 159H62V158H61ZM106 159H107V158H106ZM135 159H136V158H135ZM143 159H145V158L143 157ZM162 159H163V158H162ZM167 159H168V158H167ZM167 159H166V160H167ZM169 159H170V158H169ZM173 159H174V158H173ZM187 159H188V158H187ZM190 159H191V158H190ZM216 159H215V160H216ZM225 159H226V158H225ZM225 159H224V160H225ZM242 159L244 160V158H242ZM100 160H101V159H100ZM112 160H113V158H112ZM129 160H130V158H129ZM131 160H132V159H131ZM152 160H154V159H152ZM157 160H159V159H157ZM229 160H230V159H229ZM251 160H252V159H251ZM61 161H62V160H61ZM114 161H115V159H114ZM114 161H112V162H114ZM140 161H141V160H140ZM145 161H146V160H145ZM161 161H162V160H161ZM168 161H169V160H168ZM170 161H171V160H170ZM188 161H189V160H188ZM211 161H212V160H211ZM231 161H232V160H231ZM234 161H235V160H234ZM260 161H261V160H260ZM38 162H39V163H38ZM66 162H67V161H66ZM66 162H63V164H62L63 167H66V166H67L68 162H67V163H66ZM98 162H100V161H98ZM103 162H105V161H103ZM107 162H108V161H107ZM142 162H143V161H142ZM142 162H141V163H142ZM162 162H163V161H162ZM162 162H161V163H162ZM174 162H175V161H174ZM178 162H179V161H178ZM184 162H185V161H184ZM202 162H203V161H202ZM221 162H223V161H221ZM221 162H220V163H221ZM249 162H250V161H249ZM56 163H57V162H56ZM56 163H55V164H56ZM58 163H59L58 165H60L61 162H58ZM108 163H109V162H108ZM130 163H131V162H130ZM132 163H133V162H132ZM132 163H131V164H132ZM147 163H148V162H147ZM172 163H173V162H172ZM175 163H176V162H175ZM181 163H182V161H181ZM197 163H199V162H197ZM200 163H201V162H200ZM208 163H209V161H208ZM214 163H215V162H214ZM214 163H213V164H214ZM227 163H228V162H227ZM227 163H226V164H227ZM137 164H138V163H137ZM137 164H136V165H137ZM164 164H165V163H164ZM164 164H163V165H164ZM166 164H167V163H166ZM182 164H183V163H182ZM186 164H187V162H186ZM240 164H241V163H240ZM133 165H134V164H133ZM139 165H140V164H139ZM139 165H137V166L139 167ZM142 165H143V163H142ZM142 165H140V166L142 167ZM157 165H158V164H157ZM173 165H174V164H173ZM173 165H172V167H173ZM200 165H201V164H200ZM219 165H220V164H219ZM229 165H230V164H229ZM56 166H57V165H56ZM62 166H61V168H62ZM153 166H154V164H153ZM153 166H152V167H153ZM167 166H169V164H168ZM181 166H182V165H181ZM187 166H188V164H187ZM211 166H212V165H211ZM214 166H215V165H214ZM230 166H232V165H230ZM240 166H241V165H240ZM94 167H95V166H94ZM175 167H176V166H175ZM260 167H261V166H260ZM92 168H93V167H92ZM92 168H91V169H92ZM128 168H129V167H128ZM130 168H131V167H130ZM145 168H146V167H145ZM145 168H144V170H145ZM148 168H149V166H148ZM193 168H194V167H193ZM229 168H231V167H229ZM229 168H228V169H229ZM67 169H68V168H67ZM67 169H66V170H67ZM94 169H95V168H94ZM139 169H140V168H139ZM139 169L134 165L133 168H131V169L128 171L129 174H128V172L126 171V172H127V175L129 176L130 181H131L132 178H134V177L139 173ZM200 169H201V168H200ZM220 169H221V168H220ZM223 169H224V168H223ZM231 169H232V168H231ZM231 169H230V170H231ZM255 169H256V168H255ZM61 170H63V171H61ZM72 170H71V171H72ZM89 170H90V168H89ZM125 170H126V169H125ZM141 170H143V169H141ZM155 170H156V169H155ZM173 170H174V169H173ZM173 170H172V171H173ZM205 170H206V169H205ZM218 170H219V169H218ZM232 170H233V169H232ZM246 170H247V169H246ZM59 171L61 172V173H60V172L58 173V174H59V175H58L59 177L61 176V174H63V173L66 172L64 168H63V169H59ZM75 171H76V170H75ZM149 171H150V170H149ZM189 171H190V170H189ZM208 171H209V170H208ZM225 171H226V170H225ZM238 171H240V170H238ZM247 171H248V170H247ZM247 171H246V172H247ZM256 171H257V170H256ZM57 172H58V171H57ZM68 172H69V170H68ZM72 172H73V171H72ZM84 172H85V171H84ZM92 172H93V171H92ZM96 172H97V171H96ZM98 172H99V171H98ZM122 172H123V171H122ZM151 172H152V170H151ZM151 172L148 173V174H151ZM153 172H154V170H153ZM159 172H160V171H159ZM201 172H202V171H201ZM213 172H215V171H213ZM241 172H242V171H241ZM76 173H77V172H76ZM81 173H83L82 170H81ZM81 173L79 172V173L76 174L77 176L74 174V175H72L71 177H73V176L78 177L79 174H80V175H79V177H80V176L82 175ZM85 173H86V172H85ZM89 173H90V172H89ZM116 173H117V174H116ZM142 173L145 174L146 171H145V173H144V172H142ZM154 173H155V172H154ZM179 173H181V172H179ZM206 173H208V172H206ZM216 173H217V172H215V174H216ZM219 173L222 174L223 172H219ZM232 173H233V172H232ZM55 174H56V171H55ZM105 174H106V173H105ZM110 174H109V175H110ZM160 174H161V173H160ZM168 174H169V173H168ZM181 174H182V173H181ZM234 174H235V173H234ZM238 174H239V173H238ZM28 175L30 176V178H29V179H26V177H27ZM86 175H87V174H86ZM92 175H93V174H92ZM92 175L90 174L91 180H94V178L92 179ZM95 175H96V174H95ZM98 175H99V174H98ZM122 175L124 176V174H122ZM125 175H126V174H125ZM139 175H141V174H139ZM139 175H137V176H139ZM153 175H154V174H153ZM153 175H152V176H153ZM157 175H158V174H157ZM164 175H165V174H164ZM205 175H206V174H205ZM224 175H226V174H224ZM228 175H229V174H228ZM235 175H236V174H235ZM258 175H259V174H258ZM260 175H261V174H260ZM100 176H101V175H100ZM100 176H99V177H100ZM107 176H108V175H107ZM175 176H176V175H175ZM203 176H204V175H203ZM208 176H209V175H208ZM208 176H207V177H208ZM55 177H56V175H55ZM103 177H104V176H103ZM113 177H114V176H113ZM124 177H125V176H124ZM144 177H145V176H144ZM177 177H178V176H177ZM188 177H189V176H188ZM205 177H206V176H205ZM214 177H215V176H214ZM245 177H246V176H245ZM254 177H255V176H254ZM80 178H82V177H80ZM97 178H98V177H97ZM105 178H106V177H105ZM107 178H108V177H107ZM109 178H110V177H109ZM109 178H108V179H109ZM117 178H119V177H117ZM121 178H122V177H121ZM125 178H127V177H125ZM125 178H123V179H125ZM135 178H137V177H135ZM138 178H139V177H138ZM142 178H143V176H142ZM150 178H151V176H150ZM163 178H164V177H163ZM180 178H181V177H180ZM209 178H210V177H209ZM224 178H225V176H224ZM230 178H231V177H230ZM248 178H249V177H248ZM260 178H262V177H260ZM88 179H89V178H88ZM88 179H87V180H88ZM101 179H103V178H101ZM108 179H107V182L109 181ZM139 179H140V181H141V178H139ZM145 179H146V177H145ZM151 179H153V178H151ZM151 179H150V180H151ZM154 179H156V178H154ZM164 179H165V178H164ZM169 179H170V178H169ZM183 179H184V178H183ZM211 179H212V178H211ZM213 179H214V178H213ZM235 179L238 180V179H240V178H237V177H236ZM255 179H256V178H255ZM65 180H66V178H65ZM65 180H64V182H65ZM95 180H96V179H95ZM120 180H121V179H120ZM143 180H144V179H143ZM146 180H147V179H146ZM150 180H149V181H150ZM195 180H196V179H195ZM200 180H201V178H200ZM200 180H199V181H200ZM216 180H217V179H216ZM228 180H229V179H228ZM237 180H236V181H237ZM240 180H241V179H240ZM240 180H239V181H240ZM244 180H245V178H244ZM247 180H248V179H247ZM253 180H254V179H253ZM262 180H263V179H262ZM262 180H261V181H262ZM103 181H104V180H103ZM118 181H119V179H118ZM123 181H124V180H122V182H123ZM126 181H127V180H126ZM132 181H133V180H132ZM137 181H138V180H137ZM153 181H154V180H153ZM156 181H157V180H156ZM158 181H160V179H159ZM185 181H186V180H185ZM212 181H213V180H212ZM217 181H218V180H217ZM220 181H221V180H220ZM223 181H224V180H223ZM230 181H231V180H230ZM248 181H249V180H248ZM255 181H256V180H255ZM73 182H74V181H73ZM75 182H76V181H75ZM83 182H84V180H83ZM83 182H82V184H83ZM96 182H97V181H96ZM109 182H110V181H109ZM116 182H117V181H116ZM116 182H115V183H116ZM134 182L136 183V181H134ZM134 182H133V183H134ZM143 182L146 183L147 181H143ZM151 182H152V181H151ZM160 182H161V181H160ZM162 182H164V181H162ZM195 182H196V181H195ZM228 182H229V181H228ZM252 182H253V181H252ZM62 183H63V182H62ZM65 183H66V182H65ZM89 183H90V185H91V181H89ZM110 183H111V182H110ZM115 183H114V185H115ZM117 183H118V182H117ZM156 183H157V182H156ZM168 183H169V182H168ZM168 183H167V184H168ZM178 183H179V182H177V184H178ZM181 183H182V182H181ZM181 183H180V185H181ZM199 183H200V182H199ZM210 183H211V182H210ZM238 183H239V182H238ZM257 183H258V182H257ZM257 183H256V184H257ZM262 183H263V182H262ZM86 184H87V183L85 182V185H86ZM107 184H108V183H107ZM129 184H130V183H129ZM129 184H128V185H129ZM137 184H140V183H137ZM154 184H155V182H154ZM154 184H153V185H154ZM163 184H165V183H163ZM182 184H183V183H182ZM200 184H202V183H200ZM215 184H216V183H215ZM228 184H229V183H228ZM247 184H248V183H247ZM247 184H246V186H247ZM259 184H260V183H259ZM263 184H264V183H263ZM67 185H69V184H67ZM70 185H71V184H70ZM72 185H74V184H72ZM75 185L77 186V184H75ZM98 185L101 186L100 183H99ZM103 185H105V184H103ZM108 185H109V184H108ZM110 185H111V184H110ZM124 185H125V184H124ZM146 185H147V184H146ZM158 185H159V184H158ZM161 185H162V184H161ZM165 185H166V184H165ZM168 185H169V184H168ZM173 185H174V184H173ZM178 185H179V184H178ZM185 185H186V184H185ZM206 185H207V184H206ZM218 185H219V184H218ZM220 185H221V183H220ZM240 185H241V183H240ZM64 186H65V184H64ZM79 186H81V185H79ZM83 186H84V185H83ZM86 186H87V185H86ZM88 186H89V185H88ZM105 186H106V185H105ZM120 186H121V185H120ZM148 186H149V185H148ZM171 186H172V185H171ZM175 186H176V185H175ZM203 186H204V185H203ZM209 186H210V185H209ZM221 186H223V185H221ZM250 186H251V184H250ZM257 186H258V185H257ZM68 187H69V186H68ZM89 187H90V186H89ZM93 187H94V186H93ZM131 187H132V185H131ZM146 187H147V186H146ZM146 187H145V188H146ZM168 187H169V186H168ZM183 187H184V186H183ZM186 187H187V186H186ZM204 187H205V186H204ZM213 187H214V186H212V188H213ZM218 187H219V186H218ZM230 187H231V186H230ZM239 187H241V186H239ZM258 187H260V186H258ZM63 188H64V187H63ZM84 188H85V187H84ZM97 188L100 189V187H97ZM101 188H102V187H101ZM108 188H109V187H108ZM126 188H128V187L126 186ZM132 188H133V187H132ZM135 188H136V187H135ZM151 188H152V186H151ZM151 188H150V189H151ZM153 188H154V187H153ZM163 188H164V186H163ZM178 188H179V187H178ZM188 188H189V187H188ZM188 188H186V189L183 188V189H184V192H183V193H184V196H185V195H188V194H191V192H194V190L192 191V189H190L191 187H190L189 189H188ZM212 188H211V189H212ZM110 189H111V187H110ZM120 189H121V188H120ZM120 189H119V190H120ZM141 189H142V188H141ZM155 189H156V188H155ZM166 189H167V188H166ZM168 189H169V188H168ZM174 189H175V188H174ZM181 189H182V188H181ZM205 189H206V188H205ZM205 189H204V190H205ZM211 189H210V190H211ZM216 189H217V188H216ZM220 189H221V188H220ZM220 189H218V190H220ZM227 189H229V187H228ZM232 189H233V188H232ZM244 189H245V187H244ZM22 190H21V191H22ZM25 190H24V191H25ZM52 190H53V189H52ZM63 190H65V189H63ZM92 190H93V188H92ZM104 190H106V189H104ZM104 190L102 189L103 193H104ZM112 190L115 191L114 189H112ZM146 190H147V189H146ZM186 190H187V191H186ZM201 190H202V189H201ZM221 190H222V189H221ZM230 190H231V189H230ZM234 190H235V189H234ZM237 190H238V192H239V189H237ZM237 190H236V191H237ZM249 190H250V189H249ZM249 190H248V191H249ZM252 190H253V189H252ZM53 191H54V190H53ZM65 191H66V190H65ZM95 191H96V189H95ZM116 191H117V190H116ZM126 191H130V189H129V190H126ZM126 191H125V194H126ZM148 191H150V190H148ZM148 191H147V192H148ZM160 191H161V190H160ZM175 191H176V189H175ZM182 191H183V190H182ZM232 191H233V190H232ZM243 191H244V190H243ZM12 192H13V191H12ZM17 192H16V193H17ZM42 192H43V191H42ZM58 192H59V191H58ZM91 192H92V191H91ZM98 192H99V191H98ZM131 192H133V191H131ZM134 192H135V191H134ZM136 192H137V191H136ZM167 192H168V191H167ZM178 192H181V191L179 190ZM197 192H198V191H197ZM204 192H205V191H204ZM216 192H217V191H216ZM221 192H222V191H221ZM221 192H220V193H221ZM262 192H263V191H262ZM10 193H11V192H10ZM13 193H14V192H13ZM24 193H25V192H24ZM46 193H45V194H46ZM78 193H79V191H78ZM80 193H81V192H80ZM83 193H85V192H83ZM86 193L89 194V192H87V191H86ZM128 193H130V192H128ZM138 193H139V191H138ZM141 193H142V192H141ZM143 193H144V192H143ZM143 193H142V194H143ZM148 193H149V192H148ZM148 193H147V194H148ZM150 193H151V191H150ZM150 193H149V194H150ZM168 193H169V192H168ZM176 193H177V192H176ZM183 193H182V195H183ZM187 193H188V194H187ZM222 193H223V192H222ZM225 193H227L226 190H225ZM7 194H8V192H7ZM17 194H18V193H17ZM19 194H20V193H19ZM61 194H62V193H61ZM67 194H68V193H67ZM69 194H70V193H69ZM69 194H68V197L70 196ZM72 194H73V193H72ZM72 194H71V195H72ZM100 194H101V192H100ZM109 194H111V193H109ZM122 194H123V193H122ZM130 194H131V193H130ZM158 194H161V193H158ZM163 194H164V192H163ZM163 194H161L160 196H163ZM170 194H171V193H170ZM174 194H175V193H174ZM179 194H180V193H179ZM203 194H204V193H203ZM203 194H202V195H203ZM217 194H219V193H217ZM233 194H234V193H233ZM233 194H232V195H233ZM243 194H244V193H243ZM50 195H51V194H50ZM58 195H59V194H58ZM58 195H57V196H58ZM78 195H80V194H78ZM78 195H76V196H78ZM91 195H93V194H91ZM91 195H90V196H91ZM98 195H99V194H98ZM102 195H104V194H102ZM105 195H106V194H105ZM107 195H108V193H107ZM114 195H115V194H114ZM117 195H118V191H117ZM119 195H120V191H119ZM119 195H118V196H119ZM166 195H168V194L166 193ZM176 195L178 196V194H176ZM192 195H193V193H192ZM194 195H195V194H194ZM194 195H193V198H194ZM204 195H205V194H204ZM212 195H213V194H212ZM10 196H11V195H10ZM10 196H9V197H10ZM18 196H19V195H18ZM41 196H44V194H42ZM62 196H63V194H62ZM66 196H67V195H66ZM76 196H75V197H76ZM100 196H101V195H100ZM133 196H134V195H133ZM133 196H131V197H133ZM145 196H146V194H144V196H142V199H143V197H145ZM149 196H150V195H149ZM172 196H174V195L172 194ZM199 196H200V193H199ZM207 196H208V195H207ZM207 196H206V197H207ZM219 196H220V194H219ZM224 196H225V197H228V196H226V194H225ZM230 196H231V195H230ZM261 196H262V195H261ZM1 197H2V196H1ZM12 197H13V196H12ZM15 197H16V196H15ZM25 197H27V195H26ZM25 197H24V198H25ZM36 197H38V196H36ZM70 197H71V196H70ZM94 197H95V196H94ZM97 197H98V196H97ZM107 197H108V196H107ZM109 197H110V196H109ZM109 197H108V198H109ZM124 197H125V196H124ZM138 197H140V195H139ZM154 197H156V192H155V196H154ZM187 197H189V196H187ZM203 197H204V196H203ZM211 197H212V196H211ZM222 197H223V196H222ZM234 197H235V194H234ZM247 197H248V196H247ZM251 197H252V196H251ZM251 197H250V199H251ZM4 198H6V197H4ZM39 198H40V197H39ZM42 198H43V197H42ZM50 198H51V197H50ZM53 198H54V197H53ZM72 198H74V197H72ZM72 198H71V199H72ZM86 198H87V197H86ZM104 198H105V196L103 197V199H104ZM108 198H107V199H108ZM112 198H113V197H112ZM114 198H115V197H114ZM122 198H123V197H122ZM125 198H126V197H125ZM128 198L130 199V197H128ZM147 198H148V196H147ZM147 198H145V199L147 200ZM164 198L166 199V197H164ZM169 198H170V197H169ZM176 198H177V197H176ZM183 198H184V197H183ZM200 198H201V197H200ZM200 198H199V199H200ZM220 198H221V197H220ZM223 198H224V197H223ZM230 198H231V197H230ZM242 198H243V196H242ZM263 198H264V197H263ZM11 199H12V198H11ZM20 199H22V198H20ZM33 199H34V198H33ZM35 199H36V198H35ZM35 199H34V200H35ZM69 199H70V198H69ZM71 199H70V200H71ZM79 199H80V201H81L83 198L81 199V197H79ZM84 199H85V198H84ZM93 199H94V198H93ZM97 199H98V198H97ZM99 199H100V198H99ZM123 199H124V198H123ZM139 199H141V198H139ZM139 199H138V200H139ZM150 199H151V198H150ZM156 199H157V198H156ZM159 199H161V198H159ZM159 199H158V200H159ZM171 199H172V198H171ZM191 199H192V198H191ZM191 199H190V200H191ZM205 199H206V198H205ZM205 199H204V200H205ZM207 199H208V198H207ZM215 199H216V198H215ZM243 199H244V198H243ZM8 200H9V199H8ZM34 200H31V201L33 202ZM37 200H38V199H37ZM53 200H54V199H53ZM70 200H69V201H70ZM72 200H73V199H72ZM91 200H92V199H91ZM94 200H96V199H94ZM110 200H112V199H110ZM124 200H125V199H124ZM131 200H134V199H131ZM136 200H137V199H136ZM153 200H154V199L152 198V201H153ZM162 200H163V197H162ZM162 200H161V201H162ZM168 200H169V199H168ZM168 200H166L167 203H168ZM179 200H180V198H179ZM195 200H196V199H195ZM195 200H193V201H195ZM210 200H211V199H210ZM220 200H221V199H220ZM220 200H219L218 202H220ZM224 200H225V198H224ZM232 200H233V199H232ZM240 200H241V199H240ZM252 200H253V199H252ZM5 201H6V200H5ZM5 201H4V202H5ZM14 201H15V200H14ZM16 201H18V200H16ZM20 201H21V200H20ZM20 201H19V202H20ZM35 201H36V200H35ZM35 201H34V202H35ZM39 201H41V200L39 199ZM42 201H43V203H44V200H42ZM59 201H61V199H60ZM65 201H66V200H65ZM78 201H79V200H78ZM88 201H89V200H88ZM96 201H97V200H96ZM99 201H100V200H98V202H99ZM102 201H103V200H102ZM118 201H120V200H118ZM122 201H123V200H122ZM126 201H127V200H126ZM134 201H135V200H134ZM134 201H131V202H134ZM143 201H144V200H143ZM172 201H173V200H172ZM172 201H171V202H172ZM215 201H216V200H215ZM235 201H236V200H235ZM8 202H10V200H9ZM21 202H23V201H21ZM56 202H58V201H56ZM103 202H105V201H103ZM109 202H110V201H109ZM111 202H112V201H111ZM123 202H124V201H123ZM123 202H122V203H123ZM137 202H138V201H137ZM148 202H149V200H148ZM164 202H165V201H164ZM171 202H170V203H171ZM173 202H174V201H173ZM176 202H177V201H176ZM178 202H179V201H178ZM187 202H188V201H187ZM218 202H217V204H218ZM232 202H233V201H232ZM236 202H237V201H236ZM245 202H246V201H245ZM247 202H248V201H247ZM254 202H255V200H254ZM254 202H252V204H254ZM259 202H260V201H259ZM1 203H2V202H1ZM6 203H7V202H6ZM11 203H12V202H11ZM14 203H15V202H14ZM30 203H31V202H30ZM69 203H70V202H69ZM84 203H85V202H84ZM88 203H89V202H88ZM91 203H92V202H91ZM93 203H94V202H93ZM95 203H96V202H95ZM95 203H94V204H95ZM118 203H119V202H118ZM120 203H121V202H120ZM125 203H126V202H125ZM127 203H128V202H127ZM129 203H130V202H129ZM141 203H142V202H140V204H141ZM144 203H145V202H144ZM154 203H155V202H154ZM156 203H157V202H156ZM158 203H159V201H158ZM183 203H184V201H183ZM192 203H193V202H192ZM196 203H197V201H196ZM201 203H202V202H201ZM201 203L199 202V204H201ZM213 203H214V200H213ZM222 203H224V202H222ZM8 204H9V203H8ZM24 204H25V203H24ZM24 204H23V205H24ZM34 204H35V203H34ZM36 204H37V203H36ZM38 204H39V203H38ZM38 204H37V205H38ZM41 204H42V203H41ZM49 204H50V203H48V206H49ZM51 204H52V203H51ZM53 204H54V203H53ZM81 204H82V203H81ZM113 204H114V201H113ZM113 204H112V205H113ZM130 204H131V203H130ZM146 204H148V203H146ZM159 204H160V203H159ZM162 204H164V203H161V205H162ZM178 204H179V203H178ZM197 204H198V203H197ZM199 204H198V205H199ZM207 204H209L208 201H207ZM210 204H211V202H210ZM226 204H227V203H226ZM238 204H239V203H238ZM240 204H241V203H240ZM242 204H244V203H242ZM249 204H250V203H249ZM258 204H259V203H258ZM258 204H257V205H258ZM262 204H263V201H262ZM1 205H2V204H1ZM5 205H6V204L4 203V206H5ZM14 205H15V204H14ZM20 205H21V203H20ZM42 205H43V204H42ZM57 205H58V204H57ZM77 205H78V204H77ZM86 205H87V203H86ZM88 205H89V204H88ZM92 205H93V204H92ZM92 205H89L88 207H90V206H92ZM97 205H99V203L95 205V206H96V209L98 210ZM100 205H101V203H100ZM108 205H109V204H108ZM117 205H118V204H117ZM124 205H125V204H124ZM132 205H133V204H132ZM135 205H136V204H135ZM138 205H139V204H138ZM161 205H160V206H161ZM165 205H167V204H165ZM171 205H172V204H171ZM173 205H174V204H173ZM181 205H182V204H181ZM198 205H197V206H198ZM215 205H216V203H215ZM219 205H220V204H219ZM228 205H229V204H228ZM255 205H256V204H255ZM24 206H25V205H24ZM34 206H35V205H34ZM51 206H52V205H51ZM54 206H55V205H54ZM65 206H66V205H65ZM73 206H74V205H73ZM82 206H83V205H82ZM102 206H103V204H102ZM106 206H107V204L105 205V207H106ZM110 206H111V203H110ZM110 206H109V207H110ZM113 206H114V205H113ZM118 206H119V205H118ZM127 206H128V205H127ZM129 206H130V205H129ZM129 206H128V207H129ZM133 206H134V205H133ZM141 206H142V205H141ZM143 206H145V205H143ZM148 206H149V204H148ZM160 206H159V207H160ZM167 206H169V205H167ZM175 206H176V204H175ZM188 206H189V205H188ZM199 206H200V205H199ZM226 206H227V205H226ZM253 206H254V205H253ZM253 206H252V207H253ZM263 206H264V205H263ZM7 207H8V206H7ZM12 207H13V206H12ZM22 207H23V206H22ZM59 207H61V206H59ZM85 207H86V210H87L88 207H87V206H85ZM119 207H122V206H119ZM130 207H131V206H130ZM130 207H129V208H130ZM145 207H146V206H145ZM145 207H144V208H145ZM157 207H158V206H157ZM163 207H164V206H163ZM170 207H171V206H170ZM170 207H169V208H170ZM209 207H210V206H209ZM209 207H208V208H209ZM222 207H223V206H222ZM222 207H220V208H222ZM230 207H231V206H230ZM230 207H229V208H230ZM233 207H234V206H233ZM244 207H245V206H244ZM252 207H251V208H252ZM261 207H262V206H261ZM52 208H53V207H52ZM54 208H55V207H54ZM74 208H76V207H74ZM90 208H92V207H90ZM90 208H89V209H90ZM101 208H102V207H101ZM112 208H113V207H112ZM114 208H115V207H114ZM116 208H117V206H116ZM131 208H132V207H131ZM131 208H130V209H131ZM138 208H139V207H138ZM174 208H175V207H174ZM214 208L217 209L216 207H214ZM220 208H219V209H220ZM239 208H240V207H239ZM256 208H257V207H256ZM3 209H4V208H3ZM13 209H14V207H13ZM25 209H26V208H25ZM25 209H24V210H25ZM34 209H35V208H34ZM49 209H50V208H49ZM55 209H56V208H55ZM93 209H94V207H93ZM132 209H133V208H132ZM136 209H137V208H136ZM151 209H152V208H151ZM154 209H155V208H154ZM154 209H153V211H154ZM159 209H160V208H159ZM163 209H164V208H163ZM176 209H177V208H176ZM178 209H179V208H178ZM190 209H191V208H190ZM196 209H199V208L196 207ZM201 209H202V208H201ZM205 209H206V208H205ZM211 209H213V208H211ZM222 209H223V208H222ZM247 209H248V208H247ZM254 209H255V208H254ZM258 209H259V208H258ZM0 210H1V209H0ZM7 210H8V209H7ZM10 210H11V208H10ZM28 210H29V208H28ZM28 210H26V212H27ZM45 210H46V209H45ZM45 210H44V211H45ZM80 210H81V209H80ZM91 210H92V209H91ZM97 210H96V212H97ZM100 210H101V209H99L98 211H100ZM103 210H104V209H103ZM107 210H108V209H107ZM107 210H106V211H107ZM109 210H110V209H109ZM114 210H115V209H114ZM124 210L126 211V209H124ZM138 210H139V209H138ZM140 210H141V209H140ZM142 210H143V209H142ZM142 210H141V211H142ZM192 210H193V209H192ZM202 210H203V209H202ZM209 210H210V209H209ZM209 210H208V211H209ZM220 210H221V209H220ZM229 210H230V209H229ZM18 211H20V209H19ZM40 211H41V210H40ZM77 211H78V210H77ZM84 211H85V210H84ZM87 211H88V210H87ZM104 211H105V210H104ZM116 211H118V210H116ZM121 211H122V210H121ZM133 211H135V210H133ZM145 211H146V209H145ZM151 211H152V210H150L149 212H151ZM155 211H156V210H155ZM158 211H159V210H158ZM164 211H165V210H163V212H164ZM210 211H212V210H210ZM215 211H216V210H215ZM254 211H255V210H254ZM259 211H260V210H259ZM263 211H264V210H263ZM5 212H6V211H5ZM13 212H15V211L13 210ZM21 212H22V209H21ZM30 212H31V211H29V213H30ZM65 212H66V211H64V213H65ZM68 212H69V211H68ZM100 212L102 213V211H100ZM109 212H111V211H109ZM114 212H115V211H114ZM119 212H120V211H119ZM123 212H124V211H123ZM129 212H130V211H129ZM129 212H128V213H129ZM131 212H132V211H131ZM131 212H130V213H131ZM166 212H167V211H166ZM170 212H171V211H170ZM175 212H176V210H175ZM199 212H200V211H199ZM204 212H205V211H204ZM221 212H222V211H221ZM229 212H230V211H229ZM235 212H237V211H235ZM239 212H240V211H239ZM239 212H238V213H239ZM244 212H245V209H244ZM17 213H18V212H17ZM36 213H37V212H36ZM41 213H42V212H41ZM49 213H50V211H49ZM75 213H76V212H75ZM75 213H74V214H75ZM82 213H83V212H82ZM89 213H90V210H89ZM93 213H94V212H93ZM107 213H108V212H107ZM107 213H104V214H107ZM137 213H139V212H137ZM137 213H135V215H136ZM143 213H144V211H143ZM143 213H142V214H143ZM160 213H161V212H160ZM192 213H193V212H192ZM207 213H209V212H207ZM217 213H218V212H217ZM240 213H241V212H240ZM253 213H254V212H252V214H253ZM256 213H257V211H256ZM22 214H23V213H22ZM24 214H26V213H24ZM42 214H43V213H42ZM59 214H60V213H59ZM71 214H72V213H71ZM91 214H92V213H91ZM95 214H96V213H95ZM111 214H112V213H111ZM113 214H114V213H113ZM125 214H127V213H125ZM132 214H133V213H132ZM132 214H130V215H132ZM139 214H141V213H139ZM147 214H148V212H147ZM152 214L154 215V213H152ZM156 214H157V213H156ZM196 214H197V213H196ZM196 214H195V215H196ZM202 214H203V213H202ZM202 214H201V216H202ZM221 214H222V213H221ZM221 214H220V215H221ZM224 214H225V213H224ZM259 214H260V213H259ZM261 214H262V213H261ZM12 215H13V213H12ZM12 215H11V216H12ZM26 215H27V214H26ZM36 215H37V214H36ZM38 215H39V214H38ZM77 215H78V214H77ZM80 215H81V214H80ZM96 215H97V214H96ZM171 215H172V214H171ZM176 215H177V214H176ZM189 215H190V214H189ZM192 215H193V214H192ZM198 215H199V214H198ZM217 215H218V214H217ZM238 215H240V214H238ZM263 215H264V214H263ZM1 216H2V215H1ZM1 216H0V217H1ZM18 216H19V215H18ZM49 216H50V215H49ZM54 216H55V215H54ZM83 216H84V215H83ZM83 216H82V217H83ZM86 216H87V215H86ZM92 216H93V215H92ZM102 216H103V214H102ZM108 216H109V215H108ZM114 216H116V214H114ZM124 216H125V215H124ZM124 216H123V217H124ZM128 216H129V215H128ZM136 216H138V215H136ZM140 216H141V215H140ZM160 216H161V215H160ZM193 216H194V215H193ZM207 216H208V215H207ZM214 216H215V215H214ZM214 216H213V218H214ZM223 216H225V215H223ZM223 216H221V217H223ZM233 216H234V215H233ZM236 216H237V215H236ZM243 216H244V215H243ZM251 216H252V215H251ZM14 217H16V216H14ZM23 217H24V216H23ZM30 217H31V216H30ZM41 217H42V215H41ZM44 217H46V216H44ZM72 217H74V219H75V216H73V214H72ZM72 217H71V218H72ZM105 217H106V215H105ZM105 217H104V219H105ZM109 217H111V216H109ZM125 217L127 218V216H125ZM142 217H143V216H142ZM142 217H141V218H142ZM144 217H145V215H144ZM177 217H178V216H177ZM198 217H199V216H198ZM226 217H227V216H226ZM240 217H241V216H240ZM262 217H263V216H262ZM10 218L12 219V217H10ZM16 218H17V217H16ZM33 218H34V217H33ZM37 218H38V217H37ZM49 218H50V217H49ZM52 218H53V217H52ZM91 218H92V217H91ZM95 218H96V217H95ZM114 218H115V217H114ZM130 218H131V217H129L127 220L125 219V220H126V224H127V221H128ZM141 218H140V219H141ZM148 218H149V216H148ZM151 218H152V217H151ZM157 218H158V217H157ZM165 218H166V217H165ZM168 218H169V217H168ZM174 218H175V217H174ZM180 218H181V217H180ZM190 218H192V216H191ZM228 218H229V217H228ZM247 218H248V217H247ZM254 218H255V216H254ZM257 218H258V216H257ZM6 219H7V218H6ZM11 219H10L9 221H11ZM13 219H14V218H13ZM22 219H23V218H22ZM25 219H28V218L25 217ZM34 219H35V218H34ZM39 219H40V218H39ZM45 219H46V218H45ZM53 219H54V218H53ZM61 219H62V218H61ZM81 219H82V218H81ZM84 219H85V218H84ZM100 219H101V218H100ZM115 219H116V218H115ZM117 219L119 220V218H117ZM121 219H122V218H121ZM134 219H135V218H134ZM134 219H133V220H134ZM136 219H137V218H136ZM153 219H154V218H153ZM166 219H167V218H166ZM193 219H195V218H193ZM211 219H212V217H211ZM211 219H208V221L211 220ZM232 219H233V218H232ZM235 219H236V218H235ZM260 219H261V218H260ZM16 220H17V219H16ZM28 220H29V219H28ZM30 220H31V219H30ZM36 220L38 221V219H36ZM49 220H50V219H49ZM55 220H56V219H55ZM59 220H60V219H59ZM66 220H67V219H66ZM69 220H70V218H69ZM71 220H72V219H71ZM71 220H70V221H71ZM75 220H76V219H75ZM82 220H83V219H82ZM88 220L90 221V219H88ZM91 220H92V221H93V220L96 221L95 219H91ZM105 220H106V219H105ZM110 220H111V218H110ZM147 220H149V219H147ZM159 220H160V218H159ZM164 220H165V219H164ZM169 220H170V219H169ZM191 220H192V219H191ZM202 220H203V219H202ZM214 220H215V219H214ZM214 220H213V221H214ZM221 220H222V219H221ZM250 220H251V218H250ZM0 221H1V220H0ZM22 221H23V220H22ZM26 221H27V220H26ZM33 221H34V220H33ZM44 221H45V220H44ZM62 221H63V222H62ZM62 221H61V224L64 223V220H62ZM80 221H81V220H80ZM85 221H87V220H85ZM94 221H93V222H94ZM129 221H131V220H129ZM135 221H136V220H135ZM135 221H134V222H135ZM139 221H140V220H139ZM142 221H143V219H142ZM157 221H158V220H157ZM160 221H161V220H160ZM170 221H171V220H170ZM170 221H169V222H170ZM176 221H178V220H176ZM198 221H199V220H198ZM226 221H227V220H226ZM232 221H233V220H232ZM252 221H253V220H252ZM254 221H255V220H254ZM13 222H15V221L13 220ZM20 222H21V221H20ZM23 222H25V221H23ZM28 222H29V221H28ZM30 222H31V221H30ZM30 222H29V223H30ZM42 222H43V221H42ZM73 222H74V221H73ZM77 222H78V221H77ZM97 222H98V221H97ZM101 222H102V221H101ZM113 222H114V221L112 220L111 223H113ZM124 222H125V221H124ZM145 222H146V220H145ZM145 222H144V223H145ZM147 222H148V221H147ZM185 222H187V221H185ZM191 222H192V221H191ZM191 222H190V223H191ZM195 222H196V221H195ZM224 222H225V221H224ZM224 222H223V223H224ZM234 222H235V221H234ZM3 223H4V222H3ZM6 223H7V222H6ZM17 223H18V222H17ZM21 223H22V222H21ZM48 223H49V222H48ZM48 223H46V224H47V225H46L47 228H48ZM67 223H69V222L67 221ZM79 223H80V222H79ZM85 223H86V222H85ZM114 223H115V222H114ZM114 223H113V224H114ZM131 223H132V221H131ZM140 223H141V222H140ZM144 223H143V224H144ZM150 223H151V222H150ZM158 223H159V222H158ZM172 223H173V222H172ZM178 223H179V222H177L176 224H178ZM193 223H194V222H193ZM193 223H192V224H193ZM199 223H200V222H199ZM220 223H221V222H220ZM241 223H242V222H241ZM241 223H240V224H241ZM257 223H259V222H257ZM257 223H256V224H257ZM23 224H24V223H23ZM54 224H56V223H54ZM58 224H59V223H58ZM58 224H56V225H58ZM61 224H60V225H61ZM80 224H81V223H80ZM80 224H79V226H80ZM82 224H83V221H82ZM86 224H87V223H86ZM90 224H91V223H90ZM92 224H93V223H92ZM95 224H96V223H95ZM99 224H100V223H99ZM106 224H108V223H106ZM117 224H118V223H117ZM117 224H116V225H117ZM133 224H134V223H133ZM165 224H166V223H165ZM165 224H164V225H165ZM174 224H175V223H174ZM195 224H196V223H195ZM195 224H193V225H195ZM4 225H5V224H4ZM16 225H17V224H16ZM37 225H38V224H37ZM40 225H41V224H40ZM44 225H45V223H44ZM70 225H72V224H70ZM76 225H77V227H78V223H77ZM96 225H97V224H96ZM102 225H104V224H102ZM121 225H122V222H121ZM129 225H130V224H128V227H131V226H129ZM135 225H136V224H135ZM139 225H140V224H139ZM182 225H183V224H182ZM199 225H200V224H199ZM201 225H202V223H201ZM207 225H208V224H207ZM209 225H211V224H209ZM218 225H219V224H218ZM229 225H230V224H229ZM243 225H244V224H243ZM253 225L256 226L254 223H253ZM6 226H7V225H6ZM8 226H9V225H8ZM89 226H91V225H89ZM112 226H114V225H112ZM122 226H123V225H122ZM124 226H125V225H124ZM132 226H133V225H132ZM150 226H151V225H150ZM153 226H154V225H153ZM160 226H161V225H160ZM221 226H222V225H221ZM225 226H226V224H225ZM231 226H232V225H231ZM233 226H234V225H233ZM235 226H236V225H235ZM246 226H247V225H246ZM9 227H10V226H9ZM9 227H8V229H9ZM15 227H16V226H15ZM22 227H23V226H22ZM50 227H52L51 224H50ZM62 227H63V226H62ZM74 227H75V225H74ZM80 227L83 228V229H85V228L82 227V226H80ZM91 227H92V226H91ZM103 227H104V226H103ZM116 227H117V226H116ZM118 227H119V226H118ZM135 227H136V226H135ZM138 227L140 228V226H138ZM163 227H166V226H163ZM168 227H169V226H168ZM179 227H181V226H179ZM219 227H220V226H219ZM226 227H227V226H226ZM226 227H225V228H226ZM236 227H237V226H236ZM257 227H258V226H256V228H257ZM1 228H2V227H1ZM57 228H58V227H57ZM70 228H71V227H70ZM95 228H96V227H95ZM107 228H108V227H107ZM112 228H115V227H112ZM112 228H110V229L113 230ZM121 228H123V227H121ZM121 228H120V230L122 231ZM133 228H134V227H133ZM139 228H138V230H139ZM154 228H156V226H154ZM169 228H170V227H169ZM188 228H189V227H188ZM193 228H194V227H193ZM213 228H214V227H213ZM238 228H239V227H238ZM260 228H261V225H260ZM11 229H12V227H11ZM32 229H34V228H33V225H32ZM32 229H31V230H32ZM40 229H41V228H40ZM63 229H64V227H63ZM67 229H68V228H67ZM74 229H75V228H74ZM83 229H82V230H83ZM88 229H89V228H88ZM130 229H132V228H130ZM161 229L163 230L162 227H161ZM204 229H205V228H204ZM209 229H210V227H209ZM209 229H208V230H209ZM245 229H246V228H245ZM248 229H249V228H248ZM251 229H252V228H251ZM1 230H2V229H1ZM14 230H15V229H14ZM18 230H19V229H18ZM21 230L23 231V229H21ZM21 230H20V231H21ZM37 230H38V229H37ZM49 230H50V229H49ZM82 230H81V231H82ZM93 230H94V227H93ZM96 230H97V229H96ZM96 230H95V231H96ZM111 230H110V231H111ZM115 230L118 231V229H115ZM126 230H127V229H126ZM135 230H136V229H135ZM135 230H134V231H135ZM144 230H145V229H144ZM176 230H177V229H176ZM200 230H201V229H200ZM213 230H214V229H213ZM221 230H222V229H221ZM249 230H250V229H249ZM252 230H253V229H252ZM8 231H9V230H8ZM29 231H30V230H29ZM69 231H70V230H69ZM81 231H79V232H81ZM89 231H90V230H89ZM110 231H109V233H110ZM124 231H125V229H124ZM148 231H150V230H148ZM155 231H156V230H155ZM157 231H158V230H157ZM159 231H160V230H159ZM164 231H165V230H164ZM164 231H163V232H164ZM171 231H172V230H171ZM183 231H184V230H183ZM191 231H192V229H191ZM255 231H256V230H255ZM24 232H25V231H24ZM45 232H46V231H45ZM61 232L63 233V231H61ZM70 232H71V231H70ZM73 232H74V230H73ZM93 232H94V231H93ZM93 232H92V233H93ZM105 232H106V231H105ZM137 232H138V231H137ZM163 232H161V233H163ZM166 232H167V231H166ZM177 232H178V231H176V233H177ZM185 232H186V231H185ZM197 232H198V231H197ZM197 232H196V234H195V232H194V234L197 235ZM206 232H207V231H206ZM223 232H224V231H223ZM229 232H230V230H229ZM231 232H232V229H231ZM242 232H243V231H242ZM250 232H251V230H250ZM8 233H9V232H8ZM20 233H21V232H20ZM22 233H23V232H22ZM29 233H30V232H29ZM32 233H33V231H32ZM36 233H37V232H36ZM50 233H52V232H50ZM54 233H55V232H54ZM68 233H69V232H68ZM71 233H72V232H71ZM97 233L99 234V230H98ZM97 233H96V234H97ZM112 233H113V235H114V232H112ZM125 233H128V232L126 231ZM133 233H134V232H133ZM158 233H159V232H158ZM158 233H157V234H158ZM173 233H174V232H173ZM182 233H183V232H182ZM215 233H216V232H215ZM244 233L247 234L246 232H244ZM252 233H254V231H253ZM252 233H251V234H252ZM257 233H258V232H257ZM259 233H260V232H259ZM15 234H16V233H15ZM30 234H31V233H30ZM38 234H39V233H38ZM58 234H59V233H58ZM78 234H79V233L76 234V239H77V235H78ZM93 234H94V233H93ZM100 234H101V233H100ZM103 234H104V232H103ZM103 234H102V237L104 236ZM110 234H111V233H110ZM115 234H116V233H115ZM128 234H129V233H128ZM131 234H132V233H131ZM142 234H143V233H142ZM150 234H152V233H150ZM150 234H149V236H150ZM163 234H164V233H163ZM165 234H166V233H165ZM167 234H168V233H167ZM167 234H166V235H167ZM171 234H172V232H171ZM171 234H170V235H171ZM174 234H175V233H174ZM187 234H188V232H187ZM192 234H193V233H192ZM194 234H193V235H194ZM222 234H224V233H222ZM222 234H221V235H222ZM239 234H240V232H239ZM2 235H3V234H2ZM2 235H1V236H2ZM34 235H35V234H34ZM44 235H45V234H44ZM59 235H60V234H59ZM72 235H73V233H72ZM79 235H80V234H79ZM81 235H82V234H81ZM86 235H87V234H86ZM88 235H89V234H88ZM106 235H107V234H106ZM117 235H118V233H117ZM124 235H125V234H124ZM129 235H130V234H129ZM129 235H128V236H129ZM139 235H141V234H139ZM139 235H138V236H139ZM144 235H145V234H144ZM201 235H203V234H201ZM207 235H208V234H207ZM235 235H236V234H235ZM261 235H262V233H261ZM4 236H5V235H4ZM4 236H3V237H4ZM14 236H15V235H14ZM35 236H36V235H35ZM38 236H39V235H38ZM42 236H43V235H42ZM48 236H49V238L51 237L50 235H48ZM52 236H53V235H52ZM61 236H64V233H63V235H61ZM70 236H71V234H70ZM89 236H90V235H89ZM108 236L110 237L109 234H108ZM155 236H156V235H155ZM158 236H159V235H158ZM163 236H165V235H163ZM168 236H169V235H168ZM181 236H182V235H181ZM190 236H191V235H190ZM214 236H215V234H214ZM238 236H239V235H238ZM242 236H243V235H242ZM244 236H245V235H244ZM251 236H252V235H251ZM25 237H27V238H26V239H23V240L30 239V237H32V234H31L30 237H29L28 235L25 234ZM111 237H112V235H111ZM115 237H117V236L115 235ZM121 237H122V236H121ZM123 237H124V236H123ZM146 237H147V236H146ZM173 237H174V236H173ZM173 237H172V238H173ZM178 237H179V235H178ZM197 237H198V236H197ZM197 237H196V238H197ZM199 237H200V236H199ZM199 237H198V238H199ZM202 237H203V236H202ZM247 237H248V235H247ZM254 237H255V235H254ZM33 238H34V236H33ZM38 238H39V237H38ZM43 238H44V237H43ZM47 238H48V237H47ZM60 238L62 239L63 237H60ZM87 238L90 239L89 237H87ZM103 238H104V237H103ZM113 238H114V236L112 237V239H113ZM153 238H154V237H153ZM156 238H157V237H156ZM160 238H161V237H160ZM163 238H164V237H163ZM175 238L177 239V237H175ZM179 238H180V237H179ZM193 238H194V237H193ZM207 238H209V237H207ZM207 238H205V239H207ZM212 238H213V237H212ZM212 238H211V239H212ZM228 238H229V237H228ZM235 238H236V237H235ZM235 238H234V239H235ZM248 238H249V237H248ZM255 238H256V237H255ZM0 239H2V237H1ZM44 239H45V238H44ZM44 239H43V240H44ZM64 239H65V237H64ZM64 239H63V240H64ZM68 239H69V238H68ZM80 239H81V238H80ZM92 239H94V236H93ZM110 239H111V238H110ZM127 239H129V237H128ZM141 239H142V238H141ZM170 239H171V237H170ZM199 239H200V238H199ZM202 239H204V238H202ZM214 239H215V238H214ZM226 239H227V238H226ZM226 239H225V240H226ZM234 239H233V240H234ZM245 239H246V238H245ZM43 240H42L41 242H43ZM46 240H47V239H46ZM53 240H54V239H53ZM72 240H73V239H72ZM74 240H75V239H74ZM81 240H82V239H81ZM94 240H95V239H94ZM137 240H138V239H137ZM144 240H145V239H144ZM196 240H197V239H196ZM207 240H209V239H207ZM215 240H216V239H215ZM217 240H218V239H217ZM222 240H223V239H222ZM222 240H221V242H223ZM225 240H224V241H225ZM239 240H240V239H239ZM243 240H244V239H243ZM248 240H249V239H248ZM248 240H246V241L248 242ZM250 240H251V239H250ZM252 240H253V239H252ZM1 241H2V240H1ZM4 241H5V240H4ZM8 241H9V240H8ZM11 241H12V239H11ZM30 241H31V240H30ZM30 241H29V243H30ZM50 241H52V240H50ZM55 241H56V240H55ZM58 241H59V239H58ZM58 241H57V242H58ZM70 241H71V240H70ZM77 241H78V240H77ZM90 241H92V240L90 239ZM90 241H89V242H90ZM121 241H125L124 238H123V240H121ZM141 241H142V240H141ZM141 241H140V242H141ZM152 241H153V239L150 241V244H151ZM190 241H192V238L190 239ZM198 241L200 242V240H198ZM213 241H214V240H213ZM229 241H230V240H229ZM231 241H232V240H231ZM234 241H235V240H234ZM262 241H263V240H262ZM33 242H34V241H33ZM60 242L62 243V241H60ZM60 242H59V243H60ZM75 242H76V241H75ZM80 242H81V241H80ZM86 242H87V241H86ZM99 242H101L100 239H99L98 243H99ZM118 242H119V241H118ZM126 242H127V241H126ZM136 242H137V241L134 242V240L132 241V243H134V244H136ZM153 242H154V241H153ZM155 242H156V240H155ZM155 242H154V244H156ZM160 242H161V240H160ZM180 242H181V241H180ZM207 242H208V241H207ZM207 242H206V243H207ZM221 242H220V244H222ZM225 242H226V241H225ZM225 242H224V243H225ZM239 242H240V241H239ZM244 242H245V241H244ZM247 242L245 243L246 245H247ZM251 242H252V241H251ZM5 243H7V242H5ZM17 243H18V242H17ZM34 243H35V242H34ZM43 243H44V242H43ZM61 243H60V244H61ZM66 243H67V241H66ZM66 243H65V244H66ZM94 243H95V241H94ZM129 243H130V242H129ZM138 243H139V242H138ZM141 243H142V242H141ZM141 243H140V244H141ZM145 243H146V242H145ZM145 243H143V244H145ZM173 243H174V242H173ZM173 243H172V245H173ZM190 243H191V242H190ZM208 243H209V242H208ZM210 243H211V242H210ZM214 243H215V241H214ZM226 243H227V242H226ZM231 243H233V242H231ZM263 243H264V241H263ZM3 244H4V242H3ZM15 244H16V243H15ZM39 244H40V242H39ZM60 244H59V245H60ZM62 244H63V243H62ZM70 244H72V243H70ZM146 244H147V243H146ZM159 244H160V243H159ZM161 244H162V243H161ZM161 244H160V245H161ZM164 244H166V243H164ZM178 244H179V242H178ZM192 244H193V243H192ZM242 244H244V243H242ZM249 244H250V243H249ZM249 244H248V245H249ZM18 245H19V244H18ZM51 245H52V244H51ZM75 245H76V244H75ZM85 245H86V244H85ZM106 245H107V244H106ZM110 245H111V244H110ZM114 245H115V244H114ZM116 245H117V244H116ZM119 245H120V244H119ZM124 245H125V243H124ZM126 245H127V244H126ZM126 245H125V246H126ZM157 245H158V244H157ZM168 245H169V244H168ZM170 245H171V244H170ZM210 245H211V244H210ZM210 245H209V246H210ZM222 245H223V244H222ZM233 245H234V244H233ZM238 245H240V244H238ZM252 245H253V244H252ZM261 245H262V244H261ZM6 246H7V245H6ZM20 246H21V244H20ZM22 246L24 247V245H22ZM28 246H29V245H28ZM28 246H27V247H28ZM101 246H102V245H101ZM125 246H124V247H125ZM134 246H135V245H134ZM146 246H147V245H146ZM146 246H144V247H146ZM148 246H149V245H148ZM165 246H167V245H165ZM214 246H215V245H214ZM220 246H221V245H220ZM226 246H227V245H226ZM258 246H259V245H258ZM1 247H2V246H1ZM9 247H10V246H9ZM18 247H19V246H18ZM23 247H22V248H23ZM29 247H30V246H29ZM29 247H28V248H29ZM40 247H41V246H40ZM42 247H43V246H42ZM42 247H41V248H42ZM99 247H100V246H99ZM102 247H103V246H102ZM114 247H115V246H114ZM124 247H123V248H124ZM132 247H133V246H132ZM153 247L155 248L156 246H153ZM171 247H172V246H170V248H171ZM212 247H213V246H212ZM218 247H219V246H218ZM231 247H232V246H231ZM239 247H240V246H239ZM249 247H250V246H249ZM14 248H15V247H14ZM19 248H20V247H19ZM30 248H31V247H30ZM38 248H39V247H38ZM51 248H53V246H52ZM56 248H57V247H56ZM59 248H61V245H60ZM62 248H63V246H62ZM69 248H70V247H69ZM94 248H95V247H93V249H94ZM127 248H128V247H127ZM154 248H153V250H154ZM159 248H160V247H159ZM168 248H169V247H168ZM175 248H176V247H175ZM179 248H180V247H179ZM179 248H178V251H179ZM187 248H189V246H188ZM196 248H197V247H196ZM225 248H226V247H225ZM237 248H238V247H237ZM244 248H245V247H244ZM246 248H248V247H246ZM246 248H245V249H246ZM23 249H24V248H23ZM31 249H32V248H31ZM39 249H40V248H39ZM46 249H47V248H46ZM57 249H58V248H57ZM57 249H56V250H57ZM67 249H68V248H67ZM107 249H108V248H107ZM115 249H117V248H115ZM139 249L141 250V248H139ZM143 249H144V248H143ZM160 249H161V248H160ZM172 249H173V248H172ZM203 249H204V248H203ZM217 249H218V248H217ZM229 249H230V248H229ZM255 249H257V248H255ZM5 250H7V249H5ZM11 250H12V249H11ZM14 250H15V249H13V251H14ZM26 250H27V249H26ZM37 250H38V249H37ZM54 250H55V249H54ZM89 250H90V248H89ZM103 250H104V248H103ZM103 250H102V251H103ZM108 250H110V249H108ZM133 250H134V248H133ZM145 250H146V249H145ZM145 250H144V251H145ZM174 250H175V249H174ZM183 250H184V249H183ZM197 250H198V249H197ZM210 250H211V249H210ZM213 250H214V248H213ZM234 250H235V249H234ZM251 250H252V249H251ZM258 250L260 251V253L262 252V253H261V254H262L261 256H264V246L260 247V249H258ZM21 251H23V250H21ZM71 251H72V250H71ZM82 251H83V250H82ZM116 251H117V250H116ZM138 251H139V250H138ZM151 251H152V250H151ZM178 251H177V252H178ZM185 251H186V250H185ZM205 251H206V250H205ZM211 251H212V250H211ZM214 251H215V250H214ZM239 251H240V250H239ZM244 251H245V250H244ZM244 251H242V253H244ZM247 251H248V250H247ZM249 251H250V250H249ZM2 252H3V251H2ZM24 252H26V251H24ZM52 252H53V251H52ZM57 252H58V251H57ZM57 252H56V254H57ZM88 252H89V251H87V253H88ZM91 252L94 253V251H91ZM97 252H101V251H98V250H97ZM114 252H115V251H114ZM117 252H120V251H117ZM123 252H124V251H123ZM123 252H122V253H123ZM125 252H126V249H125ZM142 252H143V251H142ZM155 252H156V250H155ZM166 252H168V251H166ZM171 252H172V251H171ZM182 252H184V251H182ZM233 252H235V251H233ZM237 252H238V251H237ZM257 252H258V251H257ZM257 252H256V253H257ZM9 253H10V252H8V254H9ZM14 253H15V251H14ZM16 253H17V252H16ZM27 253H29V252H27ZM35 253H36V251H35ZM37 253H39V250L37 251ZM54 253H55V252H54ZM67 253H68V251H67ZM81 253H83V252H81ZM85 253H86V252H85ZM109 253H110V252H109ZM126 253H127V252H126ZM139 253H141V252H139ZM145 253H146V252H145ZM145 253H144V255H145ZM147 253H148V252H147ZM149 253H150V252H149ZM156 253H157V252H156ZM162 253H164V252H162ZM211 253H213V252H211ZM214 253H216V251H215ZM218 253L221 254V252H218ZM231 253H232V252H231ZM1 254H2V253H1ZM24 254H25V253H24ZM24 254H23V255H24ZM29 254H30V253H29ZM29 254H28V256H26V257H29V256L31 255V254H30V255H29ZM33 254H34V253H33ZM40 254H42V253H40ZM47 254H49V253H47ZM94 254H96V253H94ZM110 254H111V253H110ZM119 254H120V253H119ZM124 254H125V253H124ZM132 254H133V253H132ZM151 254H152V253H151ZM174 254H175V253H174ZM180 254H181V252H180ZM182 254H183V253H182ZM191 254H192V253H191ZM191 254H190V255H191ZM200 254H201V253H200ZM203 254H204V253H203ZM205 254H207V253H205ZM220 254H219V256H220ZM245 254H246V253H245ZM251 254H252V253H251ZM2 255H3V254H2ZM2 255H1L0 257H2ZM12 255H13V254H12ZM26 255H27V254H26ZM34 255H35V254H34ZM154 255H156V254H154ZM198 255H199V254H198ZM216 255H217V254H216ZM221 255H222V254H221ZM223 255H224V254H223ZM243 255H244V254H243ZM259 255H260L259 253H258V254H255V253L253 252V256H252V257H250L251 255H249L250 260H249V262H247V263H251V264L254 263V264H255V263H256L255 260L257 259V257H258V259H259V257H260ZM8 256H9V255H8ZM31 256H32V255H31ZM31 256H30V257H31ZM68 256H69V255H68ZM70 256H71V255H70ZM75 256H76V255H75ZM75 256H74V257H75ZM112 256H114V254H113ZM117 256H118V255H117ZM134 256H135V255H134ZM136 256H137V255H136ZM146 256H147V255H146ZM170 256H171V255H170ZM185 256H186V255H185ZM212 256H213V255H212ZM214 256H215V255H214ZM230 256H231V255H230ZM240 256H241V254H240ZM246 256H247V255H246ZM17 257H18V256H17ZM17 257H16V258H17ZM87 257H89V256H87ZM87 257H86V258H87ZM90 257H91V256H90ZM90 257H89V259H90ZM92 257H93V256H92ZM92 257H91V258H92ZM95 257H96V256H95ZM120 257H122V256H120ZM123 257H124V256H123ZM126 257H127V255H126ZM142 257H143V256H142ZM144 257H145V256H144ZM151 257H152V259H153V255H152ZM157 257H158V256H157ZM163 257H164V255H163ZM204 257H205V256H204ZM220 257H221V256H220ZM220 257H219V258H220ZM7 258H8V257H7ZM19 258H20V257H19ZM82 258H83V257H82ZM104 258H105V257H104ZM113 258H114V257H113ZM131 258L133 259V257H131ZM149 258H150V257H149ZM169 258H170V257H169ZM180 258H181V257H180ZM185 258H187V257H185ZM185 258H184V260H185ZM193 258H195V257H193ZM197 258H198V257H197ZM206 258H207V257H206ZM209 258H210V257H209ZM215 258H216V256H215ZM230 258H231V257H230ZM244 258H246V257H244ZM8 259H9V258H8ZM8 259H6V260H8ZM22 259H24V258H22ZM80 259H81V258H80ZM109 259H110V258H109ZM114 259H117V258H114ZM146 259H147V258H146ZM152 259H151V260H152ZM155 259H156V258H155ZM158 259H159V258H158ZM161 259H163V258H161ZM165 259H166V257H165ZM171 259H172V258H171ZM187 259H188V258H187ZM207 259H208V258H207ZM220 259L223 260V257L220 258ZM225 259H226V258H225ZM227 259H228V256H227ZM238 259H239V257H238ZM238 259H237V260H238ZM247 259H248V258H246V260H247ZM262 259H263V258H262ZM0 260H1V259H0ZM18 260H19V259H18ZM25 260H26V259H25ZM37 260H38V259H37ZM72 260H73V259H72ZM75 260H76V259H74V261H75ZM83 260H85V258H84ZM93 260H94V258H93ZM124 260H125V259H124ZM124 260H123V261H124ZM151 260H150V261H151ZM172 260H173V259H172ZM191 260H192V259H191ZM200 260H202V259L200 258ZM203 260H204V259H203ZM221 260H220V261H221ZM228 260H229V259H228ZM228 260H223V261H228ZM244 260H245V259H244ZM1 261H2V260H1ZM9 261H10V260H9ZM23 261H24V260H23ZM27 261H28V260H27ZM86 261H87V260H86ZM150 261H149V263H150ZM166 261H167V260H166ZM169 261H170V260H169ZM208 261H209V260H208ZM214 261H215V260H214ZM257 261H258V260H257ZM2 262H3V261H2ZM25 262H26V261H25ZM31 262H32V261H31ZM77 262H78V261H77ZM77 262H76V263H77ZM83 262H84V261H83ZM96 262H97V261H96ZM135 262H136V261H135ZM137 262H138V260H137ZM142 262H143V260H142ZM157 262H158V261H157ZM162 262H163V261H162ZM162 262H161V264H162ZM164 262H165V261H164ZM194 262H195V261H194ZM194 262H192V263L194 264ZM196 262H198V261H196ZM231 262H232V261H231ZM26 263H27V262H26ZM69 263H70V261H69ZM101 263H102V262H101ZM115 263H116V261H115ZM117 263H118V262H117ZM119 263H121V262H119ZM119 263H118V264H119ZM125 263H126V262H125ZM171 263H172V262H171ZM190 263H191V262H190ZM200 263H201V262H200ZM237 263H238V261H237ZM237 263H236V264H237ZM239 263H240V260H239ZM239 263H238V264H239ZM244 263H245V262H244ZM263 263H264V262H263ZM17 264H18V263H17ZM70 264H71V263H70ZM86 264H87V263H86ZM92 264H93V263H92ZM95 264H96V263H95ZM169 264H170V263H169ZM173 264H174V263H173ZM186 264H187V263H186ZM201 264H203V263H201ZM205 264H206V263H205ZM207 264H208V263H207ZM211 264H212V263H211ZM215 264H217V263L215 262ZM228 264H229V263H228Z\"/></svg>",
  "mask_w": 264,
  "mask_h": 264
},
{
  "label": "clouds",
  "instance_id": "3",
  "mask_svg": "<svg viewBox=\"0 0 264 264\" xmlns=\"http://www.w3.org/2000/svg\"><path fill=\"white\" fill-rule=\"evenodd\" d=\"M3 6L11 8L16 5L5 3ZM38 103V97L29 95L18 100H0V123L8 135V139L0 143V178L15 179L28 170L30 162L22 155L19 145L24 141L25 128L29 125L34 106ZM104 132L103 113L85 112L78 122L68 126L59 137V151L73 164H78L86 155L89 146L95 150L97 143L102 142ZM71 175V172L66 171L58 179L63 182Z\"/></svg>",
  "mask_w": 264,
  "mask_h": 264
}]
</instances>
